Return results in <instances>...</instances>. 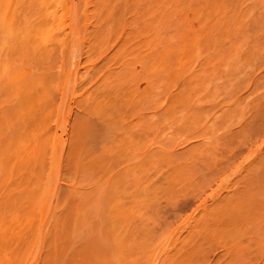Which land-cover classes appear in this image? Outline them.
Masks as SVG:
<instances>
[{
  "label": "rangeland",
  "instance_id": "374dc122",
  "mask_svg": "<svg viewBox=\"0 0 264 264\" xmlns=\"http://www.w3.org/2000/svg\"><path fill=\"white\" fill-rule=\"evenodd\" d=\"M72 1H74V3H76V4H74ZM80 1L81 0H71V3L74 5V11L76 12V16L74 15V17H73V15L71 16V19L69 18L70 16L68 15H66L67 17H65L64 19L62 18V20H61V22H59V23H62L63 22V20H65V22H64V24L66 23L67 24V22L69 23V25H74L73 27L71 26V29H73V28H76V25L79 23V21L77 22V20L79 19L78 17H80V26L81 27H83L84 29L83 30H85V32L87 31V29H88V31H87V33L89 34H87V35H85V37H84V39H83V35L85 34V32H82V30H80V32H79V30H78V32L79 33H81V34H79V33H77V34H79V35H81V36H79V35H77V34H75V35H77V36H79V41H80V39H81V41L82 42H84V44H82V42L80 41V44L81 45H84V46H81L80 47V51L78 52V53H74V52H76L77 51V49L79 48V41H76L75 39H77V38H73V34H74V32H73V34L72 33H70V32H72L71 30H69V28L70 27H68V26H66L65 27V25H63V24H60L61 25V27L60 28H63L62 30H59V28H57L55 31H56V33H58V37H56V34H55V32H54V40L53 41H56V39H59L60 41H66V43H68V44H64V46H63V48H62V50H61V48L60 47H58L59 45H58V43L60 42H56L57 44L55 45V44H50V46H49V43H51L52 42V40H51V42H49L48 43V46L51 48V47H53L54 49L53 50H55L54 52V54H55V56H54V64L52 65V67H53V70H52V73H53V75L56 77V79L58 78L59 79V81H60V85L62 84V83H64V84H62V86L64 85V87L63 88H59V89H61V90H59L58 91V88L57 87H60V85L59 86H57L56 88L54 87V89H53V91L51 92V93H53L54 91H58L57 93H55L54 92V95H52L51 94V96L49 97V98H51V100L48 98V100L46 99V101H48V102H46L45 101V103H47V104H50V102L52 103V104H50L49 106H53V109H52V107L50 108H46V109H48V110H50L51 109V111H52V113H51V111L47 114V115H45L44 114V112H43V116H45L44 118H43V120L41 119L42 117V115L40 116V119H41V122L43 123V122H45L44 121V119H46V116H47V118H48V120L49 121H46L44 124L46 125V127L44 126V124H42L43 125V127H45L44 128V130H42V133L44 132H46V134L48 135V137H47V135H45L44 137L45 138H42L43 140H47V142H46V140L44 141V142H46L45 143V145H49V146H46V147H48V149H46V147H45V151H44V158H43V160H44V165H43V173H44V179H43V181H41L42 179H39V177H37V174H38V171H39V169H36V170H34V171H32V170H29V173L30 174H33L32 175V177L30 178V180H26L27 182H29V183H31V182H33V183H39L40 182V184H42V185H44V186H47V184H49L50 182L52 183V184H50L53 188H55L54 189V192L52 193L55 197H56V195H57V193L59 192V194L62 196H60L59 194H58V197H57V199H55V197L52 195V199H51V202L50 201H48L47 200V202H48V204H50V206L49 205H45V206H47V207H49V209H46V207H45V209L47 210V212L46 211H44L45 209L43 208V210H42V212L44 211V213L47 215V217L48 216H51V215H53V214H50L52 211V209H53V206L54 207H57V209H55L56 211H58V212H56L55 211V213L54 214H58L59 213V209H60V207L59 206H62L61 208H63L62 209V213L63 212H65L66 210L64 209V208H68V204L70 203H72V205L71 206H73L74 205V203H75V205H76V203L77 202H80V203H82V205L80 204V206L82 207V206H85V207H87V208H84V211L86 212V216H87V212H88V210H89V212H90V209L91 208H94L95 207V203H96V200H99V199H96L95 197H93V196H91V193L89 192V191H91L92 190V186L91 187H87V186H89L90 184L92 185L93 184V180L95 179V181H96V179H98L97 180V182H96V184L100 181L101 182V184H103L105 187H104V189L106 190L105 192H107V188L109 187L110 188V191L112 190V188H111V186H113L112 184L115 182L116 183V178L118 177L119 179H121V181H118L117 180V183H116V185H114L115 187H114V190H115V188H117V190L116 191H114L113 192V190L111 191V192H113L115 195V198L117 197H119L120 196V194H122L120 197H121V199H120V197H119V199H116L117 200V206H118V208L120 207V205L118 204V201L119 202H121L120 200H122V202L120 203V204H122L121 206L122 207H124V208H126L127 210H128V206L129 205H131V207H132V203L134 202V204H135V206H136V204H137V206H136V208L135 209H137V210H135L134 209V211H139V212H141L142 213V211H140L139 209H140V207L139 208H137L138 206H140L139 204H138V202L139 201H141L142 200V195H141V200L139 199L138 201H134V200H136V199H138V192H139V194L141 193V189H144V186H145V189H146V185L148 186L147 187V189L145 190L146 192H144V194L146 195H148L147 197L148 198H150L151 197V201H150V199H148L149 201L148 202H153L152 204H154L153 205V207L152 208H154V210L153 209H149V207L147 208V207H145V209H147L146 211H148V213H146V211H144V209H143V212H145L146 213V215H141V213H140V215L138 214L139 212H137V215H136V212H134V213H132V216H130L129 215V217H133L134 215L133 214H135L136 216H139L138 218H136V216H134V218L136 219H133V220H131V222H129L130 220H129V218H128V223L126 222V218H127V216L128 215H126V217H125V213L123 214L121 211H119V209L117 208V206H114L112 203H114L113 201V199H111V197H114V196H112V195H110L109 196V199H104L103 200V209H101V210H104V214H102V212L100 211L99 212V215H100V219H98L99 217V215L97 216V214H95L96 215V217L94 216L93 217V215H92V213H93V211H91V213H89V217H91V221L93 222H90V223H92V227L94 226V228H95V226L97 225V226H99L98 224H100V222H98V220H101V221H103V218H105L106 217V222L105 221H103V222H105L102 226H104L102 229H101V227H100V231H98V230H96V232L97 233H95V234H98V236H102V237H100V240L99 239H97L98 241V243H97V245L99 244V242H100V246H101V243H103L104 244V246L106 247V251H107V249H110L111 251H110V253L109 252H106L104 249H100L99 251H96V250H98V247H97V245H96V243H95V245H96V252H94V253H97V254H95V257L96 258H93V256H94V254H93V256H91L92 254H91V252L90 251H92V249L91 248H93V247H91V246H93V245H88V244H86V245H88V246H90L91 248V250L88 252L89 253V255L90 256H88V254H87V251H88V249H89V247L87 246V247H85L84 245H83V247L84 248H82V242L86 239V237H85V239H81L80 238V236H83V235H81V233H84V232H87V231H84V228H85V226H86V230L87 229H91V227H89V226H91V224H89V221L88 220H90L89 218L86 220V221H83L85 218H84V214L83 213H85L83 210H81L82 212H81V217L82 218H84V219H82V220H80V221H77V220H79L78 219V217L80 216H77V219H76V221L77 222H82V224H84V223H87L84 227H83V230H79L80 229V227L81 226H78L77 225V222L76 221H74L75 219H74V217H72L71 216V214H73V213H71L72 211H74V210H76V209H78V206H77V208H75V205H74V209L72 210V211H70L71 210V208L72 207H69V212L71 213H69V212H65L64 214H63V216H61V215H58V216H61L59 219H57V221L58 220H60V222L58 221H54V223L55 222H57V223H61V218H62V223H63V221L65 222V220L64 219H66L67 217L68 218H70V222H73L74 221V223L76 222V224H75V226L77 225L78 226V228H76V229H78V231H83V232H81V233H79L78 231V233L80 234V236L79 235H76V234H78V233H76L75 235L73 234L72 236L70 235V234H68L70 231H72V229L71 228H73V226H72V224L73 223H69V224H71L68 228H70L71 230L69 231V229L67 228L66 230H64V231H62V230H60V232L58 233L59 235H62V238H63V240H62V238H60V239H55V236H57L58 234H56V235H54L55 234V229L53 230V240H56V242L54 243L53 242V240H50V239H44L43 240V238H45V236H43L42 234H44L45 233V231L47 232H50L49 231V227L50 226H52V224H54V223H52L51 221V219H49V220H51V221H49V222H51L50 224L51 225H49L48 223V218L46 217V215L45 214H43L40 210V212L41 213H39L38 214V212H37V215L36 216H32L33 217V219L35 220V222H36V228L38 229V225H48V227H46L45 226V228H46V230H42L41 232H40V230H37V232L36 233H38L39 234V239H41V240H39L38 239V235H37V237L35 236V240L34 239H32V237H34V235H35V231L34 232H32L33 233V235L32 234H29L30 236H31V239H28V237L29 236H27L26 234H24V231H23V234L25 235V236H27V237H25V239L24 240H26V239H28V242H27V244L25 243V245H26V249H25V247H24V249H22V244L24 245V240H22L21 238V240H22V242H21V248L20 249H22V250H19V248H18V250H17V247H15V246H13V244L14 243H16V242H14V241H12L14 238H15V236L14 237H12L13 236V234L11 235L10 233H8V237H9V235H11V237L12 238H8V237H6V236H4V238H3V240H0V244H1V242H2V244H4V246H1L0 245V264H43V263H45V264H60V263H62L63 261H64V263L63 264H65V261H66V263H67V261H69L70 259H71V257L73 258V260H74V262H78V264H79V262L80 263H84V262H86V264H113V263H111L112 261H114V263L115 264H118V262H120L121 260H120V258H122V256H124L123 257V259L124 260H126L125 259V254L127 253V255H130V257L132 256L133 257V255H136L137 256V254H139V252H137V251H145V249H139V248H143L141 245V243H143V244H146V241H150V239H148V238H146V236L143 234V233H145V234H149L150 235V233L149 232H147V230H149L150 232H152L151 233V236L153 237L154 235L153 234H155V236L152 238V239H154V238H159V237H157V236H160V238L162 237H164L165 238V240L163 239V240H161L160 239V241L163 243H165V244H162V246H161V243H160V241L159 242H157L158 244L160 243V245H158L157 247L156 246H154V248L153 247H151L152 245H156V242H155V244H154V242H153V244L151 243V241H152V239H151V241L149 242V243H151L150 245H149V243H147V246H145V247H147V248H150V249H148V251H145L144 252V255H141L140 254V256H137L138 257V259H140V260H136V256H135V258H133V259H135V260H133V259H131V258H128V260L127 261H121L122 263H120V264H142V263H144V264H164L165 262L166 263H170V261L171 262H173L174 264H177V261L180 259V258H177L178 256H180L179 255V253L177 252V251H180V253L182 254V252L184 251V249H183V251H182V246H183V248H185L186 246H188V247H192L191 245H193L194 243H192L193 241H195V240H192L193 238H191L192 236H197V238L195 237L194 239H197V240H199L198 242L200 243V245H201V247H200V251H201V249L203 248L204 249V246L202 245L203 243H205L204 245H206L205 246V250H207L206 252L204 251V253H205V257H204V255H203V257L204 258H206L204 261H202V255H201V257L200 258H197V255H194V256H196V259H198V261L196 260V264H198L197 262H200L199 264H217V262L219 263L220 262V259L222 258V260H223V258L226 260L225 262L224 261H222V263L220 262L219 264H223V262L225 263V264H230L231 262H233V263H231V264H237L236 263V261L235 260H238V264H243L241 261L244 259L245 261L247 260L248 261V258H245L246 256H244V254H243V252L245 253H250V250L247 252V249H246V247L247 248H251V254H253L254 252H255V250H253L254 248H256V246H258V245H251V244H248V242L246 243V244H248V245H246V244H243V240H245V238H247L246 240H245V242L246 241H248L249 240V243L252 241V244L254 243V244H257V243H259V242H261L262 240H259V242H256L255 240L256 239H258V238H260V239H263L264 240V234L263 233H261L263 236H261L260 235V233L258 232V231H260V229H261V227H263L264 228V225L263 226H261V219H259V218H257V216L258 215H260L259 213H261V212H259L260 210L262 211V207H259V208H256V209H258V211L256 210V211H254L253 209H255V208H251L250 207V209H251V215H249L250 214V212L248 211V210H246V209H248V208H246V206L248 207V205H246L245 207H242L240 204H241V202L240 201H238V202H240L239 204H238V202H236V200L234 201V203L237 205V207L239 208V205L244 209V210H246L245 212L246 213H242L241 212V214H243V216H241V214H240V219L242 220H240L239 219V214L236 216V215H232L233 214V208L235 207H233L232 205V207H228L229 205L228 204H230V203H228L227 205V207H225L226 209H223V206H222V204L221 205H216L215 204V201H216V203L218 204L219 202L221 203L222 201H224L225 200V197H227V198H229V196H230V198L232 197L231 196V194H235L236 192H234V191H236V190H238V195H240L239 194V192L240 191H242V188H241V190L239 191V188L241 187V186H244L243 184V182L241 183V181H243V180H240L238 183H239V188H237L238 186H236L235 185V183H236V179L237 180H239L240 178V175L239 174H243L242 172H243V170H245V167L249 164V162L248 161H251L252 160V155H251V152H247V150H249V151H252V150H250V148L252 147L253 149H254V146H250V148H249V145H253L254 143L255 144H258V145H260V143H262L263 141H264V135H262L261 136V139L263 140H261L260 141V143H259V140H260V138H258V135H260V134H258L257 135V141L256 140H254V143L252 144H250V142H251V140L253 141V139H251V138H253L252 136L254 135L255 136V133H254V130L255 129H257V127L256 128H254V130H252V126L249 128V126H250V124L251 123H255L254 122V120H253V122H252V116H251V113L248 111L249 109H251L252 107H254L252 104H253V102H254V100H252V101H250L251 100V98L253 97V98H255L254 96L258 93H260L261 92V90L260 91H258L257 90V85H258V83H256V81H252L251 83L252 84H250V82L249 83H247L248 85H250V86H248L247 84H246V82L247 81H251L252 79H254L255 77L252 75V79H251V72H249L248 73V71L249 70H252V68L253 69H256V70H254V71H257V72H263L261 69L262 68H264V61L263 62H261V60H263L264 59V51L263 52H261L262 50H263V48H264V46L261 48V49H259V45H262L263 43L261 42V41H263L264 42V39L262 40V38L260 39V38H257L256 37V35L254 34L255 32L257 33V32H259V31H257L258 30V28H259V30H261L260 28H264V24H261L260 23V20H261V18H263V20H264V15L262 16V14H264V5H262L264 2V0H254V1H257L256 3L257 4H259V2H260V4L259 5H257L256 6V3H255V5H254V3H252L250 0H249V2H247L246 0V2L247 3H245L244 2V4H245V7H244V5L243 4H241V6L243 5V7L245 8L244 9V11L246 10V9H250V8H247V6H246V4L248 5L250 2V4L254 7H252V9L249 11L251 14H253V12L256 14V16H255V14H253V16L251 15V18L253 17V18H255L254 19V21H253V18H252V21L254 22H250V25H249V23L248 22H245L246 20H245V18H244V20L245 21H243V23H242V21H241V19H243V18H241V16H243L244 15V17H245V12L242 10V12H244V14L242 15L241 14V11H239V10H237L235 7L233 8L232 6L230 7V4L232 3L231 1L230 2H228V3H230V4H228L229 5V7H230V9H232V10H236V12L238 11V12H240L239 14H241L240 16H239V21L241 22L240 24H243V26H246V28H248V30L246 29V28H244V29H246L245 30V34L246 35H244L243 37L244 38H248V34L249 35H251L249 38H248V40H246V41H244L246 44H247V42H250V38L251 39H254V40H252V43L250 42L249 43V46H248V44H247V46H248V48H247V46H246V44L244 45L245 46V48H244V46L242 47L241 45H239V44H241L242 43V41H243V37H242V33H243V26H241V28H242V31H240V32H237L236 30L238 29V28H240L239 27V21L238 22H236L238 19H237V16L239 15L238 14V12H237V16H236V18H234V17H232V16H230V17H232V18H224V16L226 15H222V14H224L225 12L223 11V8H221V7H219V8H221V10H222V12H224V13H222V14H220V10H218V8H216L217 9V11L219 12V14H217V17H214V16H216V15H214L213 16V18H210V20H212L213 19V21H211V22H209V25H213L214 27H215V25L218 27V25H219V23L221 22V24L219 25V26H222L223 25V29L218 33V35H216V36H214L213 37V35H215V34H212V33H209V31L211 32V30H210V26L208 25V21H209V15H211L213 12H209V9L210 10H212L211 8V6L213 5L214 7H217L216 6V3H218L219 4V2L221 1H219V2H215L214 0H212V1H214L213 2V4H212V2H208L210 5V8L208 7V6H206V5H208L207 4V1L208 0H200V4H202L203 5V7H204V10H205V7H208V8H206V12L203 10V13H204V16H205V18L206 19H208V20H206V23L207 24H205V18L203 19V17L201 18V16H203V14H201L200 12H202L199 8H197L196 6H195V4L193 5L192 3H194V2H190V0H188V1H186V0H180V3H179V8H184V9H188L187 11H186V13H187V15H188V17H185L187 20H185V22L184 23H187V26H185L186 27V29H184L185 31H187L188 32V35L186 34V32H185V34H186V36L184 37V35L182 34V33H184V30L183 29H181V28H183L184 26H182V19L181 18H184V17H180V21H181V25H179L178 26V29L180 30H177V29H175V27H177V26H175L176 25V23L178 22V20L176 19V18H179V15H177V13H175L176 12V10H174L175 12H172L173 13V15H176V16H178V17H175V19L176 20H174V19H172V17H170L171 18V20H169V24H168V22L166 23V20H168V19H164L165 21H163V22H165L164 24H167V25H164L163 24V22H161L162 23V25H164V26H159V27H161L164 31H166V32H164L163 30H157L158 28V24L160 23V21L158 22V21H154L155 19L152 17H150V18H148V22L146 21V19L144 18V17H146V16H142L141 14L144 12V11H142V10H149V13L151 12V8H157L156 7V4L153 6L152 4V1H151V4L150 5H152L153 7H147V9H146V6H144V7H141V8H143L142 10H140V11H138V12H136L134 9V14L135 15H130V17H128V15H127V13H126V11L127 10H131L132 11V9H130V8H126L124 5H126V4H124L123 5V0H117V3H116V1H113L115 4H117L118 5V7L117 8H119V5L120 4H122L124 7L122 8L121 6L122 5H120V7L122 8V11H123V9L125 8L126 9V11L124 10L123 11V14H125L126 13V15H127V17L126 16H124L123 18H125L126 17V19H123L122 18V16H123V14H122V16H121V14H119V11H120V13H121V8H120V10L118 11L117 10V8L115 7L116 5H114V10L116 9V11H113V12H116V13H118V14H116V15H114V13H113V15L116 17L117 15H118V17L120 18V20H119V18L118 17H114V18H112V20H108V16L111 14L110 13V10H109V12H108V9L110 8H108L107 9V7H108V5L110 4V6H113L112 4H114V3H112V2H108L107 3V1L106 0H103V3L105 2V5L103 4V5H101L102 3H101V1L100 0H97V2H96V0H95V3H97L98 5H96L95 3L93 4V5H96V7L98 8V6H99V8L97 9V11H94V9L96 8L95 6H93L92 4H91V2H93L92 0L90 1V6L92 5V7H87V8H89L90 10H92V11H94V13L96 12H98L97 14L98 15H103V16H105V13H106V11H107V13L106 14H108L107 15V18H106V16H105V19L104 20H106L107 19V21H110V23H111V21H112V28H110V25L108 26L107 24H104V25H107L108 27H109V30L108 31H110L109 33L107 32V30L105 31L106 33L104 34V32L102 33V34H104V36L103 35H101V33L100 32H102V31H104V29H106V27L104 26V27H100V25L99 26H95V24H93V22H95L96 21V19H98L99 17L97 16V14H96V16H97V18L95 17V14L94 13H90V12H92V11H88V13H86V11L87 10H89V9H86V11H85V14H86V16H90V17H92L93 15H94V17H92L91 18V20L93 19V18H95V21H91V20H89V18H86V16H85V18L84 19H86V20H84L83 19V17H81V15H79V16H77L78 15V13H83V11L85 10L84 9V7L86 8V3L87 4H89V0H87V2H86V0H82L81 2H82V5L84 4L85 6H83L82 8L84 9H79V7L77 6V3H78V5H79V3H80ZM119 1V2H118ZM121 1V2H120ZM134 1V0H133ZM136 1V0H135ZM145 1V0H144ZM144 1H142L143 2V4H141V5H146V3L148 4V3H150V1H148V2H146L145 4H144ZM157 1V0H156ZM160 1H163V2H165V0H160ZM171 0H169V2H170ZM175 1V0H174ZM197 1V0H196ZM218 1V0H217ZM229 1V0H228ZM232 1H234V0H232ZM244 1V0H243ZM123 2V3H122ZM126 2H130V1H126ZM137 2V1H136ZM172 2V1H171ZM170 2V3H171ZM176 2H178V0H176ZM203 2L206 4H203ZM225 2V0L223 1L222 0V3L224 4V5H227V3L225 4L224 3ZM235 2L237 3V2H239V0H235ZM234 2V5L236 4ZM240 2L242 3V1L240 0ZM120 3V4H119ZM133 3V2H132ZM132 3H128V4H132ZM138 3H140V2H138ZM161 3V2H160ZM160 3H158L159 5H160ZM166 3V2H165ZM164 3V4H165ZM170 3H169V7H170ZM175 3V2H174ZM173 3V5H172V3H171V10H172V7L175 5ZM197 3H198V1H197ZM221 3V4H222ZM81 4V3H80ZM100 4V5H99ZM162 4V3H161ZM217 4V5H218ZM76 5V6H75ZM81 5V6H82ZM107 5V7H106V9H105V6ZM137 5V4H136ZM141 5H139V6H141ZM150 5H147V6H150ZM159 5H157V6H159ZM202 5H200V6H202ZM239 5V4H238ZM262 5V6H261ZM89 6V5H88ZM101 6V7H100ZM103 6H104V10H106L105 12H103V13H101L102 11H104L103 10ZM134 6V5H133ZM139 6H137V7H139ZM168 6H166L165 8H164V10L166 9V8H168ZM200 6H198V7H200ZM222 6V5H221ZM235 6H237V5H235ZM240 6V7H241ZM249 6V5H248ZM76 7H78V9L77 10H75L76 9ZM95 7V8H94ZM128 7V6H127ZM129 7H132V6H129ZM161 6H159V8H160ZM174 7H177V3H176V5L174 6ZM178 7H177V10H178ZM223 7V6H222ZM238 7V6H237ZM242 7V8H243ZM94 8V9H93ZM140 8V7H139ZM139 8H137L138 10H139ZM140 8V9H141ZM149 8V9H148ZM154 8V9H155ZM202 8V7H201ZM226 8V7H225ZM225 8H224V10H225ZM239 8V7H238ZM242 8H240V9H242ZM59 9V8H58ZM61 9V8H60ZM135 9H136V7H135ZM153 9V10H154ZM161 9V8H160ZM203 9V8H202ZM215 9V8H214ZM213 9V10H214ZM215 9V10H216ZM54 11H57V12H62V10H57V8H54L53 9ZM52 10V11H53ZM82 10V11H81ZM99 10V11H98ZM113 10V9H112ZM111 10V11H112ZM171 10L170 11H168V12H170V14H172L171 13ZM172 10V11H173ZM226 10H228V9H226ZM118 11V12H117ZM157 11H158V13L157 14H159V10L157 9ZM166 11V10H165ZM164 11V12H165ZM179 11V10H178ZM180 11H181V9H180ZM184 11V10H183ZM183 11L180 13V14H182L183 13ZM189 11L191 12V11H194V12H196V14H197V17H198V15L199 14H201V15H199V18L197 19V17H196V15L194 16L195 18H193L192 19V15L193 14H195L194 12H193V14H192V12L191 13H189ZM217 11H215V12H217ZM230 12H231V10H229ZM100 12V13H99ZM128 12V11H127ZM154 12V11H153ZM164 12H160V14H162L163 13V15H164ZM168 12L166 13V14H168ZM185 12V11H184ZM214 12V13H215ZM235 12V13H236ZM246 12H248L247 10H246ZM248 12V13H249ZM110 13V14H109ZM130 13V12H129ZM185 13V14H186ZM210 13V14H209ZM227 13H228V11H227ZM232 13V12H231ZM231 13L230 14H227V15H231ZM234 13V12H233ZM259 13H261V18H260V20H258L259 19ZM88 14V15H87ZM90 14V15H89ZM132 14H133V12H132ZM144 14V13H143ZM259 14V15H258ZM59 15V14H58ZM61 15V17H64V16H62L63 15V13L62 14H60ZM65 15V14H64ZM145 15H147V12H145ZM169 15V14H168ZM167 15V16H168ZM173 15H171V16H173ZM183 15V14H182ZM218 15H219V18H220V16H221V18H222V20H223V22H224V20L226 21V22H228V19H230V21H231V19H237V20H232L231 22L229 21L228 23H227V25H228V27L227 28H225L226 27V25H225V22L223 23L222 21H220L219 19H218ZM235 15V14H234ZM111 16V15H110ZM110 16H109V19H110ZM139 16V17H138ZM155 16H157V15H155ZM184 16V15H183ZM186 16V15H185ZM190 16V17H189ZM223 16V17H222ZM137 17V18H136ZM149 17V16H148ZM160 17V16H159ZM164 17H165V15H164ZM163 17V18H164ZM210 17H212V15L210 16ZM228 17V16H227ZM248 17V16H247ZM246 17V19H247V21H248V19H250L249 17L247 18ZM73 18H75V19H73ZM129 18V19H128ZM131 18V19H130ZM134 18L136 19L134 22H136V24L135 23H130V25L128 24V22H130V21H132V20H134ZM157 19H158V17H156ZM162 18V17H161ZM161 18L159 19V20H161ZM191 18V19H190ZM224 18V19H223ZM241 18V19H240ZM70 19V20H69ZM77 19V20H76ZM87 19H88V21H90L91 22V25L89 24H87L88 22H87ZM103 19V17H101V19L100 20H102ZM114 19V20H113ZM144 20V23H148V24H150V22H152L151 23V25H150V27L152 28L153 26H155V28H157V29H154L153 31H151V29L150 28H143L142 26H144L145 24H142L141 25V21L142 20ZM153 19V20H152ZM156 19V20H157ZM201 19V20H200ZM215 19H218L217 20V22H215ZM257 19V20H256ZM100 20H98V21H100ZM128 20V21H127ZM150 20V21H149ZM163 20V19H162ZM161 20V21H162ZM190 20V21H189ZM192 20V21H191ZM195 20H197V21H195ZM203 20V21H202ZM251 20V19H250ZM263 20H261V22L262 23H264L263 22ZM67 21V22H66ZM71 21V22H70ZM73 21H74V23H73ZM77 23H76V22ZM85 21H86V23H85ZM98 21H96V22H98ZM146 21V22H145ZM184 21V20H183ZM89 22V23H90ZM106 22V21H105ZM125 22H127V23H125ZM133 22V21H132ZM191 22H192V24H191ZM203 22H204V24H205V26H204V24H203ZM212 22H213V24H212ZM233 22H235V24L233 23ZM244 22H245V24H244ZM53 23L54 22H52V21H50V23H49V26H50V28L53 26ZM99 23H104V21L102 20V22H99ZM109 23V24H110ZM154 23V24H153ZM183 23V24H184ZM230 23V24H229ZM238 23V24H237ZM247 23H248V25L249 26H247ZM255 23L257 24V25H255ZM259 23H260V25H262L261 27H260V25H259ZM56 24V26L58 25V23H54V25ZM93 24V25H92ZM115 24V25H114ZM132 24V25H131ZM133 24L134 25H136V26H133ZM147 24V25H148ZM152 24H153V26H152ZM191 26H190V25ZM86 25H88V26H86ZM114 25V26H113ZM128 25L132 28V27H134V28H132L133 29V31H134V33H133V31L131 30V32L133 33V34H130L129 33V31H130V29L128 28ZM178 25V24H177ZM203 25V26H202ZM56 26H54L55 28H56ZM59 26V25H58ZM77 26H79V25H77ZM91 26V27H90ZM95 27V29L96 30H98L97 28L98 27H100V29L101 28H104V29H102V30H99V31H97V32H99V34H100V38H99V34H97V36H98V40H97V42H101V44H100V42L98 43V45H97V42H95V39H96V37L97 36H95V35H92V34H94V33H92V30H93V32L95 31V29H94V27ZM125 26V28L127 29V32H128V34H124V35H128L129 36V38H127L126 36V39H127V42L128 43H126V42H124V39H125V37H123L124 35H123V33H125L126 32V29H125V31H124V29H123V27ZM127 26V27H126ZM166 26V27H165ZM169 26V27H168ZM189 26H190V28H189ZM201 26H202V28H201ZM209 26V27H208ZM212 26V27H213ZM233 26V27H232ZM236 28H235V27ZM54 27H53V29H54ZM80 27V28H81ZM86 27H87V29H86ZM119 27V28H118ZM164 27V28H163ZM171 27V28H170ZM174 27V28H173ZM208 29H207V28ZM233 29H232V28ZM238 27V28H237ZM249 27H250V29H249ZM78 28V27H77ZM79 28V29H80ZM114 28V29H113ZM116 28V29H115ZM121 28V29H120ZM167 28V29H166ZM189 28V29H188ZM241 28L239 29V30H241ZM82 29V28H81ZM129 29V30H128ZM137 29L139 30L140 29V31H144V34H143V32H138L137 31ZM150 29V30H149ZM200 29H201V31H202V33H201V36H200ZM212 29V28H211ZM219 29H220V27H219ZM224 29H225V31H224ZM231 29H232V31H231ZM234 29H236V30H234ZM255 29V30H254ZM74 30V29H73ZM90 30V31H89ZM156 30L157 31H160L159 33H161V35H160V37H159V33L157 32L156 34H158L157 35V37H159V39L156 37V35H155V32H156ZM174 30V31H173ZM176 30H177V32L179 33L180 32V34H182L183 35V39L182 38H180V36L182 37V35H180L179 37L177 36V35H179V34H177L176 33ZM188 30H190V31H188ZM207 30V31H206ZM209 30V31H208ZM213 30V29H212ZM218 30V29H217ZM238 30V31H239ZM254 30V31H253ZM263 30V29H262ZM260 31L259 33H263L264 34V30L263 31ZM74 31H77L76 29L74 30ZM124 31V32H123ZM154 32L153 34H154V36H152V33L151 32ZM183 31V32H182ZM205 31L207 32V35H208V33L209 34H211L212 35V37H209V36H211V35H208L207 37H205V36H203L204 34H206L205 33ZM223 31V32H222ZM229 31V33L228 34H230L229 36H228V38L226 37V36H224V35H226L227 34V32ZM234 31H235V33H234ZM246 31H247V33H246ZM112 32V33H111ZM115 32V34H113ZM162 32H164V34L162 33ZM168 32V34L170 33V35H168V36H170L169 38L172 40V42L174 41L173 40V38H171V37H174V39H179L180 38V40H178L177 39V41L175 40V42H171V43H168L169 41H171V40H168L169 38L167 37V33ZM198 33V35L200 36V39H201V42H199L200 41V39H199V37H198V35H197V33ZM216 32V31H215ZM252 32V33H251ZM82 33H84L83 35H82ZM96 33V32H95ZM117 33V34H116ZM121 33V35L120 36H118V34H120ZM196 33V34H195ZM226 33V34H225ZM233 33V40H232V42H234V41H236V42H238V40H236L237 38L239 39V42H241V43H239L238 42V46L237 47H239L240 48V46L242 47L241 49H244V52H245V54L247 53L246 51H247V49H248V51L251 49V52L252 51H254V52H256L255 50H253V46H256L255 45V43H257V41H258V44L259 45H257V51H259V54L258 55H260V53H261V57L260 56H258V55H256V53H254L255 55H256V60H255V55L252 53L251 55L249 54V53H247L246 55L244 54V52H242V50L240 51V49H239V51L240 52H238V51H236V50H238V48L235 50L234 49V47L236 48V45L235 46H233L234 44H236V42L235 43H233V45H231L232 44V42H229V39H231L232 38V36H231V34ZM237 33V35L235 36L234 34H236ZM240 33V34H239ZM259 33H257V36H259ZM72 34V35H71ZM113 34V36L111 37V35ZM141 35V36H139V35ZM196 36H195V35ZM224 34V35H223ZM227 34V35H228ZM242 34V35H241ZM118 36V37H114V36ZM123 35V36H122ZM146 35V37H144V36ZM151 35V36H150ZM173 35V36H172ZM262 35V34H261ZM74 39V41H76V42H74L75 43V45H77L76 43H78V48H76V51L73 49V48H71L70 46H72L70 43H73V41L71 42V40L72 39H70L71 37ZM86 36H87V38H86ZM121 36H122V38H121ZM150 36V37H149ZM164 36V37H163ZM168 38H166V37ZM219 36H221V37H219ZM223 36L225 37V38H223ZM235 36V37H234ZM246 36V37H245ZM252 36H254V38L252 37ZM82 37V38H81ZM92 37V38H91ZM95 37V38H94ZM152 37V38H151ZM164 39H163V38ZM177 37V38H176ZM197 37V38H196ZM202 37V38H201ZM205 37V39H206V41L208 40V38L209 39H213V41L212 40H208L209 42L210 41H212V42H205V40L203 39ZM215 37H217V38H215ZM237 37V38H236ZM255 37L257 38V39H259V40H261V41H259V40H257V39H255ZM86 38V39H85ZM94 38V39H93ZM117 38V39H116ZM140 38V39H139ZM150 38H151V40H153V43H154V40H155V45L152 43V45H150V42H151V40H150ZM220 38V39H219ZM222 38V39H221ZM264 38V37H263ZM77 39V40H78ZM142 39L143 40H145V41H147V42H143V43H145V45L142 43ZM163 41H162V40ZM196 39V40H195ZM204 40V44H203V40ZM215 39V40H214ZM85 40V41H84ZM158 40V42L160 41V43L159 44H162V47H158V42H156ZM194 40V41H193ZM216 40H219L218 41V43H221L220 45L219 44H216L217 46H215V43H217L216 42ZM220 40H222L221 42H220ZM257 40V41H256ZM126 41V40H125ZM139 41H141L140 42V45H139ZM166 41H168V42H166ZM197 41V42H196ZM254 41V42H253ZM61 42V44H63ZM166 42V43H165ZM261 42V43H260ZM127 44V45H124V44ZM195 43V44H194ZM207 43L208 44H210V46H211V43H212V45L213 46H215V47H211V48H209V45H208V47H207ZM229 43H231V44H229ZM158 44V45H157ZM167 44V45H166ZM170 44V45H169ZM173 44V47L171 48V45ZM194 44V45H193ZM200 44V45H199ZM251 44H253V45H251ZM144 46L145 47V49H143V47H140V46ZM148 45V46H147ZM165 45H166V47H168V48H166L165 47ZM218 45L220 46V49H219V47H218ZM231 45V46H230ZM47 46V47H48ZM96 46V47H95ZM98 46V47H97ZM126 46L128 47V49L126 50ZM136 46H137V49H136ZM150 46H152V48H150ZM155 46V47H154ZM160 46V45H159ZM230 46V47H229ZM233 46V47H232ZM77 47V46H76ZM82 47H83V49H82ZM92 47H94V48H96V49H94V50H91V48ZM130 47V48H129ZM134 47H135V49H134ZM138 47H140L141 49V51L138 49ZM147 47V48H146ZM199 48L198 49V54H196L197 53V49H195V48ZM229 47V48H228ZM231 47H232V49H231ZM252 47V48H251ZM122 48H124V50H123V54L126 52L127 53V55H128V57L127 58H122V62H120L119 60H120V58H121V54H120V52H122V51H120V50H122ZM148 48H150V50L152 49V51H150ZM171 48V49H170ZM52 49V48H51ZM67 49H69V51L67 50ZM70 49H73L74 50V52H73V50H72V52L74 53V55H75V57H74V55H73V53L71 54V50ZM132 49H134V50H132ZM165 49H167V51L165 52ZM195 49V50H194ZM218 51H217V50ZM224 49H225V51H224ZM228 49H229V51H228ZM230 49L231 50H233L232 52H230ZM246 49V50H245ZM254 49H256V47H254ZM63 50H65L64 51V53H63ZM96 50V51H95ZM99 50V51H98ZM103 52H105V53H102V51ZM105 50H107V51H105ZM142 50H143V52H142ZM206 52H204V51ZM210 50V51H209ZM235 50V51H234ZM99 53H98V52ZM100 51H101V53H100ZM117 51H118V53L120 54L119 56H120V58L118 59V58H115V60L113 59V56H115V53L117 54ZM120 51V52H119ZM127 51H130V54H129V52H127ZM131 51H133V52H135L136 53V55L135 56H137L138 55V57H137V59H136V57L132 54V52ZM214 51V52H213ZM215 51H217L218 53H216ZM209 52V53H208ZM227 52H229L228 54H227V56H226V53ZM242 52V53H241ZM250 52V51H249ZM250 52V53H251ZM126 53H125V56H127L126 55ZM138 53V54H137ZM143 53V55H141ZM166 53V54H165ZM195 53V54H194ZM98 54V55H97ZM102 54H103V56H104V54H105V57H106V60L104 59V57L102 56ZM162 54H163V58H162ZM165 54V55H164ZM168 54V55H167ZM202 54V55H201ZM212 54H213V56H212ZM218 55V56H216V55ZM220 54H221V56H220ZM232 54H234V56H235V54L237 55V58L239 59V60H236V59H232V57H233V55ZM73 55V56H72ZM101 55V56H100ZM108 55V56H107ZM139 55H141L142 56V58H143V60L144 61H142V60H140V59H142L141 58V56H139ZM231 55H232V57H231ZM254 55V56H253ZM98 56V57H97ZM133 56V60L134 59H136V60H131L132 57ZM144 56V57H143ZM147 56V60H149V59H151V60H149V62L151 61L152 62V64L154 65L153 67H149L148 65V61L146 62L145 60L146 59H144L145 57ZM152 56L154 57V58H152ZM159 56L161 57L160 59H159ZM165 56V57H164ZM196 56V57H195ZM198 56V57H197ZM202 56V57H201ZM206 56H208V57H206ZM215 56V57H214ZM224 56H225V58L226 59H224ZM242 56V57H241ZM253 56V57H252ZM110 57H112L111 59L113 60V62H112V60L111 59H109ZM123 57V56H122ZM139 57H140V59H139ZM204 57H206V59L204 58ZM214 57V58H213ZM219 57H221V58H223L225 61H223V63H222V65L220 64L219 65V63H220V60H222L221 58L220 59H216V58H219ZM247 57V59L246 60H244L245 58ZM99 58V59H98ZM149 58V59H148ZM167 58V59H166ZM196 58V59H195ZM200 58V59H199ZM227 58H229L230 60L232 59V61H231V63L229 62L228 63V61H230L229 59H227ZM233 58H236V56L235 57H233ZM243 60H242V59ZM252 58V59H251ZM261 60H260V59ZM103 61H102V60ZM197 59H199V61L197 60ZM203 61H202V60ZM209 59V60H208ZM242 60V62H240L241 60ZM252 61H251V60ZM96 60V61H95ZM110 60H111V62H110ZM125 60L127 61V62H125ZM130 60V61H129ZM162 60V63H160L159 64V62ZM201 60V61H200ZM236 60V61H235ZM253 60H255V61H253ZM90 61H92V62H90ZM99 61V62H98ZM101 61V62H100ZM234 61H235V63H234ZM237 61H239V62H237ZM106 62H108L109 64H106ZM131 63V65H129V63ZM143 62H146L145 63V69L146 70H144V64H143ZM150 62V63H151ZM165 62V63H164ZM219 62V63H218ZM222 62V61H221ZM228 63V65L230 64V66H228L227 67V65H224V67H225V69L227 70V72H228V74L226 73V70L225 69H221V67L223 66V64L224 63ZM245 62V63H244ZM246 62H248V63H246ZM261 62V63H260ZM92 63V64H91ZM158 63V64H157ZM164 63V64H163ZM238 63H240V64H242V63H244V65H246V66H244V67H246L245 69H244V71L242 70V68H244L243 67V65H241L240 66V64H239V66H238ZM263 63V64H262ZM78 66V69L77 68H75V67H77L76 65ZM127 65V66H125V65ZM148 64V65H147ZM151 64V65H152ZM158 66V67H160L161 66V69L160 68H158V67H156V65ZM205 64V65H204ZM214 64H215V66H214ZM218 64V67H219V69L221 70L219 73H221V74H216L218 71L216 70V69H218L217 68V65ZM234 65V67H233V65ZM251 64L252 65H258L257 67H259V68H257V67H253V66H251ZM261 66H260V65ZM75 65V66H74ZM107 65V66H106ZM148 66V68H150V69H152V68H154V69H152V70H149L148 71V68H147V66ZM110 66V67H109ZM124 66V67H123ZM130 66H131V68L132 69H130L129 71H131L132 70V72H133V75L130 73V72H128V69L130 68ZM162 66H164L163 68H162ZM210 66V67H209ZM263 66V67H262ZM51 67V68H52ZM123 67V68H122ZM126 67H128L127 68V70L125 69ZM155 67L156 68H158L157 70L155 69ZM208 67L210 68V69H208ZM214 67H216V68H214ZM224 67H222V68H224ZM233 68V70H236L235 71V73H237V74H235L234 72H233V70H228V69H230V68ZM236 67L239 69L240 68V70H238L239 72H241V73H239L238 71H237V69H236ZM75 68V69H74ZM231 68V69H232ZM251 68V69H250ZM106 69H108V70H110L111 72H112V74H111V72L110 71H108V70H106ZM120 69H123V71H125V72H123V73H125V74H123V73H121L120 71ZM160 69V70H159ZM218 69V70H219ZM257 69H259L260 71H258ZM69 70H70V72H69ZM74 70V71H73ZM120 70V71H119ZM156 72H155V71ZM163 70H165V72L163 71ZM212 70H214L215 72H213ZM224 70V71H223ZM264 70V69H263ZM66 71H68L67 73H66ZM72 71V72H71ZM145 71H146V73H145ZM150 71H153V72H150ZM157 71H161V73H163L162 75H165V76H162V75H160V73H159V75L158 76H160V77H158V76H155L156 74H158V72ZM163 71V72H162ZM222 71H223V73L225 72V74H223L222 73ZM230 71V72H229ZM253 71V70H252ZM64 72V74L62 75H60V73H63ZM77 72V73H76ZM108 72V73H107ZM113 72H118L117 74L115 73V76L117 75V76H119V78L121 77V75H119L120 73L123 75V79H125V80H130L131 79V77H132V79L131 80H134L133 78L135 77V79L136 80H134L135 81V83H134V81H132L131 82V84H134V86L135 87H133L132 88V86L130 87V86H128L130 83V81H128L127 83V85H126V81L125 80H116V79H119V78H117V76H116V78H115V76H114V74H113ZM155 72V73H154ZM205 72V73H204ZM209 72H210V74H209ZM233 72V73H232ZM257 72H256V74L254 73V72H252V74H254V75H257ZM259 73V74H262V73ZM71 73H72V75H71ZM130 73V74H129ZM145 73V74H144ZM149 73H151L150 75H149ZM154 73V75H153V78L151 77V75ZM176 74V75H174V74ZM190 73L193 75V73H194V77L192 78V81L193 82H196L195 84L196 85H199V87H200V85H201V81H203L202 79H204V77H206V76H209V79L211 78V73H212V77H213V82L215 81L216 82V79H215V77L214 76H216V77H218V79H217V82L215 83L217 86H213L214 88H215V91H216V94H214L215 93V91H214V88H213V90L211 91V88H212V86L210 87L209 86V84H211V82L210 83H207L208 84V86L210 87L208 90H210V92L208 91V94L206 93L207 92V89H203V90H198L199 88H196L194 85H193V89H194V87H195V89H197L196 91L195 90H193L190 86H191V84H193L192 83V81L191 80H189L188 79V77H191V75H190ZM195 73L198 75V78L197 77H195L196 75H195ZM68 74V75H67ZM76 74V76L79 74V77L78 78H76L74 75ZM127 74H129V75H131V76H129V78L128 79H126V77L124 78V75L125 76H127ZM135 74V75H134ZM143 74H144V76H143ZM147 74V75H146ZM188 74V75H187ZM209 74V75H208ZM213 74H216V75H213ZM247 74H249V76H250V80H247V79H249L248 78V75ZM258 74V75H259ZM60 75L61 77L63 76V77H65L66 78V82H67V76H69L70 75V78H72V79H70V80H72L71 81V83L73 82H75L74 84L72 83V88H73V91L74 92H72V94L69 92L70 90H66V88H68V89H70L67 85L69 84V85H71V83H68V82H70V80L67 82V83H65V82H63L64 81V79L65 78H61L60 76V78L58 77V76ZM67 75V76H66ZM89 75V76H88ZM149 75V76H148ZM190 75V76H189ZM246 75H247V77H246ZM73 76L75 77L74 79H73ZM143 76V77H142ZM155 76V77H154ZM162 76V77H161ZM90 77V78H89ZM113 77L115 78V81H119V82H116V83H112V81H114V80H112L113 79ZM151 77V80H149V78ZM259 77V76H258ZM109 78H110V80H109ZM122 78V77H121ZM145 78H148V79H145ZM174 78V79H173ZM260 78V77H259ZM61 79H63V81H61ZM78 79V80H77ZM189 80V82L191 81V84H190V86H188V81H186V80ZM207 79V78H206ZM208 79V82L209 81H212V79L211 80H209ZM246 79V82L244 81ZM258 79V78H257ZM256 79V80H257ZM106 80V81H105ZM112 80V81H111ZM255 80V79H254ZM56 81V80H55ZM111 81V83H112V85L113 84H117L118 86H116V87H118L117 89L115 88V86H110L109 84H107V82L109 83ZM114 81V82H115ZM173 81V83L171 84V82ZM228 81H231V82H228ZM233 81V82H232ZM101 82V83H100ZM154 82V84H156V87H153L154 86V84H152V87L153 88H151V83H153ZM205 82H206V80H205ZM205 82H203V84L205 83ZM257 82H258V80H257ZM58 83V82H57ZM123 83V84H122ZM125 83V84H124ZM187 83V84H186ZM231 83V84H230ZM232 83H234V89L231 87V85H232ZM66 84V85H65ZM119 84L121 85H123V88L121 89V88H119ZM206 84V85H207ZM228 84H230V87L232 88V89H230V90H232V91H230L229 89H228ZM241 84H243V86L246 84L247 86H248V88L249 87H252V85L254 86L255 84H256V86H254V87H256V94L254 93L255 91H254V88H253V90L251 89V91L252 92H249L250 90L248 89V88H242L241 86ZM73 85H74V87H73ZM77 87H76V86ZM110 86L111 87V89H110V87L108 88L107 86ZM122 85L120 86V87H122ZM125 85V86H124ZM239 85H241V86H239ZM78 86H80V87H78ZM102 86V87H101ZM129 88H128V87ZM187 86H188V88H187ZM202 86V85H201ZM207 86V87H208ZM124 87L126 88H128L129 90H130V88H131V90L129 91V92H131L132 91V93H133V89H134V97L132 98V99H130L132 96H130V95H132V93L130 94H128V90H127V92L125 91V90H123L124 89ZM190 87V88H189ZM206 87V86H205ZM227 87V89H225ZM239 88V89H236V88ZM240 87L242 88V89H240ZM77 88H79V91H78V89ZM101 88H106V89H104L105 91H107L108 90V92H106L105 94H106V97H107V95H109L110 96V98H108V99H112V98H114L113 100H108L107 99V101L105 102L104 100H106V99H104L102 96H104V95H102V90L103 89H101ZM115 88V90H113ZM55 89H57V90H55ZM62 89H64V91H62ZM101 89V90H100ZM121 89V90H120ZM151 89H153V90H151ZM187 89H190V90H188V91H190L188 94V96H190L189 98H191V97H193L192 98V100H194L193 102H189V105H188V107H189V109H190V104H192V106H194L193 108V113L194 114H192V113H190V111L189 110H187L189 113V115L188 114H186L187 113V111H186V107L187 106H183V105H185L186 103H185V101L187 100V98H188V96L186 95L187 93H185L186 92V90ZM66 90V91H65ZM72 90V89H71ZM97 90H99V92H101V96L100 97H102L104 100V102H102V103H100L101 101H99L100 100V98L98 97V95H97V97L99 98V102H96L97 103V107H96V104L95 103H93V101L95 102L97 99V97H94V95L96 96V94L94 93V92H97ZM116 90H118V91H116ZM135 90H136V92H135ZM152 92H151V91ZM227 90H229V91H227ZM235 92H234V91ZM248 90V94H246V92L245 91H247ZM67 91L70 93V95H72V96H69V93L67 94ZM76 91V92H75ZM88 91V92H87ZM104 91V92H105ZM149 91L151 92L150 94H149ZM187 91V92H188ZM199 91L201 92V93H203V95L205 94V96L207 95V96H209V97H205V99H203V100H201V102H202V104L203 103H205V102H208V103H205L204 105H202V106H200L199 104V102L198 101H200L199 100V98L200 99H202V97L204 98V96L202 95V94H200L199 93ZM203 91H206V92H203ZM254 91V92H253ZM5 92V91H4ZM66 92V93H65ZM103 92V93H104ZM198 93V97H196V93ZM214 92V93H213ZM227 92H229L228 94H227ZM232 92H234V93H232ZM75 93V94H74ZM135 93H137V95L138 96H140V97H138V98H140V99H138L136 96L137 95H135ZM249 93H252V94H255L254 96H252L251 97V95L252 94H250L249 95ZM2 94H4L3 92L1 93V95ZM68 96H67V95ZM74 94V95H73ZM94 94V95H93ZM114 94H117V96H116V99H115V97H113V95ZM119 94V95H118ZM149 94V95H148ZM157 95L156 97L155 96H153V95ZM196 94V95H195ZM200 94V95H199ZM0 95V96H1ZM91 95H93V98H92V96ZM112 95V96H111ZM124 95V96H123ZM143 95H145V96H143ZM146 95H148L149 96V99L152 97V100H154V101H152L151 99V101L147 98V96ZM202 95V96H201ZM247 95H249V97H247ZM3 97L5 96V95H2ZM74 96V97H73ZM89 96H91V97H89ZM108 96V97H109ZM123 96V97H122ZM185 96H187V98H186V100H185ZM200 96V97H199ZM210 96H211V99H214V100H211V99H209L210 98ZM3 97H1V100L2 99H5V98H3ZM126 97V98H125ZM146 97V98H145ZM215 97V98H214ZM237 97L238 98H240V99H238L237 101H236V99H237ZM89 98H91L90 100H89ZM95 98V99H94ZM102 98H101V100H102ZM206 98H207V100H206ZM197 99V100H196ZM209 99V100H208ZM6 100V99H5ZM49 100H50V102H49ZM86 100V101H85ZM87 100H88V102H87ZM115 100V101H114ZM149 100V101H148ZM190 100V99H189ZM204 100H206L205 102H203ZM211 100V101H210ZM82 101H84V103L85 104H87L88 106L86 107V108H84V106L83 107H80V104L82 103L83 105H84V103L82 102ZM108 101L109 102H116L115 104H117V106H119L120 105V109H119V107H117L116 105V107L118 108V111L116 110V108L114 107V105H113V107L115 108V110H113V107H112V104L111 103H108ZM118 101V102H117ZM155 101H157L158 103H157V105L155 104ZM212 101H215L214 103L212 102ZM232 102V106L230 105V107H229V105H228V103L229 102ZM256 101V100H255ZM2 101H0V103H1ZM87 102V103H86ZM125 102H127V103H125ZM132 102H134V104L132 103ZM210 102H212V104L210 103ZM230 102V103H231ZM248 102H250V104L248 105L247 103ZM257 102V101H256ZM99 103V104H98ZM103 103L105 104V103H108V104H111L110 105V107H109V105H108V107L106 108V106H107V104L106 105H103ZM125 103V104H124ZM132 103V104H131ZM196 103V104H195ZM197 103H198V105H199V108H198V106L196 107L195 105H197ZM236 103V104H235ZM3 104V103H2ZM2 104L0 105L1 107H2ZM5 104H7L6 102H5ZM5 104H3V106L5 105ZM44 104V102L42 103V105ZM92 104H94V105H92ZM130 104V105H129ZM188 104V103H187ZM195 104V105H194ZM255 104V103H254ZM257 104H259V101L255 104V105H257ZM39 106L37 107V108H39V107H41V108H43L42 107V105L39 103L38 104ZM44 105H46V104H44ZM43 105V106H44ZM126 105H129V107L127 108V106ZM82 106V105H81ZM93 106H95L97 109H96V111H95V107H93ZM101 106H104V108L103 109H107L108 111L110 110V108L112 107V110H110L108 113H107V111L105 112V113H103L105 110H103V109H101ZM192 106H191V108H192ZM0 107V108H1ZM6 107H8V104L7 105H5L4 106V108H6ZM11 107H12V105L10 106V107H8V108H10L11 109ZM46 107V106H45ZM122 107V108H121ZM124 107V108H123ZM156 107V108H155ZM159 107V108H158ZM201 107V108H200ZM247 107V108H246ZM40 108V109H41ZM82 108H84V110H82ZM183 108H184V112H185V114L183 113V112H181V111H183ZM198 108V109H197ZM7 109V108H6ZM10 109H8V110H10ZM92 109H94V110H92ZM100 109L103 111L102 112V114H100V115H98V112L99 113H101L100 112ZM255 111H256V106H255V108H253ZM253 109H251V111L253 110ZM3 110V109H2ZM12 110H13V108H12ZM42 110H44L45 111V109H42ZM62 110H64V111H62ZM87 110V111H86ZM1 111V110H0ZM11 111V110H10ZM87 112V114H86V112ZM12 112V111H11ZM40 114H42V112H40V111H38ZM37 112V113H38ZM47 111H45V113H46ZM63 112V113H62ZM85 112V113H84ZM92 112H97V113H95L94 114V116H93V113ZM114 112V113H113ZM196 112V113H195ZM198 112V113H197ZM253 113H254V111H252ZM2 113V112H1ZM3 113H4V111H3ZM6 114H7V112H5ZM62 113V114H61ZM135 113H138L139 115H141V116H138V114H137V117H133V115H135L136 116V114ZM201 113V114H200ZM225 113V114H224ZM256 113V112H255ZM12 114V116H13V114H14V112H12L11 113ZM39 114V115H40ZM83 114V116L85 115L86 117H87V115H88V119H89V117L92 119L91 120V124L89 125V127L91 128H89V127H87V128H89V129H85L84 131L82 130V129H84V127H83V125L85 126V123H84V121L85 120H83L82 119V122L80 121L81 120V115ZM90 114V115H89ZM105 114V115H104ZM195 114H200V117L201 118H203L205 121H206V119H207V115H209L210 116V118L212 117L211 115H214L215 117V120H213V117L211 118L213 121H215V123L214 122H212V120H210L209 119V123H210V121H211V123H212V125H211V128L213 127V124H214V127H216V128H207V127H209L210 125H207V126H205L204 127V129H203V131L205 130V128H207L206 130H208V129H210V131L211 130H214V131H216L218 134L217 135H219L221 138H219V136H218V138L220 139V140H216V135H209V134H212L211 132H213V134H214V131H204L205 133H200L199 134V132H201V131H199L198 132V126L200 125L199 123H197L198 124V126H197V129H195V130H193V133H191L189 130H190V128H187V129H189V130H187V129H185L187 126L188 127H190V125L192 124V120L194 119V117H193V119L191 118V116H194ZM205 114L206 116H203V115ZM228 114H230V115H228ZM16 115L17 116H19V113L17 114L16 113ZM16 115L14 116V118L16 119ZM37 115V114H36ZM39 115H38V117H39ZM96 115H98V116H96ZM101 115H102V117H104L103 119H100L99 117H101ZM144 115H146V116H148V118H150L149 120L150 121H147L148 120V118L146 117V118H144ZM175 115H177V116H175ZM186 115V116H185ZM187 115H188V118L190 119V121H187L188 120V118H187ZM224 115V116H223ZM228 115V116H227ZM232 115V116H231ZM234 115H235V118H233L234 117ZM242 115L243 116V118L244 119H242L243 121H240V122H242V123H237L238 121H237V119L238 120H241L240 118H238V117H240V116ZM3 116V115H2ZM5 116V115H4ZM50 116V117H49ZM94 117V119H93V117ZM175 116V117H174ZM183 116H185V117H183ZM199 116V115H198ZM241 116V117H242ZM8 119L7 118H5V119H7V121H9V120H11V118H13V117H11V115H8ZM11 117V118H10ZM37 117V116H36ZM38 117H37V119H38ZM101 117V118H102ZM139 117H141L140 118V120H138L139 119ZM195 117H196V119L197 118H199V117H197L196 115H195ZM206 119H205V118ZM224 117H225V119H224ZM229 117V118H228ZM254 117V116H253ZM2 118H4V117H2ZM83 118V117H82ZM201 118H200V120L198 121L197 120V122H200L201 123V121H203V120H201ZM223 118V119H222ZM228 118V119H227ZM0 119H1V114H0ZM4 119V120H5ZM85 119V118H84ZM124 121H122V120ZM144 119V120H143ZM146 119V120H145ZM254 119V118H253ZM13 120V119H12ZM87 120V119H86ZM121 120V121H120ZM195 120V119H194ZM229 120H231V121H229ZM256 120V119H255ZM1 122H2V120H0ZM6 121V120H5ZM4 121V122H5ZM6 121V122H7ZM37 121V120H36ZM79 121V122H78ZM109 121V122H108ZM143 121H147L146 122V124L143 122ZM14 122V124H15V121L13 120L12 121V123ZM39 122V121H38ZM89 122V120L87 121V125L86 126H88V123ZM143 122V123H142ZM184 122H186V123H184ZM191 122V123H190ZM195 122H196V120H195ZM194 121H193V125L195 126V123ZM251 122V123H250ZM9 123H10V121H9ZM37 123V122H36ZM36 123H34V125L36 124ZM40 123V122H39ZM38 123V124H39ZM137 123L138 124H140V125H137ZM149 123V124H148ZM190 123V124H189ZM204 121H203V124H201V125H203L204 126ZM207 123H208V119H207ZM206 123V124H207ZM208 123V124H209ZM210 123V124H211ZM4 124H6V123H4ZM11 124V123H10ZM29 124H31V123H29ZM38 124H36L37 126H38ZM130 124H132V126H133V128H136V130H142V131H140V132H138L139 134H132L131 135V131H132V126L130 125ZM136 124V125H135ZM145 126H144V125ZM181 124H185L184 126H180ZM205 124V125H206ZM7 125V127H11L9 124H6ZM12 125V127L14 128V126H13V124H11ZM35 125V126H36ZM40 125V124H39ZM41 125V126H42ZM147 125H149V126H147ZM192 125V126H193ZM200 125V126H201ZM3 125H1V127H2ZM29 126V125H28ZM32 126H33V122H32ZM32 126L30 125V127L32 128ZM36 126V127H37ZM85 126V127H86ZM130 126H131V128H130ZM137 126V127H136ZM144 126V127H143ZM146 126L149 128L150 127V129H148V128H146ZM225 126V127H224ZM1 127H0V129H1ZM7 127H6V130L5 131H8V129H7ZM11 127V128H12ZM34 127V126H33ZM152 127V128H151ZM223 127H224V129H223ZM254 127V126H253ZM3 128V127H2ZM13 128H12V131L9 129V131H11V132H16L15 130H13ZM30 128V129H31ZM42 128V127H41ZM40 128V129H41ZM102 128V129H101ZM108 128H110V129H108ZM191 128H193V127H191ZM196 128V127H195ZM203 128V127H202ZM5 129V128H4ZM4 129H1L0 130V132L3 130L4 131ZM15 129V128H14ZM29 128H27V130H28ZM43 129V128H42ZM46 129V130H45ZM112 129V130H111ZM185 129V130H184ZM199 129H201L200 127H199ZM227 129H229V131H227ZM35 130H36V133H37V131L38 132H40L41 133V131L40 130H37V128H35ZM34 130V131H35ZM109 130V131H108ZM110 130H111V132H110ZM113 130H115V131H113ZM130 130V131H129ZM135 130V129H134ZM133 130V131H134ZM250 130V131H249ZM253 132H252V131ZM4 131V132H5ZM21 131V130H20ZM24 131V130H23ZM31 131H32V134H34L33 133V129H31ZM30 131V132H31ZM102 131V132H101ZM128 133H127V132ZM189 131V133H186V132H188ZM259 131V130H258ZM261 131H263V133L261 132ZM260 132H256V133H261V134H264V130H261ZM22 132V131H21ZM21 132H18V135L20 136V134L19 133H21ZM25 133H27L28 134V132H26V131H24ZM129 132H130V134H129ZM210 132V133H209ZM248 132H250V133H253V135L251 134L250 136H249V133ZM6 133V132H5ZM9 133V132H8ZM191 133V135H192V137H189V138H191L190 140H188L189 138H187V136L189 135ZM7 134V133H6ZM29 134H31V133H29ZM37 134H39V133H37ZM125 134H127V135H125ZM160 136H159V135ZM199 134V135H198ZM216 134V133H215ZM4 135V134H3ZM11 135H13L12 133L10 134V137L11 138H9L10 140L11 139H13V137H14V135H15V133H14V135H13V137L11 136ZM24 135H26V134H21V136H23L24 137ZM129 135V136H128ZM134 135V136H133ZM0 136L2 137V135H1V133H0ZM5 136V135H4ZM3 136V137H4ZM28 136V135H27ZM39 136H42L43 137V135H40L39 134ZM156 136H157V138H159L158 140H157V138H156ZM159 136V137H158ZM211 136H215V140H213L212 139V137ZM228 136H229V140H230V138H233V140H232V142H231V144H227V143H230L229 142V140L227 139L228 138ZM232 136V137H231ZM248 136L250 137V139H249V143H247V138H248ZM2 137V138H3ZM9 136H6V138H8ZM22 137V138H23ZM26 137V136H25ZM60 138V140H59V138ZM260 137V136H259ZM263 137V138H262ZM131 139V140H134V142H135V144L137 145L138 143V145H140L141 144V142H143V144H141L142 145V147H144V145L146 146V144H147V146L143 149L142 148V150L140 151V152H138L136 149H134V148H137L138 150H140L141 148H140V146H139V148L138 147H136L135 146V144H134V142H133V144H132V142H131V144H129L130 143V141H128L129 139ZM187 138V139H186ZM255 138V137H254ZM42 139H40V140H42ZM54 139H56V140H54ZM124 139H126V141H123ZM161 139V140H160ZM2 140V139H1ZM0 140V141H1ZM3 140H4V142H5V137L3 138ZM10 140H8L7 139V146H11V145H9L8 143H9V141ZM25 140V139H24ZM158 141V143H160V144H158L157 143V141ZM185 140H186V142H185ZM222 140V142L223 143H220V145H221V147L223 146L224 147V145H225V150H223V149H219V147H217L218 148V152H219V155L218 156H216L217 158H215V160H217V162H216V164H217V166H214V164H215V162H213L212 163V161L210 160L211 159V157L209 158V151L208 150H210V147L208 148L207 147V149L208 150H206V149H204V146L206 145H208V143H209V145H211V143H213V141H215V145L217 144V141H221ZM58 142V141H60V143H61V145L58 143V145H57V143H54V142ZM79 141V142H78ZM86 141V146H88L89 147V151L91 152V153H93V155L91 156V158H90V156H89V154L88 153H85V152H87L85 149H84V147H82L81 145L83 144V142H85ZM165 141H170V145L171 146H169L168 145V148L169 149H171V150H169L168 152H170V151H172L171 153H172V155H170V157L172 156L173 158L175 157V159H176V155L179 157L180 156V158H181V155L183 154V152L184 151H186V153H187V157H184V154L182 155V159L184 158L185 160H188L190 157H191V155H192V153H190L189 154V152H191V151H189L188 152V150H186L187 148H189L190 150L192 149L191 147H194V148H197V149H199V153H200V150H202V149H204V151L206 150V151H208L207 152V158L210 160H208L204 155H202L201 157H202V160H203V163H204V167L206 166V163H207V165L208 164H210L211 165V163L213 164L212 166H211V168H210V166L208 165V169H207V166L205 167L206 169H203V171H202V168H204L203 166H202V162H200V163H202V164H200V163H197V161L198 160H201L200 158L199 159H197L196 160V158H198V156L196 155V154H198L199 155V153H196L195 154V152H197V150H195V152L193 153V158H192V160H191V158L189 159L190 161H193V162H191V163H194V165H195V167H194V165H192L191 163H190V161L188 162L189 163V166L190 165H192L194 168H196L197 167V169L195 170L196 171V173L199 171V170H201V174H200V172L199 173H195V172H193V168L192 169H189L190 170V173H188L189 172V170H188V168L187 169H184L183 167L184 166H182V164H183V160L181 161L180 160V158H178L179 160L178 161H180V163L182 162V164H181V168L178 166L179 164H177V166L180 168V170L181 171H183L182 173H183V175H182V173H180L181 171H179V169H178V167L177 166H173L174 164L176 165V161L177 160H175V159H173V162H171V160H172V157H171V159L169 160V158H168V160H169V162H171V163H168V162H166L165 163V161H167V159L166 160H164L162 163H164V164H162V166H158L157 164V166L155 165V163L156 162H154L153 160H155V159H157V158H163V159H165L164 158V156H167L168 154L165 152V150L167 149L168 150V148L166 147V146H164L166 149H164L162 146H160L161 145V143L163 144V142H164V145H167L168 144V142H167V144H165L166 142ZM172 141H174L173 143H171ZM256 141V142H255ZM147 142V143H146ZM244 142H246L247 144H249V145H245L246 143H244ZM40 143V142H39ZM115 143H118V148H120V145H122V147L124 148H122L123 149V151H121L120 149L119 150H117V146H114L116 149L114 150H110V149H112V145H115ZM124 143H126L127 145L129 144V146L131 145L132 147L133 146H135V147H126V144H124ZM232 143H233V145H232ZM0 144H1V142H0ZM2 144L4 145V143H3V141H2ZM6 144V143H5ZM54 144H56V145H54ZM63 144V145H62ZM77 144V145H76ZM80 144V145H79ZM123 144H124V146H123ZM219 144V143H218ZM254 144V145H255ZM74 145H76V146H74ZM117 145V144H116ZM208 145V146H209ZM213 146H214V144H212ZM258 145H256V147H258ZM7 146H5L6 148H8ZM58 146H61L62 147V149L60 150L61 151V153H62V156H59V158L60 159H62L61 160V162H57L58 160H60V159H58L57 158V155H56V152H57V154H59V149L57 148ZM85 146V147H86ZM206 146H205V148H206ZM234 148H232V147ZM239 146H240V148H239ZM247 146H248V148H247ZM0 147H2V146H0ZM79 149H77V148ZM215 148H216V146H214ZM261 147V149H262V147H263V150H264V142H263V144L260 146ZM260 147H258V149L260 148ZM11 148V147H10ZM105 150H104V149ZM110 148V149H109ZM228 148H232L231 150L232 151H230V149L228 150ZM241 149L242 148V152L240 153L239 151L240 150H238L237 151V149ZM251 148V149H252ZM0 149H2V148H0ZM57 149H58V151H57ZM74 149H76L77 151H73ZM85 150V151H82V150ZM107 149V150H106ZM130 149H133L134 150V152L132 153V155H133V158L134 157H138L137 158V160L139 161V164H138V161H136V160H132L133 158H132V156L130 155V156H126V157H131L132 159L130 160V162L131 161H136L135 163L137 164L136 166H138V167H140L141 165H143V164H145V162H146V160H148L147 162H148V164H150L149 162L151 161V163H152V161L154 162V165L157 167L156 169H155V167H154V169L153 170H151L153 167L151 166L150 167V169L148 170V172L146 171V173L147 174H143V175H146V176H143L142 175V173L143 172H141V171H144L145 172V170H141L140 171V169H131L132 171L134 170H136L137 171V173L135 174V172L133 171L132 173L133 174H135L134 176H133V178L136 180V178H135V176L136 175H138V178H139V176H140V174H141V178H139V180L140 181H138V178H137V185H139L138 187L139 188H141V187H143V188H141L140 190H137L136 191V189L138 188V187H136L137 185H136V182H134L133 184L135 185L134 186V188H136V189H133V190H135V192H133L132 194H130L131 192H132V187H133V185L131 184V181L133 182V180H132V175H129L130 174V172H129V174L127 173V168H129L128 166H130V164H132V163H130L129 165H127L126 166V162L127 161H124L125 159V157H124V154H123V152H125V151H129V152H126V153H129V154H131V150ZM257 149V148H256ZM256 149H254L255 151H256ZM3 150H5V148H4V146H3ZM10 150L11 149H9V152H10ZM110 150V152L112 153L111 154V158H112V156H114L115 155V157H117L118 156V158L119 159H115V157H114V159L115 160H117V164L116 165H113V163H115V162H111L112 164H110V166L113 168V170H112V168L110 167V169H108V170H110V171H106V167H104V169H100V167H101V163L103 164L104 162H109V161H107L110 157H109V155H110V153L108 152V156L106 157V158H108L107 160H106V158L103 156V154L105 155V153H107V151H109ZM117 150V151H116ZM132 150V151H133ZM136 150V151H135ZM166 150V151H167ZM211 150H213V149H211ZM229 151L230 153L232 152V154H230L231 155V160H233L234 161V166L236 167L235 169L236 170H233L234 169V167L233 166H230L229 167V165L230 164H227V163H229L228 162V155H229V152L228 153H226L227 151ZM235 152H234V151ZM1 152H0V154L3 152L2 150H0ZM88 151V152H89ZM106 151V152H105ZM114 151H116L117 153H114ZM194 150H192V152H193ZM203 151V152H204ZM5 152H8V149L6 150V151H4V155H5V157H7L8 159H7V161H9L10 162V160H11V162L9 163V162H7V163H5L4 162V160H3V162H4V164H7V166L5 167L6 168V171H4V170H2L1 172H3L4 171V174H5V172L7 173V171H9V170H7V167H10L11 169H12V166L10 165H8V163L9 164H12L13 162H14V160H13V158L12 157H14V155L13 154H9V152H8V154H9V156L12 158V159H10L9 158V156H7L6 155V153ZM103 152V153H102ZM137 152V153H136ZM165 152V153H164ZM216 152H217V149H216ZM234 152V153H233ZM237 152H239L238 153V156H235L234 154H237ZM53 153H55L54 155H53ZM75 153H77L76 155H75ZM83 153H85V155H83ZM91 153H90V155H91ZM125 153V154H126ZM136 153V154H135ZM158 153H160L158 156H156V154H158ZM162 153V154H161ZM170 153V154H171ZM173 153H175L174 154V156H173ZM185 153V154H186ZM255 153V152H254ZM254 153H252V154H254ZM3 154V153H2ZM86 154H88V155H86ZM114 154V155H113ZM134 154L135 155H137V156H134ZM165 154V155H164ZM188 154L190 155V157L188 158ZM194 154H195V156L196 157H194ZM204 154V153H203ZM206 154V153H205ZM210 154H211V152H210ZM212 154H214L215 155V153H214V150L212 151ZM248 154V155H247ZM250 154V155H249ZM56 155V156H55ZM60 155V154H59ZM78 155V156H77ZM80 155V156H79ZM83 155V156H82ZM201 155V154H200ZM200 155H199V157H200ZM216 155H217V153H216ZM232 155H233V157H235L234 159H233V157H232ZM255 156H256V154H254ZM71 156H73L74 158L77 156V157H79V159H71ZM153 156V157H152ZM156 156V157H155ZM163 156V157H162ZM169 156V155H168ZM204 156V157H203ZM248 156V157H247ZM254 156V160L256 159V157ZM3 158H4V156H2ZM53 157H55L54 159H57L55 162H54V165L55 164H60V167H59V165L56 167V165H55V167H56V170H57V174H53V173H56V172H52V170H50V167L53 165L52 164V162L50 161V160H52L53 159ZM85 157V158H84ZM93 157V158H92ZM105 158V160L104 161H101V159L102 158ZM155 157V158H154ZM215 157V156H214ZM214 157H213V159H214ZM238 157V158H237ZM246 157V158H245ZM249 157H250V159H249ZM0 158H1V155H0ZM111 158H110V160H111ZM123 160H122V159ZM149 158V159H148ZM150 158H152V160L150 159ZM167 158V157H166ZM187 158V159H186ZM204 158V159H203ZM243 158H245V159H243ZM247 158H248V161H247ZM5 159V158H4ZM53 159V160H54ZM85 161H84V160ZM88 159V160H87ZM93 159H95L94 161H93ZM96 159H98V160H96ZM126 159H128L129 160V158H126ZM136 159V158H135ZM258 159V158H257ZM256 159V160H257ZM1 160V159H0ZM82 160H83V162H82ZM86 160L88 161V162H86ZM103 160V159H102ZM161 160V159H160ZM196 160V161H195ZM243 160H245V162L243 161ZM253 160V161H254ZM6 161V160H5ZM13 161V162H12ZM79 161H81L80 163H79ZM100 161V162H99ZM118 161H120L119 163H118ZM158 161V160H157ZM162 161V160H161ZM207 161V162H206ZM214 161V160H213ZM233 161H231L232 163H233ZM253 161H252V165L253 164H255V163H253ZM2 161H1V163H3ZM51 162V163H50ZM94 162V163H93ZM97 162V163H96ZM109 162V163H110ZM124 162V163H123ZM140 162H144V163H140ZM206 162V163H205ZM254 162H256V161H254ZM128 163V162H127ZM134 163V162H133ZM135 163L133 164V165H131L130 166V168H133L132 166H135ZM158 163H159V161H158ZM174 163V164H173ZM178 163V162H177ZM188 163H186L187 165H188ZM195 163H197V164H195ZM247 163V164H246ZM251 163V162H250ZM3 164V165H4ZM81 164V165H80ZM148 164L146 165L147 167H148ZM173 164V165H172ZM100 165V166H99ZM140 165V166H139ZM153 165V164H152ZM161 165V164H160ZM183 165H185V162H184V164ZM251 164H249V166L248 167H251L250 166ZM1 166V165H0ZM99 166V167H98ZM105 166V165H104ZM107 166H109V164L107 165ZM135 166V167H136ZM146 166H144V168H147ZM202 166V167H201ZM215 168H214V167ZM2 168H4V166H1ZM58 167H59V169H58ZM103 167V166H102ZM101 167V168H102ZM127 167V168H126ZM134 167V168H135ZM174 167V168H173ZM176 167V168H175ZM185 167H186V165H185ZM218 167V169H220V171H215V170H218V169H216ZM247 167V168H248ZM253 167H254V165H253ZM252 167V168H253ZM1 168V169H2ZM108 168V167H107ZM123 168H125V171L124 170H122ZM129 168V169H130ZM191 168V167H190ZM201 168V169H200ZM214 170H213V169ZM0 169V170H1ZM52 169V168H51ZM55 168H53V170H54ZM98 169H100V170H98ZM143 169V168H142ZM174 169H175V171L178 173V174H180V175H176V173L174 172ZM182 169H184V170H182ZM210 169H212V170H210ZM241 169H242V171H241ZM251 169V168H250ZM111 170H112V172H111ZM139 170V171H138ZM188 170V171H187ZM198 170V171H197ZM237 170H240V171H238L237 173H236V171ZM13 171V170H12ZM50 171L52 172V174H50ZM59 171V172H58ZM233 171H235V172H233ZM247 171V169L244 171V176H243V178H245V176L247 175L245 172ZM122 172V173H121ZM123 172L125 173H127V175H128V178L127 179H125L126 180V183H129L130 182V184H129V187H127V185L128 184H124V189L127 191V188H130V185H131V191H128V193L130 194V196L129 195H126V196H124L123 197V195H124V192H125V190H124V192H123V190H121L120 188H122L123 189V184L121 183V182H124L125 183V180H124V178H123ZM138 172H140V173H138ZM187 172V175H184L185 173ZM191 172H193V174H194V177H193V181L191 180L192 178H191V176H190V174L191 175H193ZM212 172H214V173H212ZM248 172H249V169H248ZM125 173V174H126ZM204 173V174H203ZM216 173H218V174H216ZM3 174V173H2ZM3 174V175H4ZM10 174V176H7V178H8V180H9V177L11 178V172L9 173L8 172V174L7 175H9ZM12 174H13V172H12ZM122 174V175H121ZM195 174L197 175V176H195ZM215 174H216V176H215ZM246 174V175H245ZM112 175V176H111ZM121 175V176H120ZM126 175V176H127ZM6 176V175H5ZM13 176V175H12ZM108 176V177H107ZM110 176V177H109ZM116 176V178H114V180H113V177H115ZM125 176V177H126ZM143 176V177H142ZM188 176V177H187ZM0 177H3V176H1L0 175ZM81 177V178H80ZM107 177V178H106ZM111 177H112V179H111ZM137 177V176H136ZM180 177V178H179ZM182 177H184V178H186V179H184V178H182ZM247 177V176H246ZM3 178H5V177H3ZM2 178V179H3ZM6 178V179H7ZM52 179L51 181L49 180V179ZM101 178H104L105 180H109V178H110V180H111V182H110V180L108 181L110 184H109V186H108V183L107 182H103L104 181V179H101ZM123 178V179H122ZM131 178V179H130ZM188 178H191L190 179V181H188ZM239 178V179H238ZM242 178V177H241ZM242 178V179H243ZM14 179V178H13ZM12 179V180H13ZM16 179H18V181L20 182V178L19 177H17ZM81 179V180H80ZM86 181H85V180ZM130 179V180H129ZM247 178H245V180H246ZM82 180H84V181H82ZM88 180V181H87ZM122 180H124V181H122ZM128 180H129V182H128ZM230 180V181H229ZM15 181V180H14ZM17 181V182H18ZM230 182V184H232V183H234V181H235V183H234V185H232L234 188H231V185L229 184V185H227V183H229ZM0 182H1V180H0ZM2 182H3V180H2ZM1 182V183H2ZM9 182L11 183V181L9 180ZM9 182H8V184H9ZM13 182V181H12ZM85 182V183H84ZM87 182V183H86ZM89 182V183H88ZM138 182H139V184H138ZM232 182V183H231ZM114 183V184H115ZM145 184V185H143V184ZM6 184H7V182H6ZM5 183H4V188L6 189L8 186L6 185ZM15 184H16V182H15ZM15 184H13L12 183V185L10 186V190H9V192L8 193H6L7 195L8 194H10V196H11V192H12V196H14V194H13V191L16 193V191L15 190H13V189H15L16 187H19V185L17 184V185H15ZM83 184V186H81ZM84 184H86V188H85V186H84ZM95 184V183H94ZM93 184V185H94ZM118 184V185H117ZM119 184H122L121 185V187H119ZM140 184H141V186H140ZM242 184V185H241ZM245 184H247V183H245ZM252 184V183H251ZM2 185V184H1ZM5 185L7 186V187H5ZM126 185V186H125ZM50 186V187H51ZM227 186V187H226ZM229 186V187H228ZM249 186H250V188H251V185L249 184ZM249 186L248 185H246V189L247 188H249ZM252 186H253V184H252ZM36 187H38V188H40V189H42V187H41V185H37ZM81 187V188H80ZM227 188V190H226V188ZM235 187L237 188V189H235ZM245 187V186H244ZM76 188V189H75ZM81 189V190H77V189ZM85 188V190H83ZM109 188H108V193H109ZM222 188V189H221ZM249 188V189H250ZM3 189V188H2ZM1 189V187H0V190H2ZM4 189V190H5ZM9 189V188H8ZM7 189V190H8ZM57 189L59 190L58 192H56L57 191ZM89 189H91V190H89ZM233 189H235V190H233V192H232V190ZM3 190V191H4ZM7 190L5 191V192H7ZM13 190V191H12ZM53 190V189H52ZM52 190H51V192H52ZM70 190V191H69ZM89 190V191H88ZM130 190V189H129ZM231 190V191H230ZM244 190V189H243ZM248 190V189H247ZM246 190V191H247ZM245 191V190H244ZM244 191H242L241 193H243ZM245 191V192H246ZM68 192V193H67ZM76 192H78L77 194H78V198L77 197H75V194H76ZM85 192H86V194H85ZM116 192L118 193V192H120V193H118V194H116ZM148 192V193H147ZM232 192V193H231ZM245 192L243 193V195L245 194ZM261 192V191H260ZM21 193V192H20ZM65 193H67L66 194V196H65ZM92 193H93V191H92ZM127 193V194H128ZM136 193V194H135ZM229 193H231L230 195H225V194H229ZM247 193H248V191H247ZM246 193V194H247ZM22 194V193H21ZM77 194H76V196H77ZM81 194V195H80ZM96 194V193H95ZM125 194H126V192H125ZM136 195L137 197H134V198H136V199H134L133 197H131L132 195ZM217 194V195H216ZM245 194V195H246ZM263 194V193H262ZM16 195H18V193L16 194ZM16 195H15V197H16ZM68 195H70V196H73V197H75L76 199H74L73 197H68ZM85 195L88 197V199H90V201L92 200H94V202H90L89 203V200H87V202H83L84 201V198H85ZM107 195V194H106ZM105 195V196H106ZM119 195V196H118ZM144 195V196H145ZM236 195V194H235ZM234 195V196H235ZM238 195H237V197H234V198H239L238 197ZM5 195H3V197H4ZM9 196V195H8ZM10 196H9V198H10ZM12 196H11V199H9L8 200V202L10 201V203H13V202H11V200L13 199V200H15V199H19V198H12ZM60 196V197H59ZM95 196H97V195H95ZM214 196H216V197H218L219 198V200H218V198H215ZM7 197V196H6ZM79 197H82L81 199L82 200H80V198ZM98 197V196H97ZM107 198H108V196H106ZM105 197V198H106ZM213 197H214V199H213ZM240 197H242V196H240ZM247 197V196H246ZM8 198V197H7ZM6 198V199H7ZM60 198V199H59ZM64 198V199H63ZM67 198H70V200H71V198H73L72 200H71V202H69L68 204H67ZM145 198V201L144 202H146V196L144 197ZM229 198V201L231 202V199L233 200L234 198H231L230 199ZM5 199V198H4ZM58 199H59V201H60V204L58 203L59 201H58ZM63 199V200H62ZM79 199V200H78ZM86 199V198H85ZM152 199H157V201L156 202H154V200L152 201ZM245 199H247V198H245ZM49 200H50V198H49ZM56 200V201H55ZM78 200V201H77ZM106 200V201H105ZM111 200H113L112 202H111ZM144 200V199H143ZM226 200H228V199H226ZM239 200H242V198H239ZM243 200H244V196H243ZM4 202H6L7 203V201L6 200H3ZM18 201V200H17ZM206 201V202H205ZM217 201H219V202H217ZM228 201V202H229ZM44 202V201H43ZM54 202L57 204H54ZM100 202V201H99ZM143 202V204H147V203H144ZM214 202V203H213ZM225 202H227V201H225ZM254 202V201H253ZM252 202V203H253ZM6 203L4 204V205H6ZM15 203H17L16 201H15ZM141 203V202H140ZM204 203V207L202 206V204ZM207 203V204H206ZM222 203H224V202H222ZM232 203H233V201H232ZM8 204V203H7ZM54 204V205H53ZM64 204H65V206L66 207H64ZM78 205H79V203H77ZM97 204V203H96ZM110 204V206H108ZM115 204V203H114ZM142 204V203H141ZM143 204H142V206H141V208H143ZM150 204V203H149ZM215 204V205H214ZM226 204V203H225ZM224 204V205H225ZM234 204V205H235ZM244 203H242V205H243ZM246 204V203H245ZM244 204V205H245ZM1 205V204H0ZM3 205V204H2ZM2 205H1V207H2ZM14 205V204H13ZM93 205V206H92ZM111 205H112V207H114L113 208V210H115V209H117V210H115V211H117L116 213L113 211V210H111L112 209V207H111ZM126 205V206H125ZM151 205V204H150ZM52 206V207H51ZM90 206V207H89ZM92 206V207H91ZM148 206V205H147ZM152 206V205H151ZM249 206H251V204L249 205ZM254 206V205H253ZM4 207V206H3ZM58 207H59V209H58ZM122 207H120L121 209H122ZM222 207V208H221ZM134 208V207H133ZM133 208H132V210H133ZM202 208H204L203 209V211H202ZM219 208L222 210L223 209V211L224 210H226L225 211V213L229 210L230 212L228 213H226V216H227V214H229V217L228 218H226V216H225V214H223L224 212L223 211H221V210H219ZM246 208V209H245ZM264 208V207H263ZM79 209H81L80 207H79ZM78 209V210H79ZM99 209V208H98ZM106 209H108V211L106 210ZM126 209H125V211H126ZM130 209V208H129ZM234 209H236V208H234ZM93 210V209H92ZM95 210H96V208H95ZM94 210V211H95ZM106 210V211H105ZM109 210H111V212H112V214H109L108 212H109ZM123 210V209H122ZM142 210V209H141ZM150 210H153V212L151 211L150 212ZM204 210H206V211H204ZM232 210V211H231ZM124 211V210H123ZM236 211H238V209H236ZM236 211L234 210V212L236 213ZM240 211H242V209L241 210H239L238 212H240ZM254 211V212H253ZM50 212V213H49ZM54 212V211H53ZM78 212V211H77ZM76 212V213H77ZM97 211H95V213H96ZM106 212V213H105ZM130 212V211H129ZM131 212H133V211H131ZM211 212H213V214L211 213ZM258 213V215H257V213ZM263 213H264V211H262ZM61 213V212H60ZM74 213H75V211H74ZM75 213V214H76ZM79 213H80V211H79ZM79 213H77V214H79ZM101 213V214H100ZM128 213V212H127ZM126 213V214H127ZM151 213V214H150ZM208 213V214H207ZM217 213V214H216ZM255 215V217H256V221H255V217L253 216V214ZM256 213V214H255ZM263 213H261V214H263ZM41 214V215H40ZM42 214L44 215V216H42ZM49 214V215H48ZM67 214H70V215H68V216H66V218H65V215H67ZM82 214H83V216H82ZM122 214V215H121ZM216 214V215H215ZM221 214H223V216L225 217V220L223 219V216L221 215ZM246 214H248V215H246ZM123 215H124V217H123ZM221 216V218H220V216ZM232 215V216H231ZM246 215V217H244ZM56 216V218H58L57 217V215H55ZM55 216L53 215V219L55 218ZM113 216V218L115 217V219H116V216L118 217V220H117V222L118 223H116V224H114V227H115V225H116V227L117 228H113L112 227V224L110 223L111 222V217ZM208 217V219H207V217ZM264 216V215H263ZM119 217H123V218H121L122 219V221H124V225H125V222L127 223V224H129V225H132V226H123L121 223L119 224V222L121 221V220H119ZM210 217H211V220H210ZM260 217V216H259ZM49 218H51V217H49ZM55 218V219H56ZM94 218H96V220L97 221H95L96 223H94ZM107 218H110L109 220L107 219ZM220 218V219H219ZM236 218H237V220H236ZM262 218V217H261ZM131 219V218H130ZM213 219H215V220H213ZM249 219H250V221L252 222V223H250V221H249ZM201 220V221H200ZM216 220L218 221L219 220V222L217 223L216 222ZM227 220V221H226ZM234 220V221H233ZM239 220V221H238ZM260 220V223L258 222ZM263 220V223L262 224H264V218L262 219ZM112 221H113V219H112ZM208 221H210V222H207ZM224 221V222H223ZM229 221V222H228ZM236 221V222H235ZM238 221V222H237ZM241 221V222H240ZM43 222H44V224H43ZM46 222H47V224H46ZM68 222V221H67ZM114 222V221H113ZM133 222V223H132ZM134 222H136V224H137V226L134 224ZM139 222H142V224L141 223H139ZM202 222H206V224L205 223H203V224H205L206 225V228H208L207 230H206V228L204 227L205 225H203L202 224ZM240 222V223H239ZM257 222L259 223V225H260V227L259 226H257ZM40 223V224H39ZM109 223V224H108ZM243 223V224H242ZM65 224H66V222L63 224L64 226H65ZM68 224V223H67ZM80 224V223H79ZM89 224V225H88ZM93 224H96V225H93ZM126 224V225H127ZM237 224H239V225H237ZM248 224V225H247ZM58 225V224H57ZM74 225V224H73ZM88 225V226H87ZM106 225V226H105ZM122 225V226H121ZM140 225H141V227H143V228H145L144 229V231H142L141 233L145 236H143L144 237V239H145V243H144V240H143V238L141 239H138L139 238V234H141L140 232H138L137 231V233H138V237L137 238H133V236H132V238L129 240H127L126 238L128 237L129 238V236H127L128 234H126V231H127V233L128 232H130V230H126L125 231V228L127 227L128 229L130 228V227H132L133 228V226H135V232H136V230H138L137 228H139V231H141V227H140ZM143 225V226H142ZM211 225V226H210ZM235 225V226H234ZM243 225V226H242ZM55 226V225H54ZM62 226V224H60V227ZM68 226V225H67ZM74 226V227H75ZM139 226V227H138ZM221 226H223V227H221ZM229 226V227H228ZM239 226V227H238ZM252 226H254V227H259L260 229L257 231L256 230V228H254L253 229V227ZM41 226H39V228H40ZM44 227V226H43ZM43 227H41V228H43ZM59 227V228H60ZM66 227V226H65ZM88 227V228H87ZM200 227H201V229H200ZM216 227L217 228H219V229H216ZM245 227L248 229V228H250L255 234V236L253 235V232L252 231H249V230H247V229H245ZM52 228V227H51ZM55 228H57L56 226H55ZM82 228V227H81ZM94 228H92V230L94 229ZM96 228H98V227H96ZM105 228L106 229H108V230H105ZM132 228H131V233H133L134 235H135V232H134V230H132ZM205 230H204V229ZM214 228V232H215V234H214V236L216 235V236H218V237H214V236H212V239L211 240H214L215 239V242L214 241H212L211 242V240H210V238H211V236H209V232H211L210 230H212ZM221 228H225V229H223V230H225L224 232H223V230L221 229ZM237 228V230H236V232H235V230L234 229H236ZM244 229V230H246V231H243V230H241L242 232H246V233H248V235L246 234L245 236H247V237H244V239H243V237L241 238L242 239V241H240L241 239H240V235L238 234V233H242L239 229ZM48 229V230H47ZM60 229H62V228H60ZM75 229V228H74ZM74 229H73V231H74ZM99 229V228H98ZM113 229H115V231H112ZM119 229H122L123 231V233L122 232H120L121 230H119ZM147 229V230H146ZM196 229V230H195ZM221 229V230H220ZM258 229V228H257ZM34 230V229H33ZM92 230H90V232H92V233H94ZM102 230H105V231H102ZM197 231V232H195V231ZM204 230V231H203ZM219 231L218 233H217V231ZM231 230H233V235H232V233H230V235H228V237L226 236L225 237V235L227 234V232L228 231H230V232H232ZM255 230H256V232H255ZM27 231V230H26ZM146 231V232H145ZM192 231V232H191ZM207 231V233L205 234V232ZM222 231V232H221ZM240 231V232H239ZM251 232V233H249V232ZM264 232V229H262L261 230V232ZM29 232V231H28ZM76 232V230L74 231V233ZM90 232L88 231V233H89V235H91L90 234ZM102 232V234H103V232H105L104 234L106 235V236H104V234L103 235H100L99 233H101ZM108 232V233H107ZM109 232H110V234H109ZM201 232V233H200ZM203 232H204V234H203ZM212 232H213V230H212ZM211 232V233H212ZM30 233V232H29ZM51 233V232H50ZM66 233H67V235L68 236H70L73 240H72V244L74 245V246H72L71 245V243H68V242H70L71 241V238H70V240L69 239H67L68 237H67V235H66ZM87 233V234H88ZM118 234L119 236L117 237L118 239H116L115 240V245H116V243L118 242V247H122L121 248V253H122V251H123V247H127V250H129L128 248H130V250L128 251L129 252V254H128V252H126L125 254H123L122 256L120 255H115V251L116 250H114V248L115 249H117V247H114L113 246V244L114 243H112L111 242V238H112V236L114 235V234ZM124 234L125 235V237L124 236H122V234ZM130 233V234H131ZM209 233V234H208ZM235 233V234H234ZM262 237H258V234ZM22 233H21V235H23ZM28 234V233H27ZM85 234V233H84ZM113 234V235H112ZM121 234V235H120ZM142 234H141V237H142ZM147 234V235H148ZM201 234V235H200ZM223 234H225V235H223ZM250 234H252L251 236H250ZM15 235V234H14ZM17 235V234H16ZM23 235V236H24ZM44 235H46L47 236V234H44ZM52 235V234H51ZM66 236V238L64 237V236ZM94 235V234H93ZM111 235V236H110ZM192 235V236H191ZM205 235H207L206 237H207V239H205L204 238V236ZM211 235V234H210ZM212 235H213V233H212ZM225 237V238H223V236ZM235 236V235H237V240H238V243H242V244H240L241 246H243V249L244 250H242V248H241V246H237V245H235L236 243H237V241H235V239H233L232 237H230V236ZM242 235V234H241ZM18 236V235H17ZM16 236V237H17ZM43 236V238H41ZM74 236H77V237H74ZM86 236V235H85ZM88 236V235H87ZM97 236V235H96ZM115 236V235H114ZM120 236H122V237H124V238H121ZM127 236V237H126ZM136 236V235H135ZM219 236H221V237H219ZM249 236V237H248ZM106 237V238H105ZM108 237V238H107ZM120 237V238H119ZM191 238V240H192V242H187V241H189L190 240V238ZM214 237V238H213ZM256 237V238H255ZM258 237V238H257ZM30 238V237H29ZM51 238V237H50ZM56 238H58V237H56ZM89 238V237H88ZM92 238V237H91ZM99 238V237H98ZM105 238V239H104ZM179 238H180V240H179ZM199 238H202V239H199ZM248 238H250V239H248ZM254 238V239H253ZM10 239H12L11 241H9ZM18 241L20 240L19 239V236H18ZM16 239V240H17ZM36 239L37 240H39V242H38V245L36 244L37 242H36ZM78 239V241H76ZM80 239L81 240H83L82 242L80 241ZM90 239V238H89ZM89 239L87 240V241H89ZM93 239H95V238H92V240ZM146 239H148V240H146ZM218 239V240H217ZM251 239H253V240H251ZM20 240V241H21ZM52 241V242H50V241ZM66 240H68V242H66ZM91 240V239H90ZM92 240L91 241H89V243L90 242H92ZM113 240V239H112ZM131 240H133V241H131ZM159 240V239H158ZM157 240V241H158ZM179 240V241H178ZM185 240H187V241H185ZM235 242H234V241ZM251 240V241H250ZM42 241H43V243H42ZM74 241H75V244H74ZM94 241V240H93ZM114 241V240H113ZM153 241H155V240H153ZM180 241H181V243H180ZM182 241H185V242H187V243H183ZM202 241H205V242H202ZM216 241H218L217 242V244H218V246H220L222 243H223V241H224V243L223 244H226L225 242H227V244L228 243H230L229 244V246L227 245V247H225V245H224V247H222L223 246V244L221 245V247H217V244H216ZM240 241V242H239ZM253 241H255V242H253ZM258 241V240H257ZM26 242V241H25ZM63 242H65V243H68L66 246H68V245H71V247L70 246H68V247H65V244H61V243H63ZM77 242V243H76ZM85 243H87L86 242V240L84 241ZM83 242V243H84ZM95 242V241H94ZM119 242L120 243H123V244H121L120 246H119ZM131 242V245H132V243L133 244H135V246H137V248H133V247H131V245H129V243ZM207 242H209L208 244H209V246H208V244H207ZM263 242V241H262ZM42 243V245L40 246V244ZM59 243V244H58ZM124 243H126V244H124ZM141 244V245H139V244ZM189 243V244H188ZM199 243H198V245H199ZM215 244L216 246H214V245H212V247H214L213 249L214 250H212V248L210 247V244ZM221 243V244H220ZM237 243V244H238ZM17 244H19V246H20V242L19 243H16L15 245H17ZM61 244V245H60ZM91 244V243H90ZM136 244H138V245H136ZM191 244V245H190ZM264 244V243H263ZM262 244V245H263ZM36 245V246H35ZM116 245V246H117ZM123 245V246H122ZM190 245V246H189ZM196 245L197 244H195V246L194 247H196ZM239 245V244H238ZM244 245H246V247L244 246ZM251 245V246H250ZM18 246V247H19ZM104 246L102 245L101 247H103L104 248ZM108 246V247H107ZM133 246V245H132ZM161 246V247H160ZM234 247V249H237V250H239L238 252H237V250L236 251H234V249H233V253H232V251H231V253L233 254V258H236L235 260L233 259V258H230L229 256H230V252H228L229 250H230V248L231 247ZM255 246V247H254ZM259 246H261V245H259ZM258 246V247H259ZM72 247H75L73 250H71V248ZM144 247V248H145ZM156 247V248H155ZM164 247V248H163ZM199 247V246H198ZM198 247H196L197 249H198ZM207 247V248H206ZM215 247H216V249H215ZM237 247H240V248H237ZM245 247V248H244ZM257 247V248H258ZM264 247V246H263ZM54 248V250H56V248H58V249H60V250H56L55 252H53L54 250H52ZM100 248V247H99ZM146 248V249H147ZM178 248H179V250H178ZM226 248H228V251H227V249ZM253 248V249H252ZM61 249L63 250V249H65L66 251H65V253H64V251H63V253H61ZM95 249V247L93 248V250ZM119 249V248H118ZM154 250V251H152V252H150V253H153L151 256H149L150 255V253H149V251H151V250ZM156 249H159V250H156ZM196 249V250H197ZM202 249V250H203ZM245 249H246V251H245ZM259 249V248H258ZM67 250H68V252H67ZM87 250V251H86ZM103 250L105 251V252H103ZM127 250H124V251H127ZM186 250H188V249H185V253L183 252V254H186V255H184V256H187L188 255V258L190 259V250H188L189 251V254L186 252ZM226 252H225V251ZM263 250V249H262ZM19 251H21L22 252V254H21V252H19ZM60 251V252H59ZM109 251V250H108ZM112 251H114L115 253L113 254V253H111ZM123 251V252H124ZM182 251V252H181ZM208 251H210V253H209V259H207V252ZM241 251H242V253H241ZM259 251V250H258ZM261 251V250H260ZM11 252V254H10V256H8L9 255V253ZM118 253L120 252V249H119V251H117ZM136 252H137V254H136ZM193 252V251H192ZM195 252V251H194ZM199 252V251H198ZM223 252H225L226 253V255H224V253ZM235 252H237V254L235 253ZM262 252V251H261ZM141 253V252H140ZM143 253V252H142ZM149 253V254H148ZM178 253V256L176 257V255L175 254H177ZM197 253V252H196ZM195 253V254H196ZM200 253V252H199ZM203 252H202V254H204ZM240 255H239V254ZM246 253H245V255H246ZM260 253V252H259ZM259 253H257L256 255H257V257H256V255H255V253H254V255H253V258H251L250 256H252V255H250L249 254V261H248V263H245V261H244V264H250L249 262H251V260L252 261H255L256 260V264H262V263H264V256H261V255H263L264 254V252H262L261 253V255H259ZM21 256H20V255ZM107 254H109V256H111L110 258L108 257V255ZM111 254V255H110ZM112 254H113V256H112ZM229 254V255H228ZM235 254L237 255V257H235ZM6 255L8 256V257H6ZM74 255V256H73ZM193 255H191V256H193ZM217 255H218V257H217ZM228 255V256H227ZM142 256V257H141ZM152 256H153V259H152ZM174 256V257H173ZM184 256H182L181 255V259L179 260V261H181L182 263L181 264H190L189 262H188V258H186V260L183 258L182 259V257H184ZM261 256V257H260ZM171 257L172 258H174L173 260L171 259ZM221 257V258H220ZM243 257V259H240V258H242ZM248 257V256H247ZM143 258V259H142ZM217 258H219V260L217 261ZM258 258H261V259H259V260H261L262 262H260L259 260H258ZM263 258V259H262ZM115 259L117 260V259H119L118 260V262L116 261L115 262ZM195 258L193 257V259H191L192 261H194V262H192L193 264L195 263V260H194ZM230 259V260H229ZM111 260V261H110ZM149 260V261H148ZM151 260V261H150ZM167 260V261H166ZM206 260H208V261H206ZM229 260V261H228ZM241 260V261H240ZM136 261H138V262H136ZM143 261V262H142ZM165 261V262H164ZM169 261V262H168ZM184 261V262H183ZM208 262V263H206V262ZM217 261V262H216ZM231 261V262H230ZM246 261V262H247ZM51 262V263H50ZM73 262V261H72ZM142 262V263H141ZM153 262V263H152ZM164 262V263H163ZM186 262V263H185ZM202 262V263H201ZM204 262V263H203ZM216 262V263H215ZM260 262V263H259ZM71 263V262H70ZM172 263V264H173ZM180 263V262H179ZM77 264V263H76ZM85 264V263H84ZM251 264H252V262H251ZM255 264V263H254Z\"/></svg>",
  "mask_w": 264,
  "mask_h": 264
},
{
  "label": "bare ground",
  "instance_id": "6f19581e",
  "mask_svg": "<svg viewBox=\"0 0 264 264\" xmlns=\"http://www.w3.org/2000/svg\"><path fill=\"white\" fill-rule=\"evenodd\" d=\"M81 1H82V0H81ZM81 1H80L81 4L79 3V5H78V3H77V6H78V7L80 6L79 9H83L82 7L85 6V5H86V8L84 7L85 10L83 9V10H84L83 13H82V14H81V13H78L77 16L81 15V17H83V19H84L85 16H86V14H85L86 9H89L90 7H92V5L95 3V0H92L93 2H91V4H92V3H93V4H92L91 6H90V1H91V0L88 1L89 4L86 3L85 5H84V4L82 5V2H81ZM83 1H84V0H83ZM100 1H101V0H100ZM106 1H107V3H108L109 1L112 2V3H114L113 1H116V3H117V0H113V1H112V0H106ZM106 1H105V2H106ZM126 1H130V2H126ZM136 1H137V2H136ZM136 1H135V0H134V1H133V0H123V2H124V3L122 2L123 5L126 4V5H124V6H125L127 9H128V8L132 9V11H131V10H130V11L127 10L128 12L126 11L125 8L123 9V11H124V10L126 11L127 15L129 14L128 17H130V15H135V14H134V10H135L136 12L142 10L143 8H141V7L146 6V9H147V7H153L155 4H156V7H157V8L154 7L155 9H154V8H151V12H150V13H149V10H146V11H145V10H142V11H144V12H143L144 14L142 13L141 15H142V16H146V17H144V18L146 19V21H147L148 18H150L151 16L155 19L154 21H158V22L160 21V23L158 24V27H157L158 29L155 28V26H153L154 23L152 24L153 27L151 28L150 25H151L152 22H150V24H148L149 22L147 21V22H148V23H147V22L145 21L146 23H144V20L141 19V20H142V21H141V22H142L141 25H142V24H145L144 26H142L144 29L148 27V28L151 29V31H153L154 29H157V30H163L161 27L164 26V25H167V24H164V23H165V22H163V21H165L164 19H168V18H169L168 20H166V23L168 22V24H169V23H170L169 20H171L170 17H172V19H174V20H176V19L178 20V19H179L178 22H177L176 25H175V26H177V27H175V29L179 30V29H178V26L181 25V24H182V26H184V25L187 26V23H184V22H185V20H187L185 17H188V15H187V13H186V11H187L188 9L186 10V9H184V8H179V7H178V6H179V3H180V0H178V2H176V0H175V1H174V0H171L172 2L170 1V2L172 3V5H173L174 2H175V3H174L175 5H176V3H177V7H178V10H179V11L177 10V7H174L175 5L172 7V10L174 9V10H176V12H175L174 10H173V11L171 10V8H170V7H171V3L169 2V0H165L166 3L163 2V1H160V0H157V1H156V0H147V1L145 0L146 2L150 1V3H148V4H147L144 0H136ZM142 1H144V4L146 3V5H141V4H143ZM151 1H152V3H153V4H152L153 6L150 5V4H151ZM186 1H188V0H186ZM191 1L194 2V3H192ZM197 1H198V3H197ZM197 1H196V0H190V2H191L193 5L196 3L195 6H196L197 8H199V9L202 11V12H200L201 14H203V16H201V18L203 17V19H204V18H205L204 13H203L204 7H203L202 4H200V0H197ZM202 1H203V0H202ZM204 1H205V0H204ZM209 1L212 2V4H213L214 1H215V2H219L220 0H218V1H217V0H214V1H212V0H208V1H207V4H208V5L205 4L206 2H205V3L203 2V4H205L206 6H208V7L210 8V6H211L212 4L210 5V4H209V3H210ZM223 1H224V0H223ZM230 1L232 2L231 4L228 3V2H230ZM241 1H242V3L240 2V0H239V2L236 3L235 0H234V1H232V0H229V1H228V0H225L224 3H225V4L227 3V5H224V4L222 3V0H221V1L219 2V4L216 3V6H217V7H214V6L212 5V6H211V7H212V8H211L212 10L209 9V12H210V11H211V12H213V11L215 12V11H217L216 8H218V10L221 11V12L219 11L220 14H222V13H224V12L226 11L224 14H222L223 16L226 14V15L224 16V18H232V17L236 18V16H237L240 12L237 11V12H238V14H237L236 10H232V9L235 7L237 10L241 11V14H242V15H243L244 12H245V17H244V15H243V16H241V18H243V19L240 18L241 21H242V23H243V21L246 20L245 22H248L249 25H250V22L252 21V18H253V17L251 18V15L253 16V14H255L254 12H253V14L250 13V12H251L250 10H251L252 7H253L250 3L252 2V3H254V5H255V3H256L257 1L250 0L251 2L248 4L249 6L246 4L247 8H250V9H246L248 12L250 11L249 13L246 12V10L244 11V9L246 8L244 2L247 3V2H249V0H246L247 2H246L245 0H244V1L241 0ZM261 1H262V0H261ZM261 1H260V2H261ZM72 2L74 3V1H72ZM86 2H87V0H86ZM96 2H97V0H96ZM98 2H99V1H98ZM98 2H97V3H98ZM105 2L103 3V0H102V1H101V3H102L101 5H103V4L105 5ZM110 2H109V3H110ZM118 2H119V1H118ZM120 2H121V1H120ZM132 2H133V3H132ZM138 2H140V3H138ZM160 2H161L162 4H161ZM188 2H189V1H188ZM208 2H209V3H208ZM215 2H214V3H215ZM234 2L236 3L235 5H237L239 8H238L237 6L234 5ZM260 2H259V4H260ZM263 2H264V1H263ZM97 3H95V4L98 5ZM99 3H100V2H99ZM128 3H132V4H128ZM154 3H155V4H154ZM158 3H160V5H159ZM164 3H165V4H164ZM169 3H170V7L168 6ZM221 3H222V4H221ZM74 4H76V3H74ZM117 4H118V3H117ZM117 4L114 3V4H112L113 6H110V4L108 5V7H107V5L105 6V9H106V7H107V9L110 7V8L108 9V12H109V10H110V13H111V14H110V13H109V14H110L111 16L109 15V16H110V19H109V16H108V20H112V18L115 17L114 15L118 14V13H116V12H113V11H116V9L114 10L113 7H114V5H116L115 7L117 8V7H118ZM119 4H120V3H119ZM136 4H137V5H136ZM217 4H218V5H217ZM228 4H230V7L232 6L233 8L230 9V7H229ZM238 4H239V5H238ZM241 4H243L245 8L243 7V5L241 6ZM259 4L256 3V6L259 5ZM81 5H82V6H81ZM88 5H89V6H88ZM96 5H93V6L96 7ZM99 5H100V4H99ZM120 5H122V4H120ZM120 5H119V8H117L118 11L120 10L121 7H122V8L124 7L123 5L120 7ZM133 5H134V6H133ZM139 5H141V6H139ZM147 5H150V6H147ZM157 5L161 6V7H160L161 9H160L159 6H157ZM200 5H202V6H200ZM209 5H210V6H209ZM219 5H220V6H219ZM221 5H222L223 7H222ZM262 5H264V3H263ZM262 5H261V6H262ZM75 6H76V5H75ZM127 6H128V7H127ZM129 6H132V7H129ZM137 6H139L141 9H140L139 7H137ZM166 6H168V8H166V9H165L166 11H165L164 8H165ZM198 6H200V7H198ZM218 6L221 7V8H223V11H224V12H222L221 8H219ZM240 6H241V7H240ZM78 7H76L75 10H77ZM87 7H89V8H87ZM95 7H94V8H95ZM100 7H101V6H100ZM135 7H136V9H135ZM201 7H202L203 9H202ZM208 7H205V10H204L205 12H206V8H208ZM225 7H226V8H225ZM242 7H243V8H242ZM54 8H57V10H62V12L59 13V12H57V11H54V10H53ZM58 8H59V9H58ZM60 8H61V9H60ZM74 8H75V7H74V5L71 3V0H0V95H1L2 92L4 93V94H2V95H5L4 97H3L2 95L0 96V101H2V102L0 103V105H1L2 103L5 104V102L8 104V107H10V106L12 105L11 109L8 108V107H6L7 109L4 108V106L7 105V104H5L4 106H3V104H2V107L0 106V107H1V108H0V110H1V111H0V114H1V119H0V120H2V122L0 121V127H1V125H3V126H2L3 128L1 127V129H4V128H5V129H4V131H5V130H6V127H7L6 124H9L11 127H12L11 124H13V126L15 125V126H14L15 129H14L13 127H12V128H13V130L16 131V132H14V131L11 132V131H12V128H11V127H7V129L9 128V129L11 130V131H9V129H8V131H5L7 134H6L3 130L0 132L1 135H2V137L5 135V136H4V137H5V142H4V140H3L4 137L2 138V137L0 136V140L2 139V140L0 141V142H1L0 146H2V147H0V148H2V149H0V150L3 151V152H2L3 154H2V153L0 154V155H1V158H0V159H1V160H0V165H1V166H4V168H2V167L0 166V169L2 168V169L0 170V175L3 176V177H5V178L0 177L1 182H2V180H3L2 183L0 182V187H1V189L3 188L2 190H0V204H1V205L3 204L2 207H1V205H0V240H3L4 236L8 237V233H10L11 235L13 234L12 237L15 236V238H14L13 240H12V239H10V240L8 239V240H9V241L12 240V241H14V242H16V243H19V242H20V246H19V244L15 245L16 243L13 244V246L17 247V250H18V248H19V250L24 249V247H25V249L27 248L26 245H25V243L27 244L28 239H31V236H30L29 234H32V235H33L32 232H34V231L36 230V231H35V235H34V237H32V239L35 240V236L37 237V235H38V239H39V238H40V237H39V234H40V233H39V232H38L39 234L36 233L37 230H40V232H41L42 230H43V231L46 230L45 226L48 227V225H45L44 222H43V224H44L43 226H44V227L39 223L40 225H38V229H37V228H36V225H35L36 222H35V220L33 219L32 216H36V215H37V212H38V214L41 213L42 210H43V208L45 209V207H46V209H49V207H47V206H45V205L47 204V205L50 206V204H48L47 200L51 202L52 195H53L52 193L54 192V189H55V188H53V187L50 185V184H52L51 182H50L49 184H47V186H44V185L40 184V182H39V183H33V182L29 183V182H27L26 180H30V178H31L32 175H33V174H30V173H29V170L34 171V170H36V169H39L38 174H37V177H39V179H42L41 181H43V179H44V173H43V171H42V170H43V165H44V160H43V158H44V151H45V147H46V146H49V145H45V143L47 142V140L45 139L46 142H44L45 140L42 139V138H45V137H44L45 135H47L46 132H45V133H44V132L42 133V130H44V128L46 127V125H45L44 123H45L46 121H49L48 118H47V116H48L47 114L51 111V109L48 110V109H46V108H49V107L51 108V107H52V109H53V106H49L50 104H52V103H51L52 101L50 102L51 98H49V97L51 96V94L54 95V92L57 93L59 90H61V89H59V88H63V87H64V85L62 86V84H64V83H62V84L60 85V84H59V83H60L59 79H58V78L56 79V77H55L56 75L54 76L53 73H52V70H53L52 65L54 64V59H55V58H54V56H55V54H54L55 52H54V51H55V50H53V49H54L53 47H51V48H52V49H51L49 46H50V44H52V43L56 45V44L60 41L59 39H56V41H53V40H54V39H53V38H54V32H55V34H56V37H58V33H56L55 30H56L57 28H59V30H62L64 27H63V28H60V27H61L60 24H63V25L66 24V23L64 24L65 20H63L62 23H59V22H61L62 18L64 19V18L67 17L68 15L70 16V17H69L70 19H71V16H72V15H73V17H74V15L76 14V12L74 11ZM94 8H93V9H94ZM98 8H99V6H98ZM98 8L96 7V8L94 9V11H97ZM122 8H121V13H120V11H119V14H121V16H122V14H123ZM137 8H139V10H138ZM214 8H215L216 10H215ZM224 8H225V10H224ZM240 8H242V9H240ZM253 8H254V7H253ZM90 9H91V8H90ZM90 9L87 10L86 13H88V11H92V10H90ZM112 9H113V10H112ZM133 9H134V10H133ZM148 9H149V8H148ZM153 9H154V10H153ZM157 9L159 10V14H157V13H158ZM180 9H181V11H180ZM213 9H214V10H213ZM226 9H228V10H226ZM52 10H53V11H52ZM103 10H104V6H103ZM111 10H112V11H111ZM170 10H171V13H172V12L177 13V15H179V18H176V19H175V17H178V16L173 15V13L170 14V12H168V11H170ZM183 10H184L185 12H184ZM229 10H231L232 13H231ZM242 10H243L244 12H242ZM81 11H82V10H81ZM94 11H92V12H90V13H94ZM98 11H99V10H98ZM105 11H106V10L102 11L101 13H103V12H105ZM118 11H117V12H118ZM153 11H154V12H153ZM164 11H165V12H164ZM182 11H183L182 14H183L184 16H183L182 14H180ZM227 11H228V13H227ZM129 12H130V13H129ZM132 12H133V14H132ZM140 12H141V11H140ZM145 12H147V15H145ZM160 12H164L165 17H164V15H163V13L160 14ZM167 12H168L169 15L166 14ZM187 12H188V11H187ZM191 12H192V14H193L194 11H191ZM191 12L189 11V13H191ZM196 12H197V11H196ZM196 12H194L195 14L192 15V19L195 18V17H194L195 15H196V17H197V14H198V13L196 14ZM211 12H210V13H211ZM214 12L211 14L212 17H210L211 15H209V21L207 22L208 25H209V22L213 21V19L210 20V18H213L214 15H216V16H214V17H217V14H219L218 11L215 12V13H214ZM233 12H234V13H233ZM235 12H236V13H235ZM62 13H63L62 16H64V17H61L60 14H62ZM95 13H96V12H95ZM95 13H94V14H95ZM97 13H98V12H97ZM97 13H96V14H97ZM99 13H100V12H99ZM106 13H107V11H106ZM106 13H105V16H106V18H107V15H108V14H106ZM113 13H114V15H113ZM115 13H116V14H115ZM126 13L123 14L122 18H123L124 16L127 17ZM152 13H153V14H152ZM185 13H186V14H185ZM210 13H209V14H210ZM216 13H217V14H216ZM230 13H231V15H227V14H230ZM58 14H59V15H58ZM64 14H65V15H64ZM96 14H95V17H96V18H97V16H98V17L100 16L98 19H96V21L100 20L101 17H103L102 20L104 21V23H99V22H102V20L96 22V21H95V18H93L92 20L95 21V22H93V24H95L96 27L99 26V25L101 24L100 27H104V26H105L106 29H104V28H101V29H100V27H98V28H97L98 30H96L95 27L93 26L94 29H95V31L93 32V30H92V33H94V34H92V35L97 36V34H99V32H97V31L104 29V31L100 32L101 35L104 36V34L106 33V32H105L106 30H107L108 33L111 31V30L108 31V30H109V27H108V26L110 25V28H112V21H111V23H110V21H107V19L104 20V19H105V16H103V15L101 16V15H98V14H97V16H96ZM151 14H152V15H151ZM201 14H199V15H201ZM213 14H214V15H213ZM220 14H219V15H220ZM234 14H235V15H234ZM241 14H239V15L237 16V19L239 18V16H240ZM250 14H251V15H250ZM256 14H257V13H256ZM256 14H255V16H256ZM259 14H260V15H259ZM259 14H258V15H259V19H258V20H260V18L264 15V14H262V16H261V13H259ZM66 15H67V16H66ZM84 15H85V16H84ZM87 15H88V14H87ZM89 15H90V14H89ZM150 15H151V16H150ZM155 15H157V16H155ZM167 15H168V16H167ZM171 15H173V16H171ZM185 15H186V16H185ZM199 15H198L197 19L199 18ZM219 15H218V19H219V20L221 19L220 21L223 22L221 16H220V18H219ZM75 16H76V15H75ZM90 16H91V15H90ZM90 16H89V17H90ZM148 16H149V17H148ZM159 16H160V17H159ZM181 16L184 17V18H181V19H182V23H181V21H180V20H181V19H180ZM223 16H222V17H223ZM227 16H228V17H227ZM230 16H232V17H230ZM247 16H248V17L250 16L249 18H250L251 20L248 19V21H247V19H246ZM260 16H261V17H260ZM89 17L86 16V18H89ZM92 17H94V15H93ZM92 17H90L89 20H91ZM116 17H118V15H117ZM116 17H115V18H116ZM126 17L123 18V19H126ZM138 17H139V16H138ZM152 17H151V18H152ZM156 17H158V19H157ZM161 17H162V18H161ZM163 17H164V18H163ZM189 17H190V16H189ZM248 17H247V18H248ZM263 17H264V16H263ZM78 18L80 19V17H78ZM118 18H119V17H118ZM120 18H121V17H120ZM120 18H119V20H120ZM136 18H137V17H136ZM160 18H161V20H162V19H163V20H162V21L159 20ZM224 18H223V19H224ZM234 18L231 19V21H232V20H234V21L237 20V19H234ZM244 18H245V20H244ZM255 18H256V17H255ZM255 18H253V21H254ZM70 19H69V20H70ZM73 19H75V18H73ZM79 19H78V20L76 19V20H77V22L79 21V23H80V20H79ZM128 19H129V18H128ZM130 19H131V18H130ZM156 19H157V20H156ZM190 19H191V18H190ZM218 19H215V22H217ZM84 20H86V19H84ZM92 20H91V21H92ZM113 20H114V19H113ZM135 20H136V19L134 18V20H132L133 22L130 21V22H128V24H129V25H130V23H135V24H136V22H134ZM152 20H153V19H152ZM183 20H184V21H183ZM193 20H194V19H193ZM200 20H201V19H200ZM204 20H205V21H204L205 24H207V23H206V20H208V19L205 18ZM225 20H226V19H225ZM225 20H224L225 25H226L225 28H227V27H228L227 23L230 21V19H228V22H226L227 20H226V21H225ZM256 20H257V19H256ZM261 20H263V18H261ZM261 20H260V23H261V24H264V23L261 22ZM50 21H52V22H54V23H58L59 26H58V25L56 26V24L54 25V23H53V26L50 28V26H49ZM105 21H106V22H105ZM127 21H128V20H127ZM149 21H150V20H149ZM189 21H190V20H189ZM191 21H192V20H191ZM195 21H197V20H195ZM202 21H203V20H202ZM231 21H230V22H231ZM238 21H239V19H238L236 22H238ZM253 21H252V22H253ZM66 22H67V21H66ZM70 22H71V21H70ZM75 22H76V21H75ZM77 22H76V23H77ZM87 22H88V23H87L88 25H89V24L91 25V22L88 21V19H87ZM89 22H90V23H89ZM161 22H163L164 25H162ZM197 22H198V21H197ZM204 22H203V24H204ZM224 22H223V23H224ZM245 22H244V24H245ZM252 22H251V23H252ZM254 22H255V21H254ZM254 22H253V23H254ZM263 22H264V20H263ZM73 23H74V21H73ZM79 23L77 24V25H79V26L76 25V28H73L74 30L76 29L77 31H74L73 29H71V26L73 27L74 25H69L68 22H67V24L65 25V27L69 25V26H68V27H70L69 30L72 31V32H70V33L73 34V32H74V34H73V35H74L73 38H77V39H78L79 36H81V35H79V34H81V33H79L80 30H82V32H85V30H83L84 28L81 27ZM85 23H86V21H85ZM109 23H110V24H109ZM125 23H127V22H125ZM180 23H181V24H180ZM183 23H184V24H183ZM231 23H232V22H231ZM233 23L235 24V22H233ZM238 23H239V27L241 28V26H243V24H240V23H241L240 21H239ZM238 23H237V24H238ZM248 23H247V26H249ZM260 23H259V25H260ZM93 24H92V25H93ZM104 24H107L108 26H107V25H104ZM147 24H148V25H147ZM177 24H178V25H177ZM191 24H192V22H191ZM205 24H204V26H205ZM212 24H213V22H212ZM220 24H221V22L219 23V25H220ZM229 24H230V23H229ZM257 24H258V23H257ZM257 24L255 23V25H257ZM88 25H86V26H88ZM114 25H115V24H114ZM114 25H113V26H114ZM129 25H128V28L130 29L131 27H130ZM131 25H132V24H131ZM189 25H190V24H189ZM219 25H218V27H217L216 25H215V27H214L213 25H212L213 27H212L211 25H209V26H210V30H211V32H210L209 30H208V31H209V33L215 34V35H213V37L216 36V35H218V33L223 29V28H222L223 25H222V26H219ZM54 26H56V28H55ZM133 26H136V25L133 24ZM159 26H161V27H159ZM185 26H184L183 28H181V29H183V30L186 29ZM190 26H191V25H190ZM190 26H189V28H190ZM202 26H203V25H202ZM202 26H201V28H202ZM209 26H208V27H209ZM261 26H262V25H260V27H261ZM53 27H54V29H53ZM77 27H78V28H77ZM80 27H81L82 29H81ZM90 27H91V26H90ZM122 27H123V26H122ZM126 27H127V26H126ZM165 27H166V26H165ZM168 27H169V26H168ZM219 27H220V29H219ZM232 27H233V26H232ZM232 27H231V28H232ZM234 27H235V26H234ZM79 28H80V29H79ZM118 28H119V27H118ZM124 28H125V26L123 27V29H124ZM132 28H134V27H132ZM132 28H131L130 31H129L130 34H133V33H134V31H133ZM148 28H147V29H148ZM153 28H154V29H153ZM163 28H164V27H163ZM170 28H171V27H170ZM173 28H174V27H173ZM189 28H188V29H189ZM206 28H207V27H206ZM211 28H212L213 30H212ZM235 28H236V27H235ZM237 28H238V27H237ZM240 28H238L237 30H236V29H234V30H236L237 32H240V31H242V28H241V30H239ZM244 28H246V26H243V29H244ZM86 29H87V27H86ZM113 29H114V28H113ZM115 29H116V28H115ZM120 29H121V28H120ZM125 29H126V28H125ZM125 29H124V31H125ZM129 29H128V30H129ZM150 29H149V30H150ZM166 29H167V28H166ZM207 29H208V28H207ZM217 29H218V30H217ZM232 29H233V28H232ZM232 29H231V31H232ZM246 29L248 30V28H246ZM246 29L243 30V33H242L243 35L241 34L242 37H243L244 35H246V34L244 33ZM249 29H250V27H249ZM260 29H261V30H262V29L264 30V28H260ZM78 30H79V32H78ZM131 30L133 31V33L131 32ZM157 30H156V32H155L156 37H157V35H158V34H156V33H157V32H158V33L160 32V31H157ZM177 30H176V33L179 34V35H177L178 37H179L180 35H182V34L184 35L185 32H186V34L188 35V32L185 31V30H184V33H182V34H180V32L178 33ZM238 30H239V31H238ZM254 30H255V29H254ZM254 30H253V31H254ZM261 30H259V28H258L257 31L260 32ZM263 30H262V31H263ZM87 31H88V29H87ZM87 31L85 32V34L82 33V35L84 34V35L82 36L83 39H84L85 35L88 34ZM89 31H90V30H89ZM124 31H123V32H124ZM137 31L139 32L140 29H139V30L137 29ZM151 31H150V32H151ZM163 31H164V30H163ZM173 31H174V30H173ZM179 31H180V30H179ZM188 31H190V30H188ZM200 31H201V29H200ZM206 31H207V30H206ZM206 31H205L206 34H204L203 36L206 35L205 37H207L208 35H211V34H209V33H208V35H207V32H206ZM215 31H216V32H215ZM224 31H225V29H224ZM76 32L79 33V34H77ZM95 32H96V33H95ZM103 32H104V34H102ZM140 32H143V34H144V31H143V30L140 31ZM164 32H166V31H164ZM164 32H162V33L164 34ZM182 32H183V31H182ZM222 32H223V31H222ZM259 32H257V33H259ZM263 32H264V31H263ZM111 33H112V32H111ZM151 33H152V36H154V34H153L154 32H151ZM196 33H197V32H196ZM196 33H195V34H196ZM201 33H202V31L199 33L200 36H201ZM220 33H221V32H220ZM228 33H229V31L227 32V34H228ZM234 33H235V31H234ZM240 33H241V32H240ZM240 33H239V34H240ZM246 33H247V31H246ZM251 33H252V32H251ZM257 33H256V32L254 33V34L256 35V37H257V38H260V39L262 38V40H263V39H264V38H263V37H264V34L261 32V33H259V36H257ZM72 34H71V35H72ZM75 34H77V35H79V36H77V35H75ZM113 34H115V32H114ZM113 34L111 35V37L113 36ZM116 34H117V33H116ZM124 34H128L127 29H126V32L123 33V35H124ZM166 34H167V37L169 38L170 36H168V35H170V33L168 34V32H167ZM186 34L184 35V37L186 36ZM195 34H194V35H195ZM225 34H226V33H225ZM227 34H226V35L223 34V35L226 36V37L228 38V36H229L230 34H228V35H227ZM261 34H262V35H261ZM88 35H89V34H88ZM120 35H121V33L118 34V36H120ZM123 35H122V36H123ZM138 35H139V34H138ZM160 35H161V33H159V37H160ZM183 35H182V37L180 36V38L183 39V38H184ZM197 35H198V33H197ZM232 35H233V33L231 34V36H232ZM234 35L236 36L237 33L234 34ZM251 35H252V34H251ZM251 35L248 34V38H249ZM118 36L116 35V36H114V37H118ZM122 36H121V38H122ZM125 36H126V35H124L123 37H125ZM139 36H141V35H139ZM143 36H144V35H143ZM150 36H151V35H150ZM150 36H149V37H150ZM161 36H162V35H161ZM172 36H173V35H172ZM195 36H196V35H195ZM200 36L198 35L199 39H200ZM224 36H223V38H225ZM235 36H234V37H235ZM70 37H71V36H70ZM82 37H81V38H82ZM126 37L129 38L128 35H127ZM126 37H125V39H124V42L128 43ZM144 37H146V35H145ZM159 37H157V38L159 39ZM163 37H164V36H163ZM163 37H162V38H163ZM165 37H166V36H165ZM167 37H166V38H167ZM205 37L203 38V39L205 40V42H209L208 40H212V41H213L212 38H211V39L208 38V40L206 41ZM209 37H212V35L209 36ZM219 37H221V36H219ZM229 37H230V36H229ZM245 37H246V36H245ZM252 37L254 38V36H252ZM256 37H255V39H257ZM58 38H59V37H58ZM73 38H72V37L70 38V39H72L71 42L73 41V43H70V44L72 45V46H70V47H71V48L74 47L75 49H74V48H73V49L76 51V48H78V43H79V48L77 49L76 52H74L73 49H70V50H71L70 52H71V54H72L73 52L76 54V53H78V52L81 50L80 47H81V46H84L85 44H84V42L81 41V39H80V41H81L82 44H84V45H81V44H80L79 39H78V40L75 39L76 41H79L78 43H76L77 45H75L74 42H76V41H74ZM86 38H87V36H86ZM86 38H85V39H86ZM91 38H92V37H91ZM94 38H95V37H94ZM94 38H93V39H94ZM97 38H98V36L96 37L95 42H97V40L100 38V34H99V38H98V39H97ZM151 38H152V37H151ZM151 38H150V40H151ZM168 38H167V39H168ZM171 38H173V40H174L173 42H175V40L177 41V39H178L177 37H176L177 39H174V37H171ZM180 38H179L178 40H180ZM196 38H197V37H196ZM201 38H202V37H201ZM215 38H217V37H215ZM236 38H237V37H236ZM248 38H244V37H243V41H242V43L239 42V39H238V38H237L236 40H238V42L241 43V44H239V45H241V46L243 47V46L246 44L244 41L248 40ZM116 39H117V38H116ZM139 39H140V38H139ZM163 39H164V38H163ZM203 39H202V40H203ZM219 39H220V38H219ZM221 39H222V38H221ZM51 40H52V42H51ZM125 40H126V41H125ZM145 40H146V39H145ZM145 40L142 39V43H143ZM161 40H162V39H161ZM168 40H171V39L169 38ZM195 40H196V39H195ZM204 40L202 41L203 44H204ZM214 40H215V39H214ZM232 40H233V36H232L231 39H229V42H232ZM252 40H254V39H251V38H250V42H251V43H252ZM257 40H259V39H257ZM257 40H256V41H257ZM57 41H58V42H57ZM84 41H85V40H84ZM162 41H163V40H162ZM193 41H194V40H193ZM212 41H210V42H212ZM218 41H219V40H216L217 43H215V46H217L216 44H219V45L221 44V43H218ZM221 41H222V40H220V42H221ZM259 41H261V40H259ZM49 42H51V43H49ZM56 42H57V43H56ZM61 42H62V41H60V42L58 43V45H59L58 47H60L61 50H62V48H63L64 44L66 43V41H63V42H62L63 44H61ZM99 42H100V41H99ZM99 42H97V45H98ZM140 42H141V41H139V45H140ZM145 42H147V41H145ZM156 42H158V40H157ZM166 42H168V41H166ZM166 42H165V43H166ZM171 42H172V40L169 41L168 43H171ZM173 42H172V43H173ZM177 42H178V41H177ZM196 42H197V41H196ZM199 42H201V39H200ZM210 42H209V43H210ZM235 42H236V41L232 42V44H231V43H229V44L233 45V43H235ZM238 42H236V44L233 45V46L236 45V48L234 47V49L236 50V49L238 48V50H236V51L240 52V51L242 50V52H244V49H241V48H242L241 46H240V48L237 47V46H238V45H237ZM250 42H247L248 46H249V43H250ZM253 42H254V41H253ZM261 42L263 43L262 45H259V44H258V41H257V43H255V45H256V44L259 45V46H258L259 49H261V48L264 46V42H263V41H261ZM261 42H260V43H261ZM48 43H49V46H48ZM126 43H125L124 45H127ZM152 43H153V40H151L150 45H152ZM154 43H155V40H154ZM154 43H153V44H154ZM159 43H160V41L158 42V44H159ZM175 43H176V42H175ZM53 44H52V45H53ZM66 44H68V43H66ZM100 44H101V42H100ZM143 44L145 45V43H143ZM158 44H157V45H158ZM194 44H195V43H194ZM194 44H193V45H194ZM247 44H246V46H247ZM154 45H155V44H154ZM159 45H160V46H159ZM159 45H158V47H162V44H159ZM166 45H167V44H166ZM166 45H165V47H166ZM169 45H170V44H169ZM199 45H200V44H199ZM208 45H209V48H211V47H215V46H213L214 44L212 45V43H211V46H210V44L207 43V47H208ZM219 45H218V47H219V49H220V46H219ZM231 45H230V46H231ZM251 45H253V44H251ZM257 45H256V46H253V50H255L256 52H254V51L251 52V49L249 50L251 53L248 51V49H247L246 52L249 53L250 55H251L253 52L256 53V55H258V54H259V51H257V50H258V49H257ZM47 46H48V47H47ZM76 46H77V47H76ZM147 46H148V45H147ZM152 46H153V45H152ZM152 46H150V48H152ZM155 46H156V45H155ZM155 46H154V47H155ZM230 46H229V47H230ZM233 46H232V47H233ZM248 46H247V48H248ZM261 46H262V47H261ZM95 47H96V46H95ZM97 47H98V46H97ZM140 47H143V49H145V47L142 46V45H141ZM140 47H138L139 50L141 49ZM172 47H173V44L171 45V48H172ZM229 47H228V48H229ZM232 47H231V49H232ZM249 47H250V46H249ZM254 47H256V49H254ZM260 47H261V48H260ZM129 48H130V47H129ZM146 48H147V47H146ZM150 48H148V49L150 50ZM166 48H168V47H166ZM171 48H170V49H171ZM194 48H195V47H194ZM244 48H245V46H244ZM251 48H252V47H251ZM82 49H83V47H82ZM94 49H96V48H94V47L91 48V50H94ZM127 49H128V47L126 46V50H127ZM134 49H135V47H134ZM134 49H132V50H134ZM136 49H137V46H136ZM152 49H153V48H152ZM152 49H151L150 51H152ZM168 49H169V48H168ZM195 49H197V48H195ZM195 49H194V50H195ZM198 49H199V48H198ZM198 49H197V53H196V54H198V53L200 52V51L198 52ZM211 49H212V48H211ZM231 49H230V52L233 51V50H231ZM239 49H240V51H239ZM67 50L69 51V49H67ZM72 50H73V52H72ZM96 50H97V49H96ZM96 50H95V51H96ZM123 50H124V48H122V50H120V51H122V52L119 51L120 54L122 53L121 55H120V54L118 53V51H117V54L115 53V56H113V59L115 60V58H118V57L120 58V56H121V58H120L119 61L122 62V61H121L122 58H124V57L127 58L128 55H127V53L125 52L126 55H127V56H125V53L123 54ZM145 50H146V49H145ZM216 50H217V49H216ZM235 50H234V51H235ZM245 50H246V49H245ZM64 51H65V50H63V53H64ZM98 51H99V50H98ZM98 51H97V52H98ZM101 51H102V50H101ZM101 51H100V53H101ZM105 51H107V50H105ZM124 51H125V50H124ZM140 51H141V50H140ZM166 51H167V49H165V52H166ZM203 51H204V50H203ZM209 51H210V50H209ZM217 51H218V50H217ZM217 51H215V52L218 53ZM224 51H225V49H224ZM228 51H229V49H228ZM263 51H264V48H263V50H262L261 52H263ZM127 52H129V54H130V51H127ZM131 52H132L133 55H134V54L136 55L135 52H133V51H131ZM142 52H143V50H142ZM167 52H168V51H167ZM204 52H205V51H204ZM213 52H214V51H213ZM242 52H241V53H242ZM74 53H73V55H74ZM98 53H99V52H98ZM102 53H105V52L102 51ZM143 53H144V52H143ZM143 53H142L141 55H143ZM205 53H206V52H205ZM208 53H209V52H208ZM228 53H229V52L226 53V56H227ZM247 53H246V54H247ZM254 53H253V54H254ZM263 53H264V52H263ZM105 54H106V53H105ZM105 54H104V56H103V54H102V56H103L104 59L106 60ZM137 54H138V53H137ZM165 54H166V53H165ZM165 54H164V55H165ZM194 54H195V53H194ZM244 54H245V52H244ZM246 54H245V55H246ZM73 55H72V56H73ZM97 55H98V54H97ZM119 55H120V56H119ZM135 55H134V56H135ZM141 55H139V56H141ZM167 55H168V54H167ZM201 55H202V54H201ZM215 55H216V54H215ZM232 55H233V57L236 56V58H233ZM232 55H231V57H232L233 60H234V59L239 60V59L237 58V55H236V54H235V56H234V54H232ZM254 55H255V54H254ZM254 55H253V56H254ZM256 55H255V57H254L255 60H256V58H257ZM100 56H101V55H100ZM107 56H108V55H107ZM117 56H118V57H117ZM122 56H123V57H122ZM212 56H213V54H212ZM216 56H218V55H216ZM220 56H221V54H220ZM253 56H252V57H253ZM258 56L261 57V53H260V55H258ZM74 57H75V55H74ZM97 57H98V56H97ZM114 57H115V58H114ZM135 57H136V59H137L138 55L135 56ZM143 57H144V56H143ZM164 57H165V56H164ZM195 57H196V56H195ZM197 57H198V56H197ZM201 57H202V56H201ZM206 57H208V56H206ZM206 57H204V58L206 59ZM214 57H215V56H214ZM214 57H213V58H214ZM221 57H222V56H221ZM221 57L216 58V59L218 60V59H220ZM227 57H228V56H227ZM241 57H242V56H241ZM111 58H112V57H110L109 59H111ZM119 58H118V59H119ZM131 58H132L131 60H133V56H132ZM141 58H142V56H141ZM146 58H147V56H146L144 59H146ZM152 58H154V57L152 56ZM160 58H161V57L159 56V59H160ZM162 58H163V54H162ZM98 59H99V58H98ZM136 59H134V60H136ZM139 59H140V57H139ZM148 59H149V58H148ZM166 59H167V58H166ZM195 59H196V58H195ZM199 59H200V58H199ZM199 59H197V60L199 61ZM221 59H222V60H220V63L218 62L219 65H220V64L222 65L223 61H225L224 59H226V58H225V56H224V59H223V58H221ZM227 59H229V58H227ZM232 59H231V60L229 59L230 61H228V63H229V62L231 63ZM241 59H242V58H241ZM241 59H240V60H241ZM246 59H247V57H246L244 60H246ZM251 59H252V58H251ZM251 59H250V60H251ZM259 59H260V58H259ZM101 60H102V59H101ZM111 60H112V59H111ZM111 60H110V62H111ZM134 60H133V61H134ZM140 60L144 61L143 58L140 59ZM149 60H151V59H149ZM149 60L146 59L145 61H146V62L148 61V64H149V65H148V64H147V65L151 68V67H153L154 65L152 64L151 61H150V62H151V63H150ZM201 60H202V59H201ZM201 60H200V61H201ZM208 60H209V59H208ZM236 60H235V61H236ZM242 60H243V59H242ZM242 60H241L240 62H242ZM255 60H253V61H255ZM260 60H261V59H260ZM95 61H96V60H95ZM102 61H103V60H102ZM127 61H128V60H127ZM127 61L125 60V62H127ZM129 61H130V60H129ZM202 61H203V60H202ZM221 61H222V62H221ZM235 61H234V63H235ZM251 61H252V60H251ZM263 61H264V59L261 60V62H263ZM90 62H92V61H90ZM98 62H99V61H98ZM100 62H101V61H100ZM112 62H113V60H112ZM146 62H143V64H144V67H143L144 70H146V69H145V63H146ZM237 62H239V61H237ZM261 62H260V63H261ZM92 63H93V62H92ZM92 63H91V64H92ZM128 63H129V62H128ZM160 63H162V60L159 62V64H160ZM164 63H165V62H164ZM164 63H163V64H164ZM228 63L225 62V63L223 64L222 67H224V65H227V67L230 66V64L228 65ZM244 63H245V62H244ZM244 63H242V64L238 63V66H239V64H240V66L243 65V67L246 66V65H244ZM246 63H248V62H246ZM106 64H109V63L106 62ZM151 64H152V65H151ZM157 64H158V63H157ZM262 64H263V63H262ZM75 65H76V64H75ZM75 65H74V66H75ZM77 65H78V64H77ZM77 65H76V66H77ZM124 65H125V64H124ZM127 65H128V64H127ZM127 65H125V66H127ZM129 65H131V63H129ZM147 65H146V66H147ZM155 65H156V64H155ZM160 65H161V64H160ZM204 65H205V64H204ZM232 65H233V64H232ZM234 65H235V64H234ZM234 65H233V67H234ZM259 65H260V64H259ZM78 66H79V65H78ZM78 66L75 67V68L78 69ZM106 66H107V65H106ZM148 66H147V68H148ZM214 66H215V64H214ZM216 66H217V68L219 69L218 64H217ZM251 66H253V67L255 68V67H257L258 65H257V66H256V65L254 66V65L251 64ZM260 66H261V65H260ZM51 67H52V68H51ZM109 67H110V66H109ZM123 67H124V66H123ZM123 67H122V68H123ZM156 67H158V66L156 65ZM156 67H155L156 70H157L158 68L161 69V66L158 67V68H156ZM163 67H164V66H162V68H163ZM209 67H210V66H209ZM209 67H208V69H210ZM222 67H221V69H225V67H224V68H222ZM262 67H263V66H262ZM75 68H74V69H75ZM127 68H128V67H126L125 69L127 70ZM150 68H148V71L154 69V68H152V69H150ZM164 68H165V67H164ZM214 68H216V67H214ZM228 68H229V67H228ZM231 68H232V67H231ZM231 68L228 69V70H233V68H232V69H231ZM234 68H235V67H234ZM245 68H246V67L242 68V70L244 71ZM257 68H259V67H257ZM51 69H52V70H51ZM130 69H132L131 66H130V68L128 69V72L131 73L132 70L129 71ZM160 69H159V70H160ZM218 69H216V70L218 71L216 74H221V73H219L221 70H220V69L218 70ZM226 69H227V68H226ZM226 69H225V70H226ZM236 69H237V71L240 70V68L238 69L237 67H236ZM250 69H251V68H250ZM263 69H264V68L261 69L263 72H261L259 69H257L258 71H260V72L262 73V74H259L260 72L254 71V70H256V69H253V68H252L253 71H252V70H249L248 73L251 72V75H250V76H251V79L253 78V77H252V75H253V76L255 77V78H254L255 80L252 79L251 81H247V82H246V79L244 80V81L246 82V84L249 83V82H250V84H252L254 81H256V83H258V85H257V86H258V87H257V90H258V91L261 90V92L258 94V93H257L258 91L256 92V87H254V86H256V84H255L254 86L252 85V87L254 88V91H255V92H254V91H253V92H254L255 94H256V93H257V94L255 95V94L249 93V95L252 94L251 97L255 95V96H254L255 98L252 97L251 100H250V101L254 100V102L252 101V102H253L252 105H253L254 107H252L251 109L255 108V106H256V111H255L254 109L252 110V111H254V113L251 111V109L248 110V111L251 113V116H252V115L254 116V117H253V116L251 117V118H252V122H253V120H254V122H255V123H251V122H250L251 124H250L249 128L252 126V130H254V128L257 127V129L254 130L255 136L253 135V133L248 132V133H249V136H250L251 134L253 135V136H252L253 138H251V139H253V141L250 139L251 136H250V137L248 136V138H247V139H248V140H247V143L250 142L249 139L251 140L250 144H251V143H252V144L254 143V140L257 139V135H258V134H260V135H258V138H260V140H259V143H260V141L262 140V139H261V136L264 135V134H261V133H256V132H260L261 130H264V70H263ZM106 70H108V69H106ZM120 70H121V71H120ZM120 70H119V71H120L121 73L125 72V71H123V69H120ZM161 70H162V69H161ZM73 71H74V70H73ZM108 71H110V70H108ZM122 71H123V72H122ZM154 71H155V70H154ZM163 71L165 72V70H163ZM163 71H162V72H163ZM212 71L215 72L214 70H212ZM223 71H224V70H223ZM223 71H222V73H223ZM235 71H236V70H233L234 73H235ZM67 72H68V71H66V73H67ZM69 72H70V70H69ZM71 72H72V71H71ZM110 72H111V71H110ZM150 72H153V71H150ZM155 72H156V71H155ZM155 72H154V73H155ZM157 72H158V74H156L155 76H158L159 73H160V75L163 74V73H161V71H157ZM229 72H230V71H229ZM233 72H232V73H233ZM238 72H239V71H238ZM241 72H242V71H241ZM241 72H239V73H241ZM252 72H254L255 74H256V72H257V75L252 74ZM76 73H77V72H76ZM107 73H108V72H107ZM115 73H116V72H113L114 76H115ZM117 73H118V72H117ZM117 73H116V74H117ZM121 73H120L119 75H121L122 78H121V77L119 78V76H117V75H118V74H117L116 76H117V78H119V79H116V80H120V79L122 80V79H123V75H122ZM125 73H126V72H125ZM125 73H123V74H125ZM130 73H129V74H130ZM145 73H146V71H145ZM145 73H144V74H145ZM154 73L151 75L152 78H153ZM204 73H205V72H204ZM226 73L228 74L227 70H226ZM61 74L63 75L64 72H63V73H60V75H61ZM111 74H112V72H111ZM129 74H127V76H125V75H126V74H125V75H124V78L126 77V79H128L129 76H131V75H129ZM131 74L133 75V72H132ZM144 74H143V76H144ZM150 74H151V73H149V75H150ZM173 74H174V73H173ZM209 74H210V72H209ZM209 74H208V75H209ZM216 74H213V75H216ZM223 74H225V72H224ZM235 74H237V73H235ZM249 74H250V73H249ZM249 74H247V75H248V78H249V79H247V80H250V76H249ZM258 74H259V75H258ZM60 75H59V76H60ZM67 75H68V74H67ZM67 75H66V76H67ZM71 75H72V73H71ZM73 75H74V74H73ZM128 75H129V76H128ZM134 75H135V74H134ZM146 75H147V74H146ZM149 75H148V76H149ZM165 75H166V74H165ZM165 75H162V76H165ZM174 75H176V74H174ZM187 75H188V74H187ZM190 75H191V77H188V79L190 78L189 80L192 81V78L194 77V76H193L194 73H193V75L190 73ZM190 75H189V76H190ZM195 75H196L195 77L198 78V75H197L196 73H195ZM237 75H238V74H237ZM247 75H246V77H247ZM57 76H58V75H57ZM59 76H58V77H59ZM74 76H75L76 78H78V77H79V74L77 75L78 77L76 76V74H75ZM74 76H73V79L75 78ZM88 76H89V75H88ZM116 76H115V78H116ZM143 76H142V77H143ZM155 76H154V77H155ZM162 76H161V77H162ZM210 76H211L210 79H209V76H206V77H204V79H202V80H203V81H201V85H202V86L200 85V87H199V85H196V84H195L196 82H193V81H192L193 84H191V81L189 82L188 79H187L186 81L189 82V83H188V86H190V84H191L190 87H191L192 89H193V85H194V86L196 85L195 87H196V88H199L198 90H200L201 88H202L201 90H203V89L205 90V89H207V88L209 89V88L212 86V88H211V91H212L213 88H214L213 86H214V85L217 86L215 83L217 82L218 77L214 76L215 79H216V82L214 81V82H215V83H214V82H213L214 79H213V77H212V73H211ZM258 76H259L260 78H259ZM60 77H61V76H60ZM60 77H59V78H60ZM62 77H63V76H62ZM62 77H61V78H62ZM151 77L149 78V80H151ZM158 77H160V76H158ZM63 78H65V77H63ZM67 78H68V79H67V82H68L70 79H72V78H70V75L67 76ZM89 78H90V77H89ZM115 78L113 77L112 80L115 81ZM206 78H207V79H206ZM257 78H258V79H257ZM129 79H130V78H129ZM131 79H132V77H131ZM131 79H130V80H125V79H123V80L126 81V85L128 84L127 82L130 81V82H129L130 84H129L128 86H130V87L132 86V88H133V87H135V86H134V84H131V82L134 81V80H136L137 78L135 79V77H134V78H133L134 80H131ZM145 79H148V78H145ZM173 79H174V78H173ZM208 79H209V80L212 79V81H209V82H208ZM256 79L258 80V82H257ZM55 80H56V81H55ZM65 80H66V78L64 79V81H63V79H61V81L67 83ZM74 80H75V79H74ZM77 80H78V79H77ZM109 80H110V78H109ZM112 80H111V81H112ZM205 80H206V82H205ZM71 81H72V80H70V82H68V83H71ZM105 81H106V80H105ZM111 81H110L109 83L107 82V84H109L110 86L112 85V83L119 82V81H115V82L112 81V83H111ZM252 81H253V82H252ZM57 82H58V83H57ZM203 82H205V83L203 84ZM210 82H211V84H209V86H210V87H209L207 83H210ZM228 82H231V81H228ZM232 82H233V81H232ZM251 82H252V83H251ZM68 83H67V84H68ZM72 83H73V82H72ZM72 83H71V85H69V84L67 85L70 89L66 88V90H70L69 92H70L71 94H72V92H74V91H73V88H72ZM74 83H75V82H74ZM74 83H73V84H74ZM100 83H101V82H100ZM134 83H135V81H134ZM172 83H173V81L171 82V84H172ZM122 84H123V83H122ZM122 84H121V85H122ZM124 84H125V83H124ZM152 84H154V82L151 83V88L156 87V84H154L153 87H152ZM186 84H187V83H186ZM206 84H207V85H206ZM230 84H231V83H230ZM230 84H228V86H227L229 90L232 89V88L234 87V86H233L234 83H232V85H231L232 88L230 87ZM246 84H245L244 86H243V84H241L242 86H241V85H239V86H241L243 89H244V88L246 89V88H248V86H250V85H248V84H247V85H248V86H247ZM59 85H60V87H57V86H59ZM65 85H66V84H65ZM109 85L107 86L108 88L110 87ZM121 85L119 84V88L122 89V88H123V85H122V87H120ZM75 86H76V85H75ZM112 86H115L116 89L118 88V87H116V86H118L117 84H113ZM124 86H125V85H124ZM128 86H127V87H128ZM188 86H187V88H188ZM205 86H206V87H205ZM207 86H208V87H207ZM54 87H55V88L57 87V88H58V91H54L53 93H51V92L53 91ZM73 87H74V85H73ZM76 87H77V86H76ZM78 87H80V86H78ZM101 87H102V86H101ZM127 87H126V88L124 87L123 90L126 89L125 91L127 92V90H128V94H129V93L131 94L132 91L129 92V91L131 90V88H130V90H129V89H128L129 87H128V88H127ZM190 87H189V88H190ZM195 87H194L193 90L196 91L197 89H195ZM227 87H226L225 89H227ZM241 87H240V89H242ZM252 87H249V88H248V89L250 90L249 92H252V91H251V89L253 90ZM115 88H114L113 90H115ZM234 88H235V87H234ZM234 88H233V89H234ZM71 89H72V90H71ZM77 89H78V91H79V88H77ZM101 89H103V88H101ZM101 89H100V90H101ZM104 89H106V88H104ZM104 89L102 90V95H104L106 92H108V90L105 91ZM110 89H111V87H110ZM121 89H120V90H121ZM134 89H135V88H134ZM134 89H133V93H132V95H130V96H132L130 99H132V98L134 97V95H133V94H134ZM208 89H207V92H206V91H203V92H206V93L208 94V91L210 92V90H208ZM236 89H239V88L237 87ZM55 90H57V89H55ZM66 90H65V91H66ZM151 90H153V89H151ZM151 90H150V91H151ZM188 90H190V89H187L186 92H185V93H187V94H186L187 96L189 95L188 93L190 92V91H188ZM201 90H200V91H201ZM229 90H227V91H229ZM4 91H5V92H4ZM62 91H64V89H62ZM104 91H105V92H104ZM116 91H118V90H116ZM150 91H149V94L152 92V91H151V92H150ZM187 91H188V92H187ZM200 91H199V93L203 95V93H201ZM214 91H215V88H214ZM230 91H232V90H230ZM230 91H229V92H230ZM233 91H234V90H233ZM69 92L67 91V94H68ZM75 92H76V91H75ZM87 92H88V91H87ZM103 92H104V93H103ZM135 92H136V90H135ZM229 92H227V94H228ZM234 92H235V91H234ZM234 92H232V93H234ZM245 92H246V94H248V90L245 91ZM65 93H66V92H65ZM70 93H69V96H72V95H70ZM94 93H95V94L97 93L96 96L93 94L94 97H97V95L99 94L98 97L100 98V100H99V98L97 97V98H96L97 100H96L95 102L93 101V103L96 104V107H97V103H96V102H99V101H101L100 103H102V102H104V101L106 102L107 99L110 98L109 95H107V97H106V94H105L104 96H102L104 99H106V100H104L102 97H100V96H101V92H99V90H97V92H94ZM195 93H196V92H195ZM213 93H214V92H213ZM67 94H66V95H67ZM74 94H75V93H74ZM74 94H73V95H74ZM149 94H148V95H149ZM196 94H197V95H196ZM196 94H195L196 97H198V93H196ZM200 94H199V95H200ZM214 94H216V91H215ZM93 95H91L92 98H93ZM115 95L117 96V94H114L113 97H115V99H116V96H115ZM118 95H119V94H118ZM135 95H137V93H135ZM148 95H146V96H147V98L149 99V96H148ZM150 95H151V94H150ZM152 95H153V94H152ZM202 95H201V96H202ZM249 95H247V97H249ZM67 96H68V95H67ZM91 96H89V97H91ZM108 96H109V97H108ZM111 96H112V95H111ZM123 96H124V95H123ZM123 96H122V97H123ZM143 96H145V95H143ZM153 96H155V95H153ZM153 96H152V97H153ZM156 96H157V95H156ZM156 96H155V97H156ZM187 96H185V100H186ZM203 96H204V98L202 97V99H200L201 97L199 96V97H200V98H199L200 101H198V102L200 103V104H199L200 106H202V105H204L205 103H208V102H209V101H208V102H205V101L207 100V98H206V100L203 101V102H205V103L202 104L201 100L205 99V97H209V96H207V95L205 96V94H204ZM1 97H3V98L6 97V98H5L6 100H5V99H2V100H1ZM73 97H74V96H73ZM136 97L138 98V97H140V96L137 95ZM152 97L150 98L151 100H152ZM189 97H190V96H188L187 100L185 101L186 104L183 105V106H187V107H186V108H187L186 111L189 110L190 113L194 114V113H193V109H194L193 107H194V106H192V104H190V109H189V107H188L189 102L191 103V102H193L194 100H192L193 97H191V98H189ZM48 98L50 99V100H49L50 104L45 103L46 99L48 100ZM101 98H102V100H101ZM125 98H126V97H125ZM140 98H141V97H140ZM140 98H138V99H140ZM145 98H146V97H145ZM153 98H154V97H153ZM214 98H215V97H214ZM90 99H91V98H89V100H90ZM94 99H95V98H94ZM113 99H114V98H112V99H108V100H113ZM150 99H149V100H150ZM189 99H190V100H189ZM209 99H211V96H210ZM209 99H208V100H209ZM238 99H240V98L237 97L236 101H237ZM98 100H99V101H98ZM103 100H104V101H103ZM149 100H148V101H149ZM151 100H150V101H151ZM196 100H197V99H196ZM211 100H214V99H211ZM211 100H210V101H211ZM255 100H256L257 102L259 101V104L255 105V104L257 103ZM85 101H86V100H85ZM114 101H115V100H114ZM152 101H154V100H152ZM43 102H44V104H46V105L43 104V105H44V106H43V105H42ZM46 102H48V101H46ZM82 102L84 103V101H82ZM87 102H88V100H87ZM87 102H86V103H87ZM117 102H118V101H117ZM212 102L214 103L215 101H212ZM212 102H210V103L212 104ZM230 102H231V101H230ZM230 102L228 103L229 107H230V105L232 104V102H231V103H230ZM39 103L42 105L43 108H41V107L37 108V107L39 106V105H38ZM88 103H89V102H88ZM108 103H111V104H112L113 102H109V101H108ZM108 103H105V104L103 103V105H106V104H107L106 108L108 107V105H109V107H110L111 104H108ZM115 103H116V102H114V103L112 104V107H113V105H114V107H115L116 110L118 111V108H117V107H119V109H120V105L117 106V104H115ZM125 103H127V102H125ZM125 103H124V104H125ZM132 103L134 104V102H132ZM132 103H131V104H132ZM157 103H158V102L155 101V104H156V105H157ZM187 103H188V104H187ZM254 103H255V104H254ZM98 104H99V103H98ZM127 104H128V103H127ZM195 104H196V103H195ZM195 104H194V105H195ZM201 104H202V105H201ZM208 104H209V103H208ZM233 104H234V103H233ZM233 104H232V105H233ZM235 104H236V103H235ZM247 104L249 105L250 102H248ZM81 105H82V106H81ZM92 105H94V104H92ZM115 105H116L117 107H116ZM129 105H130V104H129ZM129 105H126L127 108L129 107ZM199 105H198V103H197V105H195V106H196V107L198 106V108H199ZM232 105H231V106H232ZM45 106H46V107H45ZM83 106H84V108H86L88 105L85 104V103H84V105H83V104L81 103V104H80V107H83ZM85 106H86V107H85ZM157 106H158V105H157ZM191 106H192V108H191ZM93 107H95V106H93ZM96 107L94 108L95 111H96V109H97ZM112 107L110 108V110H112ZM114 107H113V110H115ZM12 108H13V110H12ZM40 108H41V109H40ZM84 108H82V110H84ZM103 108H104V106H101V109H103ZM121 108H122V107H121ZM123 108H124V107H123ZM155 108H156V107H155ZM158 108H159V107H158ZM198 108H197V109H198ZM200 108H201V107H200ZM246 108H247V107H246ZM2 109H3V110H2ZM8 109H10L12 112H14L13 116H12V114H11L12 112H11L10 110H8ZM42 109H45V111H47V112L45 113V111L42 110ZM94 109H92V110H94ZM101 109H100V112H101V113L98 112V115L102 114L103 111H102ZM103 110H105L103 113H105L106 111H107V113H108V112L110 111V110L108 111L107 109H103ZM113 110H112V111H113ZM3 111H4V113H3ZM38 111L42 112V114H40ZM52 111H53V110H52ZM52 111H51V113H52ZM62 111H64V110H62ZM86 111H87V110H86ZM86 111H85V112H86ZM186 111H185V112H186ZM1 112H2V113H1ZM5 112H7V114H6ZM37 112H38V113H37ZM43 112H44V114L47 115V116H46V119H44L45 122L42 123V122H41V119L43 120V118L45 117V116H43V115H44ZM85 112H84V113H85ZM181 112H183V113L185 114V112H184V108H183V111H181ZM255 112H256V113H255ZM16 113H17V114L19 113V116H17ZM62 113H63V112H62ZM62 113H61V114H62ZM92 113H93V116H94V114L97 113V112H92ZM113 113H114V112H113ZM188 113H189V112L187 111L186 114H188ZM195 113H196V112H195ZM197 113H198V112H197ZM36 114H37V115H36ZM39 114H40V115H39ZM49 114H50V113H49ZM86 114H87V112H86ZM105 114H106V113H105ZM105 114H104V115H105ZM135 114H136V116L133 115V117H137V114H138V113H135ZM200 114H201V113H200ZM200 114H195L197 117H199V118H197V119H196L195 115H194V116H191L192 119H193V117H194V119L196 120V122H195V120L193 119V120H192V124L190 125V127L187 126L185 129L190 128V130H189V129H187V130H189L191 133H193V130L197 129V126H198L197 123H199V124L201 125V124H203V121L205 122V123H204V126H203V125H201V126L199 125V126H198V129H197L198 132L202 130L201 132H199V134H200V133H205L204 131H205L207 128H211L212 123H211V121H210L211 124L209 123V119L212 120L211 118L213 117V120H215L216 117H215L214 115H211L212 117L210 118L209 115L206 116L205 114H204V115L202 114L203 116H206V117H207V119H208V123H209V124H208V123H207V119L204 117V118L206 119V121H205L203 118L200 117ZM224 114H225V113H224ZM2 115H3V116H2ZM4 115H5V116H4ZM8 115H11V117H13V118L10 117L11 120H9L11 124L9 123V121H7V119L9 118ZM15 115H16V119L14 118ZM38 115H39V117H38ZM41 115H42V116H41ZM89 115H90V114H89ZM98 115H96V116H98ZM102 115H103V114H102ZM102 115H101V117H102ZM188 115H189V114H188ZM188 115H187V118H188ZM198 115H199V116H198ZM228 115H230V114H228ZM228 115H227V116H228ZM36 116L38 117V119H37ZM40 116L42 117L41 119H40ZM93 116H92V117H93ZM138 116H141V115L138 114ZM175 116H177V115H175ZM175 116H174V117H175ZM185 116H186V115H185ZM185 116H183V117H185ZM223 116H224V115H223ZM231 116H232V115H231ZM239 116H240V115H239ZM241 116H242V115H241ZM241 116L238 117V118H240V119H241V118L244 119L243 116H242V117H241ZM2 117H4V118H2ZM49 117H50V116H49ZM80 117H81V120H80L81 122H82V119L85 120V121H84V123L86 122V123H85V126L87 125V121L89 120V122H88V123H89L88 126L85 127V126L83 125L84 129H82V130L84 131L85 129H89V128H90L89 125L91 124L90 122H91L92 119H91L90 117H89V119H88V118H87L88 115H87V117H86L85 115L83 116V114H82ZM82 117H83V118H82ZM94 117H95V116H94ZM94 117H93V119H94ZM101 117H99V118H100V119H103V118H104V117H102V118H101ZM146 117L148 118V116L144 115V118H146ZM214 117H215V118H214ZM5 118H7V119H5ZM84 118H85V119H84ZM137 118H138V117H137ZM140 118H141V117H139L138 120H140ZM200 118H201V120H203V121H201V123H200V122H197V120L199 121ZM228 118H229V117H228ZM228 118H227V119H228ZM233 118H235V115H234ZM253 118H254V119H253ZM4 119H5L7 122H6ZM12 119L15 121V124H14V122L12 123V121H13ZM86 119H87V120H86ZM149 119H150V118H148L147 121H150V120H151V119H150V120H149ZM222 119H223V118H222ZM224 119H225V117H224ZM242 119H241V120H238V119H237V121H238L237 123H242V122H240V121H243ZM255 119H256V120H255ZM36 120H37V121H36ZM121 120H122V119H121ZM121 120H120V121H121ZM143 120H144V119H143ZM145 120H146V119H145ZM213 120H212V122L215 123V121H213ZM4 121H5V122H4ZM38 121H39L40 123H39ZM122 121H123V120H122ZM147 121H146V122H147ZM187 121H190V119L188 118ZM193 121L196 123L195 126L193 125V124H194ZM229 121H231V120H229ZM32 122H33V126H34V127L32 126ZM36 122H37V123H36ZM78 122H79V121H78ZM108 122H109V121H108ZM123 122H124V121H123ZM143 122L146 124L145 121H143ZM143 122H142V123H143ZM4 123H6V124H4ZM29 123H31V124H29ZM34 123H36V124L39 123L40 125L38 124V126H37V125L35 124V125L37 126V127H36V126L34 125ZM184 123H186V122H184ZM190 123H191V122H190ZM190 123H189V124H190ZM206 123H207V124H206ZM42 124H44L45 127H43ZM148 124H149V123H148ZM205 124H206V125H205ZM28 125H29V126H28ZM30 125L32 126V128L30 127ZM41 125H42V126H41ZM130 125L132 126V124H130ZM135 125H136V124H135ZM137 125H140V124L137 123ZM143 125H144V124H143ZM184 125H185V124H181L180 126H184ZM192 125H193V126H192ZM196 125H197V126H196ZM207 125H210V126L207 127V128H205V130L203 131L204 127L207 126ZM131 126H130V128H131ZM144 126H145V125H144ZM144 126H143V127H144ZM147 126H149V125H147ZM147 126H146V128H148ZM253 126H254V127H253ZM41 127H42L43 129H42ZM87 127H89V128H87ZM136 127H137V126H136ZM191 127H193V128H191ZM195 127H196V128H195ZM199 127H200L201 129H199ZM202 127H203V128H202ZM213 127H214V124H213ZM213 127H212V128H213ZM224 127H225V126H224ZM224 127H223V129H224ZM27 128H29V129L27 130ZM30 128L33 129V133H34V134H32V131H31ZM35 128H37V130H40V131H41V133L38 132V131H37V133H39L40 135H43V137H42V136H39V134L36 133ZM40 128H41V129H40ZM132 128H133V126H132ZM151 128H152V127H151ZM212 128H211V129H212ZM214 128H216V127H214ZM1 129H0V130H1ZM90 129H91V128H90ZM90 129H89V130H90ZM101 129H102V128H101ZM108 129H110V128H108ZM134 129H135V130H134ZM148 129H150V127H149ZM185 129H184V130H185ZM216 129H217V128H216ZM250 129H251V128H250ZM20 130H21L22 132H21ZM23 130L26 131V132H28V134L25 133ZM34 130H35V131H34ZM45 130H46V129H45ZM111 130H112V129H111ZM111 130H110V132H111ZM133 130H134V131H133ZM138 130H139V129H138ZM138 130H136V128H133L132 131H131V135H132L133 133H134V134H136V133L139 134L138 132L142 131V130H139V131H138ZM214 130H215V129H214ZM214 130H211V131H214ZM224 130H225V129H224ZM252 130H251V131H252ZM258 130H259V131H258ZM30 131H31V132H30ZM108 131H109V130H108ZM113 131H115V130H113ZM129 131H130V130H129ZM137 131H138V132H137ZM189 131L186 132V133H189ZM206 131H210V129H208V130H206ZM211 131H210V132H211ZM216 131H217V130H216ZM216 131H214V134H213V132H211L212 134H209V135H216V140H220L219 138H221V137H220L219 135H217L218 133H217ZM227 131H229V129H227ZM249 131H250V130H249ZM255 131H256V132H255ZM8 132H9V133H8ZM18 132H21V133H19L20 136L18 135ZM101 132H102V131H101ZM126 132H127V131H126ZM210 132H209V133H210ZM252 132H253V131H252ZM261 132L263 133V131H261ZM11 133H12L13 135H14V133H15V135H14V137H13V135H11V136L13 137V139L10 140L9 138H11V137H10V134H11ZM22 133H23V134H26V135H24V137H23V136H21ZM29 133H31V134H29ZM111 133H112V132H111ZM127 133H128V132H127ZM191 133L187 136V138L192 137L193 134L191 135ZM215 133H216V134H215ZM3 134H4V135H3ZM129 134H130V132H129ZM199 134H198V135H199ZM27 135H28V136H27ZM125 135H127V134H125ZM158 135H159V134H158ZM6 136H9V137L6 138ZM25 136H26V137H25ZM128 136H129V135H128ZM133 136H134V135H133ZM159 136H160V135H159ZM159 136H158V137H159ZM218 136H219V138H218ZM259 136H260V137H259ZM22 137H23V138H22ZM47 137H48V135H47ZM211 137H212V139L214 138L213 140H215V136H211ZM231 137H232V136H231ZM254 137H255V138H254ZM58 138H59V137H58ZM156 138H157V136H156ZM187 138H186V139H187ZM262 138H263V137H262ZM7 139L10 140L8 144L11 145V146H7V142H8ZM24 139H25V140H24ZM40 139H42V140H40ZM128 139H129V138H128ZM158 139H159V138H157V140H158ZM190 139H191V138H189L188 140H190ZM227 139L229 140V136H228ZM231 139L233 140V138H230L229 142H230V141L232 142ZM263 139H264V138H263ZM54 140H56V139H54ZM59 140H60V138H59ZM157 140H156V141H157ZM160 140H161V139H160ZM2 141H3L4 145L2 144ZM6 141H7V142H6ZM123 141H126V139H124ZM128 141H130L129 144H131V142H132V144H133V142H134V140H131V139H129ZM248 141H249V142H248ZM256 141H257V140H256ZM256 141H255V142H256ZM262 141H263V140H262ZM39 142H40V143H39ZM78 142H79V141H78ZM165 142H166L165 144H167V142H168V144H167V145H164V142H163V144L161 143L160 146L163 145L162 147H163L164 149H166L164 146H166L167 148H168V145L171 146V145L169 144L170 141H165ZM173 142H174V141H172L171 143H173ZM185 142H186V140H185ZM223 142H224V141H223ZM223 142H222V140H221V141H217V144L215 145V141H213V143H211V145H209V143H208L209 146H208V145H207V146L205 145L206 148H205V146H204V149H206V150H208L207 147L209 148V147L211 146V147H210V150H208V151H209V158L211 157L210 160L212 161V163L215 162V161L217 162V160H215V158H217L216 156L219 155V152H218V148H217V147H219V149H223V150H225V148H224L225 145H224V147H223V146L221 147V145H220V143H223ZM231 142H230V143H227V144L229 145V144H231ZM257 142H258V141H257ZM263 142H264V141H263ZM263 142L260 143V145L255 144V143H254L255 145H254V144H253V145H249V144H247L246 142H244V143H246L245 145H249V148H250V146H254V149H256V148H257V149H256V151H255V150L251 147L252 149L250 148V150H252V151L247 150V152H248V153L251 152V155L253 156L251 161H248V158H247V161L249 162V164H251V165H250L251 167H248L249 164L245 167V170L247 169V171L245 172V173L247 174V175L245 174L247 177L245 176V178H247V179L245 180V178H243V176H244V171H245V170H243V172H242L243 174H239V175H240V177H239L240 179H239V178H238L239 180L236 179V180H235L236 183H235V181H234V183H235L236 186H238L239 183H240L239 181H240V180H243V181H241V183L243 182V183H244L243 185H244L245 187H244V186H241V187L239 188V186H238L237 188H239V191L241 190V188H242V191H244V190L246 191V190L248 189V190H247L248 193H247V191H246V192L244 191L245 194H246V193H247V194H246V195H245V194L243 195L244 192L241 193L242 191H240V192H239L240 195H238V190H236V191H234V192H236V193H235L236 195H235V194H231V193L233 192V190L237 189V188L235 187V189H233V190L231 189V190H232L231 193H229V194H225V195H230V194H231V196H232L231 198L237 197V195H238V197H239V198H242V200H239V198H234V199L232 200V199L230 198V196H229V198L231 199V202H230V201H229V198H227V197H228V196H227V197H225V200L222 201V202H224V203H222V202L220 203V202H219V201H220L219 198L216 197V196H214L215 198H218V200H219V201H217V202H219V203L217 204L216 201H215V204H216L217 206L222 204L223 209H226L225 207H227L228 205H229V206H228L229 208L232 207V206H233V207L235 206L234 208L238 209V211L242 209V211L238 212V211H236V209L233 208V209H232L233 211L231 210V211L233 212V214H232L229 210L227 211L228 213L230 212L232 215H236V216H237V215L239 214V219H240V214H241V212H242V213H243V212L246 213V212H245L246 210H248V211L250 210V211H251L250 207H251V208H255V209H253L254 211H256V210L258 211V209H256V208L262 207L261 209H262V211H264V208H263V207H264V150H263V147H262V149H261V147H260V146L263 144ZM5 143H6V144H5ZM54 143H57V145H58V143H59V144L61 145L60 141H58V142L55 141ZM146 143H147V142H146ZM157 143H158V141H157ZM218 143H219V144H218ZM116 144H117V145H116ZM124 144H126V143H124ZM124 144H123V146H124ZM129 144H128V145L126 144V147H129V148L132 147L131 145L129 146ZM134 144H135V142H134ZM138 144H139V143H138ZM138 144H137V145L135 144V146L138 147V148H139V146H140L141 149L139 148L140 150H138L137 148H134V149H136L138 152H140V151L142 150V148L144 149V148L147 146V144H146V146L144 145V147H142L141 144H143V142H141L140 145H138ZM158 144H160V143H158ZM212 144H214V146H216V148H215ZM54 145H56V144H54ZM62 145H63V144H62ZM76 145H77V144H76ZM76 145H74V146H76ZM79 145H80V144H79ZM232 145H233V143H232ZM256 145H258V147H260V148L258 149V147H256ZM3 146H4L5 150H3ZM5 146H7L8 148H6ZM81 146L84 147L85 150L87 149V150H86L87 152H85V153H88L89 156H90V158H91V156L93 155V153H91V152L89 151V150H90L89 147L86 146V141L83 142V144H82ZM85 146H86V147H85ZM114 146H117V147H116L117 150L120 149L121 151H123V149H124V148L122 147V145H120V148H118V143H115V145H112V149H110V148H109V149H110V150H113V149L115 150L116 148H115ZM135 146H133V147H135ZM10 147H11V148H10ZM124 147H125V146H124ZM133 147H132V148H133ZM231 147H232V146H231ZM57 148L59 149V151H58V149H57V151L59 152L60 155L57 154V152H56V155H57V158L60 159L61 157L59 158V156H62V153H61V151H60V150L62 149V147H61V146H58ZM60 148H61V149H60ZM76 148H77V147H76ZM122 148H123V149H122ZM191 148H192L191 150H190L189 148H187L186 150H188V152L191 151V152H189V154L192 153V155H191V157H190V155L188 154V158L190 157L191 160H192V158H193V157H192V156H193V153L195 152V150H197V152H195V154H196V153H199V149L194 148V147H191ZM232 148H233V147H232ZM232 148H231V149H232ZM239 148H240V146H239ZM239 148L237 149V151L240 150L239 152L241 153V152H242V148H241V149H239ZM247 148H248V146H247ZM249 148H248V149H249ZM7 149H8V152H9V149H11L10 152H9V154H13V155H14V157H12L13 160H14V162L12 161V162H13L12 164H9V163L11 162V160H10V162L7 161L8 158L5 157V155H4V151H6ZM46 149H48V147H46ZM77 149H78V148H77ZM79 149H80V148H79ZM79 149H78V150H79ZM103 149H104V148H103ZM204 149L200 150V153H199V155L201 154L200 157H199L198 154H196V155L198 156V158H196V160L199 159V158L201 159V160H198L197 163H200V162L203 163V160H202V157H201L202 155H204V156L206 155V156H205L206 158L208 157V156H207V155H208V154H207L208 151H206V150L204 151ZM211 149L214 150L215 155L212 154V151H213V150H211ZM216 149H217V152H216ZM229 149H230V148H228V150H229ZM231 149H230V151H232ZM233 149H234V148H233ZM81 150H82V149H81ZM85 150H82V151H85ZM104 150H105V149H104ZM106 150H107V149H106ZM110 150L107 151V153H105V155L103 154V156H104L105 158L108 156V155H107L108 152L110 153L109 157L111 158V154H112L111 152H112V151L110 152ZM117 150H116V151H117ZM130 150H131V151H130L131 154L126 153V152H129V151H125V152H123L124 157H125V158H124V159H125L124 161H127V162H128V163H127V162L125 163L126 166L129 165L130 163H132V164H130V166H131V165H133L136 161H138L137 158H138L139 156L133 158L132 153L134 152V150H133V149H130ZM132 150H133V151H132ZM136 150H135V151H136ZM166 150H167V149H166ZM166 150H165V152H166L169 156H168V155H167V156H164L165 159H163V158H157V159L153 160L154 162H156L155 165L157 164L158 166H162V164H164V163H162V162H163L164 160H166V159H167V161H165V163H166V162H168V163L173 162V159H175V157L173 158L172 156H171V157H172V160H171V162H169V160L171 159L170 155H172V153H171L172 151H170V152H168V151L171 150V149L168 148V150H167V151H166ZM192 150H194V151L192 152ZM73 151L75 152V151H77V150L74 149ZM88 151H89V152H88ZM116 151H114V153H117ZM203 151H204V152H203ZM226 151H227V150H226ZM233 151H234V150H233ZM0 152H1V151H0ZM8 152H5L6 155L8 154ZM105 152H106V151H105ZM165 152H164V153H165ZM210 152H211V154H210ZM228 152H229V151H227L226 153H228ZM234 152H235V151H234ZM234 152H233V153H234ZM239 152H237V154H234V155H235V156H238V153H239ZM254 152H255V153H254ZM85 153H83V155H85ZM90 153H91V155H90ZM102 153H103V152H102ZM125 153H126V154H125ZM136 153H137V152H136ZM136 153H135V154H136ZM170 153H171V154H170ZM185 153H186V151L183 152L184 157H187V156H186L187 153H186V154H185ZM203 153H204V154H203ZM205 153H206V154H205ZM216 153H217V155H216ZM240 153H239V154H240ZM252 153L256 154V156H255L254 154H252ZM9 154H8L7 156H9ZM54 154H55V153H53V155H54ZM76 154H77V153H75V155H76ZM88 154H86V155H88ZM135 154H134V156H137V155H135ZM159 154H160V153L156 154V156H158ZM161 154H162V153H161ZM174 154H175V153H173V156H174ZM183 154H182V155H183ZM195 154H194V157H196ZM230 154H232V152H231V153L229 152V155H228V162H229V161H230V162L227 163V164H230L229 167H230V166H233V167H234L233 170H236V169H235L236 167L233 165V164H234V161L231 160V155H230ZM56 155H55V156H56ZM83 155H82V156H83ZM113 155H114V154H113ZM125 155H126V156H130V155H131L133 159H132L131 157H126ZM164 155H165V154H164ZM182 155H181V158H180V156L178 157V156L176 155V159H175V160H177V161H176V165H175L174 163H173L174 165H173V164H172V165H173V166H177V164H179L178 166L181 168V164H182V162H183V164H184V162H185L186 167H185V165L182 164V166H184L183 168H184V169H187V168H188V170L193 168V172L196 173L195 170L197 169V167L194 168V167H195L194 163H191V162H193V161H190V160H189L190 158H189L188 160H185L184 158L182 159ZM247 155H248V154H247ZM249 155H250V154H249ZM2 156H4L5 159H4ZM77 156H78V155H77ZM77 156H76V157H77ZM79 156H80V155H79ZM156 156H155V157H156ZM204 156H203V157H204ZM214 156H215V157H214ZM254 156L256 157V159H257V158H258V159H257V160H256V159L254 160ZM76 157H75V158H76ZM104 157L102 158L103 160L101 159V161H104V160H105ZM109 157H108V158H109ZM114 157H115V155L112 156L111 160H110V158H109V159L106 158V160L108 159L107 161H109V162L111 161L112 163L116 161L115 163H113V165H116V164H117V160H115V159H119L120 157L118 158V156H117V157H115V159H114ZM152 157H153V156H152ZM155 157H154V158H155ZM162 157H163V156H162ZM166 157H167V158H166ZM213 157H214V159H213ZM232 157H233V155H232ZM238 157H239V156H238ZM238 157H237V158H238ZM247 157H248V156H247ZM9 158L12 159L10 156H9ZM54 158H55V157H53V159H54ZM75 158H74L73 156H71V159L74 160ZM84 158H85V157H84ZM92 158H93V157H92ZM126 158H129V160L126 159ZM135 158H136V159H135ZM168 158H169V160H168ZM178 158H180V160H181V161L183 160V161L180 163V161H178V160H179ZM234 158H235V157H233V159H234ZM245 158H246V157H245ZM245 158H243V159H245ZM53 159L50 160V161L52 162V164H53V165L50 167V170H52V172H56V173H53V174H57L56 167H57L58 165H59V167H60V164H58V163L61 162L62 159H60V160L57 161L58 163L55 164L56 167H55V165H54V162H55L57 159H54V160H53ZM76 159H79V157H77ZM76 159H75V160H76ZM121 159H122V158H121ZM131 159H132V160H136V161H131V162H130ZM148 159H149V158H148ZM150 159L152 160V158H150ZM160 159H161L162 161H161ZM186 159H187V158H186ZM203 159H204V158H203ZM207 159H208V158H207ZM235 159H236V158H235ZM249 159H250V157H249ZM3 160H4L5 163L9 162V163H8L9 166H10V165H11V166L13 165V166H12V169H11L10 167H7V170H9V169H10V170L7 171V173L5 172V174H4V171H6V168H5V167L7 166V164H4ZM5 160H6V161H5ZM83 160H84V159H83ZM83 160H82V162H83ZM87 160H88V159H87ZM87 160H86V162H88ZM94 160H95V159H93V161H94ZM96 160H98V159H96ZM122 160H123V159H122ZM157 160L159 161V163H158ZM196 160H195V161H196ZM208 160H209V159H208ZM210 160H209V161H210ZM213 160H214V161H213ZM253 160L256 161V162H254ZM1 161H2L3 163H1ZM53 161H54V162H53ZM84 161H85V160H84ZM147 161H148V160H146V162H145L146 165L148 164ZM153 161H152V163H151V161L149 162L150 164H148V167H147L145 164H143V165H141V166L139 165L140 167H138V166H136V165H137V164H136L137 162L135 163V166H136V167H135V166H132L133 168H130V166H128L130 169L126 167V168H127V173L129 174V172H130L129 175H132V180H133V182L131 181V184L133 185V187H132V192H131L130 194H132L133 192H135V190H133V189H136V188H134L135 185H134L133 183L136 182V181H137V178H138V175H136L137 177L135 176L136 180L133 178V176L137 173V171H136V170H135V171L133 170V171L135 172V174H133V173H132L133 171H132L131 169H136V168H137V169H140V171H141V170H145V172H144V171H141V172H143L142 175H143L144 173L147 174L146 171L148 172V170L150 169L151 166H152V167L154 166L155 169L157 168V167H156L157 165L155 166ZM189 161H190V163H191L192 165H194V167H193L192 165L189 166V163H188ZM231 161H233V163H232ZM243 161L245 162V160H243ZM252 161H253V163H255V164H253L254 167H253V165H252ZM51 162H50V163H51ZM80 162H81V161H79V163H80ZM94 162H95V161H94ZM94 162H93V163H94ZM99 162H100V161H99ZM109 162H108V163H107V162H104L103 164L101 163L100 165H101V167H102V166H103V167H102V168L100 167V169H104V167H106V168H105L106 171H107L108 169H110V167H111L110 164H112V163H111V162L109 163ZM119 162H120V161H118V163H119ZM129 162H130V163H129ZM133 162H134V163H133ZM177 162H178V163H177ZM206 162H207V161H206ZM206 162H205V163H206ZM216 162H215V164L213 163L214 166H217ZM250 162H251V163H250ZM96 163H97V162H96ZM123 163H124V162H123ZM140 163L142 164V163H144V162H140ZM186 163H188V165H187ZM197 163H195V164H197ZM202 163H200V164H202ZM212 163H211V165L208 164V165L210 166V168H211V166L213 165ZM217 163H218V162H217ZM3 164H4V165H3ZM108 164H109V166H107ZM138 164H139V161H138ZM152 164H153V165H152ZM160 164H161V165H160ZM246 164H247V163H246ZM80 165H81V164H80ZM100 165H99V166H100ZM104 165H105V166H104ZM197 165H198V164H197ZM203 165H204V163L202 164V166H203ZM208 165H207V163H206L207 169H208ZM99 166H98V167H99ZM144 166H146L147 168H144ZM178 166H177V167H178ZM198 166H199V165H198ZM202 166H201V167H202ZM206 166H205V167H206ZM214 166H213V167H214ZM59 167H58V169H59ZM107 167H108V168H107ZM112 167H113V166H112ZM112 167H111V168H112ZM134 167H135V168H134ZM154 167H153L151 170H153ZM179 167H178V169H179V171H181ZM190 167H191V168H190ZM203 167H204V166H203ZM205 167L202 168V171H203V169H206ZM247 167H248V168H247ZM252 167H253V168H252ZM51 168H52V169H51ZM53 168H55V169L53 170ZM142 168H143V169H142ZM173 168H174V167H173ZM175 168H176V167H175ZM214 168H215V167H214ZM250 168H251V169H250ZM4 169H5V170H4ZM100 169H98V170H100ZM155 169H154V170H155ZM184 169H182V170H184ZM200 169H201V168H200ZM212 169H213V168H212ZM212 169H210V170H212ZM216 169H218V167H217ZM248 169H249V172H248ZM2 170H4V171L1 172ZM12 170H13V171H12ZM112 170H113V168H112ZM112 170H111V172H112ZM122 170L125 171V168H123ZM188 170H187V171H188ZM213 170H214V169H213ZM108 171H110V170H108ZM138 171H139V170H138ZM184 171H185V170H184ZM197 171H198V170H197ZM215 171L218 172V171H220V169L215 170ZM238 171H240V170H237L236 173H237ZM241 171H242V169H241ZM8 172H9V173L11 172V178L9 177V180L11 181V183L9 182V180H8V178H7V176H10V174L7 175ZM12 172H13V174H12ZM52 172L50 171V174H52ZM58 172H59V171H58ZM174 172L176 173V175L178 174V173L175 171V169H174ZM182 172H183V171H181L180 173H182ZM193 172H191V173L193 174ZM199 172H200V174H201V170H199L197 173H199ZM233 172H235V171H233ZM2 173H3L4 175H3ZM121 173H122V172H121ZM125 173H126V172H125ZM125 173L123 172V175H124L123 178H124V180L128 178L127 173H126V174H125ZM138 173H140V172H138ZM188 173H190V170H189ZM197 173H196V174H197ZM212 173H214V172H212ZM238 173H239V172H238ZM196 174H195V176H197ZM203 174H204V173H203ZM216 174H218V173H216ZM216 174H215V176H216ZM5 175H6V176H5ZM12 175H13V176H12ZM121 175H122V174H121ZM121 175H120V176H121ZM126 175H127V176H126ZM178 175H180V174H178ZM178 175H177V176H178ZM182 175H183V173H182ZM184 175H187V172H186ZM111 176H112V175H111ZM125 176H126V177H125ZM140 176H141V174H140ZM140 176H139V178H141ZM143 176H146V175H143ZM143 176H142V177H143ZM180 176H181V175H180ZM190 176H191L192 179H191V178H188V181H190V179L193 181L194 174H193V175L190 174ZM17 177L20 178V179H19L20 182L18 181V179H16ZM107 177H108V176H107ZM107 177H106V178H107ZM109 177H110V176H109ZM187 177H188V176H187ZM241 177H242L243 179H242ZM2 178H3V179H2ZM6 178H7V179H6ZM13 178H14V179H13ZM80 178H81V177H80ZM114 178H116V176L113 177V180H114ZM117 178H118V177H117ZM117 178H116V183H117V180L119 179V178H118V179H117ZM123 178H122V179H123ZM139 178H138V181H140ZM179 178H180V177H179ZM182 178H184V177H182ZM12 179H13V180H12ZM101 179H104V178H101ZM111 179H112V177H111ZM130 179H131V178H130ZM130 179H129V180H130ZM184 179H186V178H184ZM14 180H15V181H14ZM49 180L51 181L52 179L50 178ZM80 180H81V179H80ZM84 180H85V179H84ZM84 180H82V181H84ZM97 180H98V179H96V181H95V179H94V180L92 181L93 184L95 183L94 185H93V184H92V185L90 184L89 186H87V187H91V186H92V187H91L92 190H91V189H89V190H91V191L88 190V191L91 193V196L95 197L96 199H99V200H96V203H97V204H96V203L94 204L95 207H94V208H91V209H90V212H89V210H88L89 213H91V211H93V213H92V215L94 214L93 217H94V216L96 217L95 214H97V216H98L100 211L102 212V214H104V213H103L104 210H101V209H103V200H104V199H106V200L109 199V196L112 195V194H113L112 196H114L115 194H114L113 192L116 191L117 188H118V187H117V188H115V190H114V187H115L114 185H116V183L114 182L115 184L113 183V184H112L113 186H111V188L113 187V188H112L113 192H111L112 190L110 191V188H109V187H108V188H109V193H108V188H107V192H105V191H106V190L104 189L105 186H104L103 184H101V182H100L101 180L96 184ZM107 180H108V179H107ZM107 180L104 179L103 182H107V183H108V186H109L110 183H109L108 181L110 180V178H109L108 181H107ZM124 180H122V181H124ZM129 180H128V182H129ZM12 181H13V182H12ZM17 181H18V182H17ZM85 181H86V180H85ZM87 181H88V180H87ZM118 181H121V179H119ZM229 181H230V180H229ZM229 181H228V182H229ZM6 182H7V184H6ZM8 182H9V184H8ZM15 182H16V184H15ZM110 182H111V180H110ZM238 182H239V183H238ZM4 183L8 186V187H7V186L5 185V187H7L6 189L4 188ZM12 183L15 184V185L18 184L19 187H16L15 189H13V190L16 191V193L12 190L14 196H12V192H11V196H12V198H14L15 195L18 193V195H16L15 198H19V199H15V198H14L15 200H13V199L11 200V202H13V203H10V201L8 202V200L11 199V196H10V194H8V195L10 196V198H9V196H8L6 193L9 192V190H10V186L12 185ZM84 183H85V182H84ZM86 183H87V182H86ZM88 183H89V182H88ZM121 183H122L123 185H122V184H119V187H121V185H122V186H123V189H122V188H120V189L123 190V192H124V190H125V189H124V184H128L127 187H129L130 182H129V183H126V180H125V183H124V182H121ZM231 183H232V182H231ZM234 183L230 184V182H229V183H227V185L230 184V185H231V188H234V187L232 186V185H234ZM245 183H247V184H245ZM251 183L253 184V186H252ZM1 184H2V185H1ZM138 184H139V182H138ZM142 184H143V183H142ZM249 184L251 185V188H250ZM9 185H10V186H9ZM37 185H41L42 189L36 187ZM117 185H118V184H117ZM136 185H137V182H136ZM143 185H145V184H143ZM241 185H242V184H241ZM246 185H248L250 189H249V188L246 189ZM50 186H51V187H50ZM81 186H83V184H82ZM84 186H85V188H86V184H84ZM125 186H126V185H125ZM138 186H139V185H137L136 187H138ZM140 186H141V184H140ZM147 187H148V186L146 185V189H147ZM226 187H227V186H226ZM226 187H225V188H226ZM228 187H229V186H228ZM8 188H9V189H8ZM80 188H81V187H80ZM85 188H84L83 190H85ZM105 188H106V187H105ZM141 188H143V187H141ZM141 188L138 187V188L136 189V191H137V190H140ZM4 189H5V190H4ZM7 189H8V190H7ZM52 189H53V190H52ZM75 189H76V188H75ZM129 189H130V190H129ZM146 189H145V186H144V189H141V193H140V194H139V192L137 193V194H138V195H137V196H138V199L134 198V197H137V196L134 195V194L131 196V197H133L134 199H136V200H134V201L136 202V201H138V200L141 198V195L143 194V195H142V196H143V197H142V200L140 199L141 201L138 202V204H139L140 206L137 207V208L140 207L139 210L142 211V213L139 212V211H137V212H139V213H138L139 215H140V213H141V215H146V213H148L149 210L146 211L147 209H145V207L148 208V207L150 206L149 209H153V210H154V208H152V207H153V205H154L155 203L152 204L153 202H148V201H149L148 199H150V201H151V197L148 198V197H147L148 195H147V194H146V195L144 194V192H146V191H145ZM221 189H222V188H221ZM243 189H244V190H243ZM3 190H4V191H3ZM6 190H7V192H5ZM51 190H52V192H51ZM55 190H56V189H55ZM77 190H81V189L78 188ZM226 190H227V188H226ZM231 190H230V191H231ZM10 191H11V190H10ZM58 191H59V190L57 189L56 192H58ZM69 191H70V190H69ZM92 191H93V193H92ZM128 191H131V185H130V188H127V191L125 190L126 194H125V192H124L123 197L126 196V195H129V196H130V194L128 193ZM227 191H228V190H227ZM260 191H261V192H260ZM20 192H21L22 194H21ZM9 193H10V192H9ZM67 193H68V192H67ZM67 193H65V196H66ZM77 193H78V192H76V194H77ZM95 193H96V194H95ZM118 193H120V192H118ZM118 193L116 192V194H118ZM127 193H128V194H127ZM147 193H148V192H147ZM262 193H263V194H262ZM58 194H59V192L57 193L56 197L53 195V196L55 197V199H57ZM76 194H75V197L78 198V194H79V193L77 194V196H76ZM85 194H86V192H85ZM106 194H107V195H106ZM122 194H123V193H122ZM122 194H120V196H121ZM135 194H136V193H135ZM3 195H5V196L3 197ZM59 195H60V194H59ZM80 195H81V194H80ZM95 195H97L98 197L95 196ZM105 195L108 196V198H107ZM144 195L146 196V202H144V201H145V198H144L145 196H144ZM216 195H217V194H216ZM234 195H235V196H234ZM6 196H7L8 198H7ZM60 196H61V195H60ZM60 196H59V197H60ZM69 196H70V195H68V197H69ZM115 196H116V195H115ZM115 196H114V197H111V199L114 200V201L111 200V202L113 201L115 204H114V203H112V204H113L114 206H117V200H116V199H119L120 196L118 195V196H119L118 198H117V197L115 198ZM240 196H242V197H240ZM243 196H244V200H243ZM246 196H247V197H246ZM61 197H62V196H61ZM70 197H73V196H70ZM75 197H73V198L76 199ZM88 197H89V196H88ZM88 197L85 195V198H86V199L84 198V201H83V202H87V200H89V203H90V202H94V200H93V201H92V200L90 201V199H88ZM105 197H106V198H105ZM214 197H213V199H214ZM4 198H5V199H4ZM6 198H7V199H6ZM49 198H50V200H49ZM73 198H71V200H72ZM79 198H80V200H82V199H81L82 197H79ZM245 198H247V199H245ZM59 199H60V198H59ZM59 199H58V201H59ZM63 199H64V198H63ZM63 199H62V200H63ZM68 199L70 200V198H67V204H68L69 202H71V200L69 201ZM120 199H121V197H120ZM143 199H144V200H143ZM226 199H228V200H226ZM3 200H6L8 204H7L6 202H4ZM17 200H18V201H17ZM78 200H79V199H78ZM78 200H77V201H78ZM106 200H105V201H106ZM153 200H154V199H152V201H153ZM235 200H236V202L240 201V202H241L240 205H241L242 207H245L246 205H248V207L246 206V208H248V209L245 208L246 210H244L240 205H239V208H238L237 205H238L240 202H238V204L236 205V204H235L236 202L234 203ZM237 200H238V201H237ZM15 201H16L17 203H15ZM43 201H44V202H43ZM55 201H56V200H55ZM68 201H69V202H68ZM99 201H100V202H99ZM120 201L122 202V200H120ZM156 201H157V199L154 200V202H156ZM225 201H227V202H225ZM228 201H229V202H228ZM232 201H233V203H232ZM253 201H254V202H253ZM121 202L118 201V204L120 205V207H122V206L124 205L123 203H122L123 205L120 204ZM140 202H141L142 204H143V202H144V203H147V204H143V208H141L142 204H141ZM205 202H206V201H205ZM252 202H253V203H252ZM5 203H6V205H4ZM58 203L60 204V201H59ZM77 203H79V205H78ZM77 203H76V205H75V203H74L75 208H77V206H78V209H79V207H80L81 209H79V210L76 209V210H74V211H75V213H76L77 211H78L77 213H79V211H80L79 214H77V213L75 214L74 211H72V210L74 209V208H73L74 205L71 206L72 203H71V204H70V203L68 204V208H64V209L66 210L65 212H66V213L69 212V210H68L69 207H72L70 211H72L71 213H73V214H71L70 212H69V213L71 214L72 217L75 216L74 219H75V218L77 219V216L80 215V216L78 217L79 220H77V221H80V220H82V219H84V218H85V219H84L83 221H86V220L89 218L90 220H88V221H89V224H91V226H89V227H91L90 230H92V228H94V226L92 227V223H93L92 221H93V220L91 221V217H89V213L87 212V216H86V212L84 211V208H87V207H85V206H82V207H81L80 204L82 205V203H80V202H77ZM149 203H150L152 206H151ZM213 203H214V202H213ZM225 203H226V204H225ZM228 203H230V204H228ZM242 203H244V204L246 203V204H245V205H244V204L242 205ZM13 204H14V205H13ZM54 204H56V203L54 202ZM54 204H53V205H54ZM206 204H207V203H206ZM215 204H214V205H215ZM224 204H225V205H224ZM227 204H228V205H227ZM234 204H235V205H234ZM250 204H251V206H249ZM56 205H57V204H56ZM60 205H61V204H60ZM121 205H122V206H121ZM147 205H148V206H147ZM155 205H156V204H155ZM155 205H154V206H155ZM203 205H204V203L202 204V206H203ZM231 205H232V206H231ZM253 205H254V206H253ZM3 206H4V207H3ZM44 206H45V207H44ZM62 206H63V205H62ZM62 206H59L60 209H59V207H58V209L60 210L58 214H54L55 211H56L55 209H57V207H54V206H53V209L51 210L52 212H51V213L49 212L50 214H53L54 216L57 215L58 218H56V216H55L56 219H55V218H54V219L52 218L53 215L47 217V215L44 213V211L47 212L46 209L42 212V213L45 214L46 217L48 218V222L52 220L51 222L54 223V221H57V219H59L61 216H63V214H64L65 212L62 213V209H63V208H61ZM92 206H93V205H92ZM92 206H91V207H92ZM108 206H110V204H109ZM125 206H126V205H125ZM136 206H137V204H136ZM136 206H135V204H134V202H133V203H132V207H131V205L128 206V207L130 208V209L128 208V210H127L126 208L122 207V209H123L124 211H123L120 207L118 208V206H117V208L119 209V211H121L122 213H123V212L125 213V217H126V215H128L127 218L125 219L127 223H128V221H127L128 218H129V220H130L129 222H131V220L135 219L134 216L137 215V212L134 211V209L136 208ZM144 206H145V207H144ZM51 207H52V206H51ZM64 207H66L65 204H64ZM89 207H90V206H89ZM111 207H112V205H111ZM133 207H134V208H133ZM203 207H204V206H203ZM54 208H55V209H54ZM95 208H96V210H95ZM98 208H99V209H98ZM113 208H114V207H112L111 210H113ZM132 208H133V210H132ZM221 208H222V207H221ZM92 209H93V210H92ZM125 209H126V211H125ZM141 209H142V210H141ZM143 209H144V211H146V213L143 212ZM203 209H204V208H202V211H203ZM223 209L221 210V209L219 208V210H221V211H223ZM230 209H231V208H230ZM39 210H40L41 212H40ZM81 210H83V211L85 212V213H83V214L85 215L84 218L81 217V212H82ZM94 210L97 211V212L95 213ZM99 210H100V211H99ZM106 210L108 211V209H106ZM106 210H105V211H106ZM111 210H109V212H108L109 214H112L113 211H114L115 213L117 212V211H115V210H117V209L113 210L112 212H111ZM135 210H137V209H135ZM153 210H150V212H151V211L153 212ZM234 210L236 211V213L234 212ZM53 211H54V212H53ZM129 211H130V212H129ZM131 211H133V212H131ZM204 211H206V210H204ZM225 211H226V210L223 211V212H224L223 214H225V216H226V213H227V212L225 213ZM250 211H249V212H250ZM254 211H253V212H254ZM262 211L260 210L259 212L263 213ZM56 212H58V211H56ZM60 212H61V213H60ZM127 212H128V213H127ZM134 212H136V215L133 214V215H134L133 217H129V215L132 216V213H134ZM105 213H106V212H105ZM124 213H123V214H124ZM126 213H127V214H126ZM211 213L213 214V212H211ZM256 213H257V212H256ZM256 213H255V214H256ZM261 213H259L260 215H258V213H257V215H258L257 218L261 219V226H263L264 224H262V223H263V220H262V219L264 218V216H263L264 213H263V214H261ZM43 214H42V216H44ZM70 214L65 215V218H66V216H68V215H70ZM83 214H82V216H83ZM100 214H101V213H100ZM150 214H151V213H150ZM207 214H208V213H207ZM216 214H217V213H216ZM216 214H215V215H216ZM223 214H221V215L223 216ZM252 214H253V213H252ZM40 215H41V214H40ZM48 215H49V214H48ZM58 215H61V216H58ZM121 215H122V214H121ZM232 215H231V216H232ZM246 215H248V214H246ZM246 215H245L244 217H246ZM249 215H251V212H250ZM249 215H248V216H249ZM219 216H220V215H219ZM241 216H243V214H241ZM253 216L255 217L254 214H253ZM259 216H260V217H259ZM49 217H51V218H49ZM98 217H99L98 219L101 218L100 215H99ZM123 217H124V215H123ZM123 217H119V220H121V221L119 222V224L122 222L121 224H122L123 226H128L129 224H127L126 222H125V225H124V221H125V220L122 221V219H121V218H123ZM138 217H139V216H136V218H138ZM206 217H207V216H206ZM208 217H209V216H208ZM208 217H207V219H208ZM228 217H229V214H227L226 218H228ZM261 217H262V218H261ZM81 218H82V219H81ZM96 218H97V217H96ZM96 218H94V219H95V220H94V223H96L95 221L98 220V219L96 220ZM130 218H131V219H130ZM132 218H133V219H132ZM220 218H221V216H220ZM220 218H219V219H220ZM49 219H51V220H49ZM76 219H75L74 221H76ZM107 219L109 220L110 218H107ZM112 219H113L114 222L112 221ZM223 219L225 220V217H224V216H223ZM64 220H65V222H66V224H65L66 227L63 225L65 222L63 221V223H62V218H61V223H57L58 221L60 222V220H58L57 222H55L54 224H52V226L49 227V231L52 229V230L50 231L51 233L48 232V231H47V232L45 231L44 234H47V236L44 235V234H42L43 236H45V238H43V236H42L41 238H43V240H44V239L46 240L47 238L50 239V240H53V239H52V238H53V234H54V233H53V230L55 229V231H54L55 234H54V235H56V234H58V233L60 232V230H62V231L66 230V229L71 225V224H69V223H73V224H74V225L72 224V226H73V228H71L72 231H70L71 229L68 228L69 231H70L68 234H70V235L72 236L73 234L75 235V234L78 233V232H79V233L83 232V231H81V232L78 231V229H79L78 226H81V227H82V228L80 227L79 230H83V227L88 223V222H87V223H84V224H85V225H84V224H82V222H77V221H76L78 226H77V225L75 226L76 222H75V223H74V221H73V222H70V218L67 217V218L64 219ZM101 220H102V219H101ZM101 220H98V222H100V224H98L100 227L106 222V217L103 218V221H105V222H103V221H101ZM117 220H118V217H117V216H116V219H115V217L113 218V216L111 217V222H110V223L112 224V227H113V228H117V227H118V226L116 227V225H115V227H114V224L118 223ZM135 220H136V219H135ZM210 220H211V217H210ZM213 220H215V219H213ZM236 220H237V218H236ZM240 220H241V219H240ZM67 221H68V222H67ZM200 221H201V220H200ZM226 221H227V220H226ZM233 221H234V220H233ZM238 221H239V220H238ZM238 221H237V222H238ZM241 221H242V220H241ZM241 221H240V222H241ZM249 221H250V219H249ZM255 221H256V217H255ZM51 222H49L48 224L51 225V224H50ZM90 222H92V223H90ZM206 222H207V221H206ZM206 222H202V224H203V223L206 224ZM208 222H210V221H208ZM208 222H207V223H208ZM216 222L218 223L219 220H218V221L216 220ZM223 222H224V221H223ZM228 222H229V221H228ZM235 222H236V221H235ZM240 222H239V223H240ZM258 222L260 223V220H259ZM258 222H257V226L260 227V225H259ZM34 223H35V224H34ZM67 223H68V224H67ZM79 223H80V224H79ZM102 223H103V224H102ZM132 223H133V222H132ZM139 223L142 224V222H139ZM250 223H252V222L250 221ZM46 224H47V222H46ZM57 224H58V225H57ZM60 224H62L61 227H60ZM89 224H88V225H89ZM101 224H102V225H101ZM105 224H106V223H105ZM108 224H109V223H108ZM126 224H127V225H126ZM134 224L137 226L138 223L136 224V222H134ZM205 224H203V225H205ZM242 224H243V223H242ZM54 225H55L57 228H55ZM67 225H68V226H67ZM88 225H87V226H88ZM93 225H96V224H93ZM106 225H107V224H106ZM106 225H105V226H106ZM122 225H121V226H122ZM237 225H239V224H237ZM247 225H248V224H247ZM39 226H41V227H43V228H41V227L39 228ZM74 226H75V227H74ZM99 226L96 225L95 228L92 230L93 232L95 231L94 233L90 232L89 229L86 230V226H85L84 231H87V232H84L85 234H84V233H81V235H83V236H80L79 233L76 234V235H79L81 239H85V237H86L85 240H86L87 243L84 242L85 240L83 241V240L80 239L81 242H82V241L84 242V243L82 242V244H81V245H82V248H84V247H83L84 244H85V245H84L85 247H87L88 245H90V246L93 245V246H91V247H93V248L95 247V249L93 250V248H91L90 246H88L89 249H88V251L86 250L88 256H90L88 252L92 249V251H90V252H91V254H92L91 256H93V254H94L93 258H96V257H95V254L98 253V252H97V253H94V252L99 251L100 249H104V250L106 249V247H105L106 245L104 246L103 243H101V246L103 245L104 248L100 246V242H99V244L97 245V243H98V242H97V241H98L97 239L100 240V237H102V236H98V234H95V233H97L98 231H100V227H99ZM129 226H132V225H129ZM142 226H143V225H142ZM210 226H211V225H210ZM234 226H235V225H234ZM239 226H240V225H239ZM239 226H238V227H239ZM242 226H243V225H242ZM257 226H256V227H257ZM51 227H52V228H51ZM59 227L62 228V229H60ZM63 227H64L65 229H64ZM70 227H71V226H70ZM96 227H98L99 229L96 228ZM103 227H104V226H102L101 229H102ZM138 227H139V226H138ZM140 227H141V225H140ZM204 227L206 228V225H205ZM221 227H223V226H221ZM228 227H229V226H228ZM252 227H253V229L256 228V227H254V226H252ZM259 227H257L258 229L256 228L257 231L260 229ZM53 228H54V229H53ZM74 228H75V229H74ZM76 228H78V229H76ZM87 228H88V227H87ZM118 228H119V227H118ZM131 228H132V227H130L129 229H128L127 227L125 228V231H126V230H130V232H128V233H127V231H126V234H128L127 236H129V238L126 236V237H127V238H126L127 240H128V239L130 240V239L132 238V236H133V238H134V237L137 238V237L139 236L138 239H140V238L142 239V238H143L144 243H145V239H144L145 236H146V238H148V237L150 236V237L148 238V239H150V241H151V239L155 236V234H153L154 236L152 237V236H151V233H152V232H150V231L147 230V229H146V230H147V232L150 233V235H149L148 233H147L148 235L145 234V233H143L142 231H144V229H145V228H143V227H141V231H139V228H137L138 230H136V232H135V229H136V228H135V226H133L132 230H134L135 235H136V236H135L133 233H131ZM33 229H34V230H33ZM41 229H42V230H41ZM63 229H64V230H63ZM73 229H74V231L76 230L75 233H74ZM103 229H104V228H103ZM200 229H201V227H200ZM203 229H204V228H203ZM207 229H208V228H206V230H207ZM216 229H219V228L216 227ZM221 229L223 230V229H225V228H221ZM221 229H220V230H221ZM245 229H247V228L245 227ZM262 229H264V228L261 227L260 231H258V232L260 233L261 236H263L261 233L264 234L263 231L261 232ZM26 230H27V231H26ZM47 230H48V229H47ZM96 230H98V231L96 232ZM105 230H108V229L105 228ZM105 230H102V231H105ZM119 230H121L120 232L123 231L122 229H119ZM195 230H196V229H195ZM195 230H194V231H195ZM204 230H205V229H204ZM204 230H203V231H204ZM208 230H209V229H208ZM208 230H207V231H208ZM212 230H213V232H212ZM212 230H210V231L213 233V235H212L211 232H209L211 235L208 233L209 236H211L210 240L212 239V236H214V234H215V232H214V228H213ZM234 230H235V232H236L237 228L234 229ZM239 230H240V231H241V230L246 231V230H244V229H242V228L239 229ZM247 230L252 231L250 228H248ZM256 230H255V232H256ZM23 231H24V234H26V235L29 236L30 238L28 237V239L24 240L25 237H27V236H25V235L23 234ZM28 231H29L30 233H29ZM77 231H78V232H77ZM88 231L90 232V234H91V233H92V234L89 235ZM112 231H115V229H113ZM137 231L140 232V233L142 232L145 236L141 233V234H142V237H141V234L138 235ZM197 231H198V230H197ZM197 231H195V232H197ZM207 231L205 232V234L207 233ZM216 231H217V230H216ZM224 231H225V230H223V232H224ZM231 231H232V232L228 231L226 235H225V234H223V235H225V237H226V236L228 237V235H230V233H232V235H233V230H231ZM240 231H239V232H240ZM249 231H248V232H249ZM64 232H65V231H64ZM145 232H146V231H145ZM191 232H192V231H191ZM218 232H219V231H217V233H218ZM221 232H222V231H221ZM241 232H242V231H241ZM252 232H253V231H252ZM21 233H22L24 236L21 235ZM27 233H28V234H27ZM41 233H42V232H41ZM87 233H88V234H87ZM104 233H105V232H103V234H104ZM107 233H108V232H107ZM122 233H123V232H122ZM122 233H121V234H122ZM130 233H131V234H130ZM200 233H201V232H200ZM249 233H251V232H249ZM14 234H15V235H14ZM16 234L19 236V239L21 238L22 240H24V245L22 244V249H20V248H21V242H22V240L20 239L21 241H20V240L18 241V239H17L18 236H17ZM51 234H52V235H51ZM93 234H94V235H93ZM99 234H100V235H103L102 232L99 233ZM105 234H106V233H105ZM105 234H104V236H106ZM109 234H110V232H109ZM121 234H120V235H121ZM124 234H125V233H124ZM124 234H122V236L125 237ZM203 234H204V232H203ZM218 234H219V233H218ZM234 234H235V233H234ZM238 234L240 235V239H241L243 236H244V237H247V236H245L246 234L248 235V233H246V232H242V233H238ZM241 234H242V235H241ZM254 234H255V233L253 232V235H254ZM257 234H258V233H257ZM11 235H9L8 238H12ZM66 235H67V233H66ZM85 235H86V236H85ZM87 235H88V236H87ZM96 235H97V236H96ZM112 235H113V234H112ZM114 235H115V236H114ZM114 235H113L112 238H111V242H112V243H114L115 240L118 239L117 237L119 236V235L116 234V233H115ZM137 235H138V236H137ZM200 235H201V234H200ZM223 235H222V236H223ZM232 235H231L230 237H232V238L234 237L233 239H235V241H237V243H238V240H239V239L237 240V235H235V236H232ZM251 235H252V234H250V236H251ZM253 235H252V236H253ZM260 235L258 234V237H259ZM16 236H17V237H16ZM63 236H64V235H63ZM110 236H111V235H110ZM122 236H120V237H121V238H124V237H122ZM143 236H144V237H143ZM191 236H192V235H191ZM206 236H207V235L204 236L205 239H207V237H208V236H207V237H206ZM215 236H216V235H215ZM215 236H214V237H215ZM241 236H242V237H241ZM254 236H255V235H254ZM254 236H253V237H254ZM261 236H260V237H261ZM50 237H51V238H50ZM56 237H58V238H56ZM64 237L66 238V236H64ZM67 237H68L67 239L70 240L71 237L68 236V235H67ZM74 237H77V236H74ZM88 237H89L91 240H92V238H95V239H93L95 242L92 240V242H90V243H91V244H90L89 241H91V240H90ZM91 237H92V238H91ZM98 237H99V238H98ZM120 237H119V238H120ZM151 237H152V238H151ZM157 237H159V238H157V239L154 238V239H152V241H151L152 244H153V242H154V244H155V242H156V245H152V246H151V247H153V248H154V246L157 247L158 245H160V243H161V246H162V244H165V243H166V242H165V243H164V242L162 243V242L160 241V239H161V240H163V239L165 240V238H164L165 236H164L163 238H162V237L160 238V236H157ZM195 237L197 238V236H192V237H191V238H193L192 240H195V241H193V242H192V240H191L190 237H189V238H190L189 241H187V240H185V241H187V242H189V243H190V242L194 243V244H193L194 246H195V244H197L196 247L199 246L198 249H197L196 247H194L193 245H191V244H190V245H191L192 247H188V246H186L185 248H183V246H182V248H181L182 251H183V249H184V251H185V249L190 250V254H189V251L186 250V252L190 255V259L188 258V255H187V256H184V255H186V254H183L184 251H183V252L181 251L182 254L180 253V251H177V252L179 253V255H180V256H178V253L175 254L176 257L178 256L177 258H180V259H181V255H182V256H184V257H182V259L184 258V259L186 260V258H188V262L190 261V262H189L190 264H193L192 262H194V261L191 260V259H193V257L195 258V259H194V260H195V263H194V264H196V260L198 261V259H196V256H194V255H197V258H200L201 255H202V261H204V260L206 259V258H204V257H205V253H204V251H205V252L207 251V250H205V246H206V245H204L206 242H205V241H202V242H205V243L202 244V245L204 246V249L202 248L203 250L201 249V251H200V247H201V245H200V243L198 242L199 240H197L198 238H197V239H194ZM214 237H213V238H214ZM216 237H218V236H216ZM219 237H221V236H219ZM225 237L223 236V238H225ZM244 237H243V239H244ZM248 237H249V236H248ZM258 237H257V238H258ZM60 238H62V235H59V234H58L57 236H55V239H60ZM105 238H106V237H105ZM105 238H104V239H105ZM107 238H108V237H107ZM115 238H116V239H115ZM133 238H132V239H133ZM221 238H222V237H221ZM255 238H256V237H255ZM261 238H262V237H261ZM16 239H17V240H16ZM73 239H74V238H73ZM73 239L71 238V241H70V242H68V240H66V242L71 243ZM88 239H89V241H87ZM112 239H113L114 241H113ZM148 239H146V240H148ZM158 239H159V240H158ZM199 239H202V238H199ZM246 239H247V238H245V240H246ZM248 239H250V238H248ZM253 239H254V238H253ZM253 239H251V240H253ZM39 240H41V239H39ZM39 240L36 239V242H37L36 244H37V245H38ZM50 240H49V241H50ZM62 240H63V238H62ZM74 240H75V239H74ZM153 240H155V241H153ZM157 240H158V241H157ZM179 240H180V238H179ZM179 240H178V241H179ZM202 240H203V239H202ZM217 240H218V239H217ZM245 240H243L244 242L242 241V239H241L240 241H242L243 244H246V243L248 242V244H251L252 246H253V245H258V246L261 245V246H259V247L256 246V248H254V249L252 248L253 250H255V252H254L255 255H256L257 253H259V252H260L259 255H261V253L264 252V247H263V246H264V244H263V243H264V240H263V239H260V238L256 239V240H255L256 242H259V240H262V241H263V242L261 241V242H259V243H257V244H254V243L252 244V241H251V240H250V241H251L250 243H249V240L246 241V242H245ZM257 240H258V241H257ZM12 241H11V242H12ZM25 241H26V242H25ZM54 241L56 242V240H53V242H54ZM76 241H78V239H77ZM131 241H133V240H131ZM150 241H146V244L141 243L142 245L138 243L139 245H141V246L143 247V248H139V249H145V251H148V249H150L151 247H150V248H147V247H145V246H147V243H149ZM159 241H160V243L158 244L157 242H159ZM165 241H166V240H165ZM185 241H182V242L184 243ZM212 241L215 242V239H214V240H211V242H212ZM233 241H234V240H233ZM235 241H234V242H235ZM240 241H239V242H240ZM255 241H253V242H255ZM50 242H52V241H50ZM53 242H52V243H53ZM55 242H54V243H55ZM187 242H185V243H187ZM217 242H218V241H216V244H217ZM42 243H43V241H42ZM42 243L40 244V246L42 245ZM68 243L63 242V243H61V244H65V247H68V246L71 247V245L74 246L72 243H71V245L66 246ZM76 243H77V242H76ZM95 243H96V245H97V247H98V250H96L97 248H96ZM151 243H149V245H150ZM180 243H181V241H180ZM185 243H184V244H185ZM189 243H188V244H189ZM198 243H199V245H198ZM208 243H209V242H207V244H208ZM223 243H224V241H223ZM223 243H222V244H223ZM225 243H226V244H223L222 247H224V245H225V247H227V245L229 246V244H230V243L227 244V242H225ZM237 243L235 244V245H237V246H241L240 244H242V243H238V244H239V245H238ZM58 244H59V243H58ZM61 244H60V245H61ZM74 244H75V241H74ZM86 244H88V245H86ZM117 244H118V242L116 243V245H117ZM121 244H123V243H120V242H119V246H120ZM124 244H126V243H124ZM138 244H136V245H138ZM220 244H221V243H220ZM222 244H221V245H222ZM248 244H246V245H248ZM262 244H263V245H262ZM0 245H1V246H4V244H2V242H1ZM114 245H115V243L113 244V246H114ZM116 245L114 246V247H117V249L114 248V250H116V251H115L116 253H115L114 251H112L111 253H113V254L115 253V255H117V254L119 255V254L121 253V248H122V247H121V246L118 247V245H117V246H116ZM129 245H131V242L129 243ZM132 245H133V246H132ZM132 245H131V247H133V248H134V247L137 248V246H135V244L132 243ZM190 245H189V246H190ZM212 245H214V246H216V245H215V244H212V243L210 244V247L212 248V250H214V249H213L214 247H212ZM221 245L218 246V244H217V247H221ZM246 245H244V246L246 247ZM251 245H250V246H251ZM18 246H19V247H18ZM23 246H24V247H23ZM35 246H36V245H35ZM122 246H123V245H122ZM161 246H160V247H161ZM208 246H209V244H208ZM4 247H5V246H4ZM99 247H100V248H99ZM107 247H108V246H107ZM144 247H145V248H144ZM156 247H155V248H156ZM230 247H231V246H230ZM245 247H244V248H245ZM247 247H248V246H247ZM247 247H246L247 252L250 250V253L247 254V253L245 252V253H246V255H245V253L243 252V254H244V256H246L245 258H248V261H249V260H250V259H249V254L252 255V256H250V257L253 258L254 253L251 254V253H252V252H251V248L249 249V248H247ZM254 247H255V246H254ZM257 247H258L259 249H258ZM74 248H75V247H72L71 250H73ZM90 248H91V249H90ZM118 248L120 249V252H119V253L117 252V251H119ZM146 248H147V249H146ZM163 248H164V247H163ZM206 248H207V247H206ZM237 248H240V247H237ZM241 248H242V250H244V249H243V246H241ZM25 249H24V250H25ZM110 249H111V248H110ZM110 249H107V251H106V250H105V251L110 253V251H111ZM128 249L130 250V248H128ZM137 249H138V248H137ZM196 249H197V250H196ZM215 249H216V247H215ZM226 249H227V251H228V248H226ZM233 249H234V247H231L230 250H229L228 252L231 253V251H232V253H233L234 251L237 250V249H234V251H233ZM246 249H245V251H246ZM262 249H263V250H262ZM52 250H54V248H53ZM56 250H60V249L56 248ZM56 250H54L53 252H55ZM95 250H96V251H95ZM104 250H103V252H105ZM108 250H109V251H108ZM124 250H127V247H126V248L123 247V251H124ZM129 250L124 251V252L122 251V253L125 254V253L128 252ZM156 250H159V249H156ZM178 250H179V248H178ZM258 250H259V251H258ZM260 250H261L262 252H261ZM63 251H64V253H65L66 250H65V249H63V250L61 249V253H63ZM145 251H142V250H141V251H137V252H139V254H137V252H136V254H137V256H140V254H141V255H144V252H145ZM152 251H154V250L152 249L151 251H149V253L152 252ZM192 251H193V252H192ZM194 251H195V252H194ZM198 251H199L200 253H199ZM224 251H225V250H224ZM238 251H239V250H237V252H238ZM19 252H21V251H19ZM59 252H60V251H59ZM67 252H68V250H67ZM140 252H141V253H140ZM142 252H143V253H142ZM196 252H197V253H196ZM202 252H203L204 254H202ZM225 252H226V251H225ZM225 252H223L224 255H226ZM237 252H235V253L237 254ZM55 253H56V252H55ZM122 253L120 254L121 256L123 255ZM145 253H146V252H145ZM149 253H148V254H149ZM184 253H185V252H184ZM195 253H196V254H195ZM209 253H210V251L207 252V259H209V258H208V257L210 256ZM232 253H231L230 256H229L230 258H233V257H234ZM241 253H242V251H241ZM241 253H240V254H241ZM10 254H11V252L9 253L8 256H10ZM21 254H22V252H21ZM113 254H112V256H113ZM128 254H129V252H128ZM152 254H153V253H150L149 256H151ZM193 254H194V255H193ZM236 254H235V257H237ZM238 254H239V253H238ZM240 254H239V255H240ZM19 255H20V254H19ZM107 255H108L109 258L111 257V256H109V254H107ZM110 255H111V254H110ZM120 255H119V256H120ZM153 255H154V254H153ZM191 255H193V256H191ZM203 255H204V257H203ZM208 255H209V256H208ZM228 255H229V254H228ZM228 255H227V256H228ZM241 255H242V254H241ZM255 255H254V256H255ZM8 256L6 255V257H8ZM20 256H21V255H20ZM73 256H74V255H73ZM125 256H126V257H125L126 260L123 259L124 256H122V258H120V260L122 259L121 261H123V260H124V261H127L128 258L133 259V258H135L136 255H133V257H132V256L130 257V255H127V253H126ZM137 256H136V260L138 259ZM199 256H200V257H199ZM242 256H243V255H242ZM247 256H248V257H247ZM261 256H264V254L261 255ZM261 256H260V257H261ZM141 257H142V256H141ZM173 257H174V256H173ZM217 257H218V255H217ZM256 257H257V255H256ZM220 258H221V257H220ZM263 258H264V257H263ZM263 258H262V259H263ZM142 259H143V258H142ZM152 259H153V256H152ZM171 259L173 260L174 258L171 257ZM180 259H179V260H180ZM233 259L235 260L236 258H233ZM240 259H243V257L240 258ZM259 259H261V258H258V260H259ZM118 260H119V259H117V260L115 259V262H116V261L118 262ZM120 260H119V261H120ZM133 260H135V259H133ZM138 260H140V259H138ZM179 260L177 261V264H181V263H182V262H181L182 260H181V261H179ZM218 260H219V258H217V261H218ZM229 260H230V259H229ZM229 260H228V261H229ZM72 261H73V262H72ZM110 261H111V260H110ZM121 261L118 262V264L122 263ZM128 261H129V260H128ZM148 261H149V260H148ZM150 261H151V260H150ZM166 261H167V260H166ZM191 261H192V262H191ZM206 261H208V260H206ZM206 261H205V262H206ZM217 261H216V262H217ZM222 261L225 262L226 260H225L224 258H223V260H222V258H221V259H220V262L222 263ZM235 261H236L237 264L239 263L238 260H235ZM240 261H241V260H240ZM244 261H245V260L243 259L241 262L244 264ZM246 261H247V260H246ZM246 261H245V263H248V261H247V262H246ZM259 261L262 262L261 260H259ZM263 261H264V260H263ZM70 262H71V263H70ZM136 262H138V261H136ZM142 262H143V261H142ZM142 262H141V263H142ZM164 262H165V261H164ZM164 262H163V263H164ZM168 262H169V261H168ZM173 262H174V261H173ZM173 262H171V261H170V263H166V262H165L164 264H172ZM179 262H180V263H179ZM183 262H184V261H183ZM216 262H215V263H216ZM220 262H219V263H220ZM224 262H223V264H225ZM230 262H231V261H230ZM251 262H252V264H254V263L256 264V263H257L256 260H255V261H252V260H251ZM251 262H249V263L251 264ZM260 262H259V263H260ZM50 263H51V262H50ZM63 263H64V261H63L62 263H60V264H63ZM76 263L78 264V262H74V260H73L72 257H71V259H70L69 261H67V263H66V261H65V264H76ZM84 263L86 264V262H84ZM84 263H83V264H84ZM111 263L115 264L114 261H112ZM152 263H153V262H152ZM185 263H186V262H185ZM197 263L199 264L200 262H197ZM201 263H202V262H201ZM203 263H204V262H203ZM206 263H208V262H206ZM219 263L217 262V264H219ZM231 263H233V262H231ZM231 263H230V264H231ZM43 264H45V263H43ZM52 264H53V263H52ZM79 264H82V263L79 262ZM99 264H100V263H99ZM139 264H140V263H139ZM142 264H144V263H142ZM173 264H174V263H173ZM208 264H209V263H208ZM234 264H235V263H234ZM262 264H264V263H262Z\"/></svg>",
  "mask_w": 264,
  "mask_h": 264
}]
</instances>
